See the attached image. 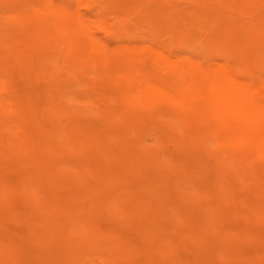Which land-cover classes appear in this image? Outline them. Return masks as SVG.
Masks as SVG:
<instances>
[{"label": "rangeland", "instance_id": "rangeland-1", "mask_svg": "<svg viewBox=\"0 0 264 264\" xmlns=\"http://www.w3.org/2000/svg\"><path fill=\"white\" fill-rule=\"evenodd\" d=\"M6 1V0H5ZM5 1L4 0H0V137L2 138V137H4L3 139H0V175H1V177H0V182L3 180V181H8L7 183L5 182L4 184V187H3V189L1 188V190L0 191H2V193L4 194H2V196L0 195V200L2 201L0 204H1V206H0V238H2V239H0V244L2 245V247H1V249L3 250V249H5V247L4 246H6V248H7V246L8 245H10L11 243V245H12V247L14 246V247H16V248H12V249H17L18 247L21 249L22 248V242H23V244H24V249H22V250H19V248H18V251H22L21 253L20 252H18V253H16L17 255H18V257H17V255L16 256H14L13 258H14V260H15V258H16V260L18 261V262H20V260H19V253H20V257L22 258H20L21 260H22V263L20 262L19 264H41V259H40V257H42V263L44 262L45 264H53L54 262L56 263V261H57V259L58 258H60L59 260H61V261H59V262H62L61 264H63L64 263V260H65V263H67V261L69 260H66V259H64L63 257H62V259H61V257H59V256H57L58 254H60V253H58L57 251H55L54 249H56L55 247H59L60 245H61V243H63V241H60V240H63L62 239V236L63 237H69V234H70V230H68L69 231V233H68V235L67 234H64V232L67 230L66 228H68L67 226H68V224L70 223V222H74V223H76V224H78L79 226H81V225H83V227L81 228V227H79V229H80V232L82 231V233L83 232H85L86 231V233H87V231H90L91 229H93L94 227H95V229L98 231V232H100V233H110V232H113V231H116V232H118V233H120L122 236H125V237H127V239H130V244H132V245H134V249L132 250V252L131 253H133L132 255H134V256H132V261L133 260H136V262L138 263L139 262V259L138 258H142L141 260L142 261H144V260H150L151 259V255H153V253H154V257L155 258H153V256H152V258H153V260H152V262L155 260V259H158L159 258V260L161 259V256H163V261H159V260H157V262L156 261H154L155 263H168V264H170L169 262H168V260L170 261V260H172L171 258H173V261L175 260V258L177 257L176 256V254H178V253H180L181 255V260H183V261H181V263L182 262H185L186 261V263L187 262H191V264H195L197 261L199 262V264H210V263H212L213 264V259H215V258H213L212 259V257H216V259H217V261H216V259H215V262H218L219 260H222V259H224L225 258V260H231L232 261V263H233V260H236L235 259V256L233 257V254H231V253H235L234 251L232 252V250H234L233 249V247H234V243H235V247H236V245L237 246H242L241 248H235V251H237L236 253H237V256L236 257H238L239 259L241 258V260H238V261H241L242 263H238L237 262V260H236V262H235V264H243V263H246V258H248V259H250V262H249V264H264V251L262 252V250H261V252H260V249H261V243H262V239H263V237H264V235L262 236V237H259L260 239H261V242H260V240H259V238L258 237H256L255 238V236H254V234L257 236L259 233H258V231H260L261 230V232L264 234V229H260L259 227H261V226H259V225H261V223H263L264 224V222H262L261 220H263L264 219V214H263V216L261 215L262 214V212L264 213V209H263V207H264V195L262 194V190H264V180H263V178H264V170H262V169H264L263 167H264V148L262 149L261 147H259V145H261V146H264V142H262V141H264V121L263 122H261V118H262V120H263V118H264V113H262V114H259V115H257L254 111H253V107H252V105H247V104H245L244 103V101L239 97V96H236V95H234V94H232L231 92H230V90H228V89H226V88H224V87H222V86H215V90L217 91V92H215V91H213L212 89V86L211 85H209L210 87H204V86H200L199 84H198V81L199 82H201V80H202V77H203V75H202V68L204 67V65H205V63H207V61H210V62H212L214 65H216L215 67H218V63H219V66L221 67L224 63H226L227 61H228V59L227 58H230V59H233V60H236V62H237V65L240 67V68H242V69H244L248 74L249 73H251L253 76H257L256 78H257V80H262L263 78H264V0H260V2H259V0H189L188 2H187V0H183V1H181V0H156V1H158V4H156V2H154V5H156V6H162V5H164V8L163 9H165V16H166V21H165V26H163L162 27V29L163 30H160L159 32H158V34H157V36H156V38H154V40L153 39H151L148 35H145V33H143V32H140L139 31V33L136 31L135 33H133V34H131V35H129V36H122V37H113V36H110L108 33H104L103 31H101L100 29H98V26H97V23H95L94 22V20H95V17L94 16H91V15H93V13L91 12V14H89L90 13V11H89V9L88 8H85V7H87V6H83V5H86V1L84 2V0H80V2H82V4L80 3V5L78 4L77 6L75 5L76 3H78L77 2V0H76V2H75V4H74V1L75 0H69L70 2H71V5H70V8L77 14V17H78V19L79 18H82L83 17V15H85L86 14V12L88 11V13L85 15V18H86V16H90V18H91V21L90 20H88V17L86 18L87 19V27H88V25L90 24L91 25V27H95V26H97V29H95L94 28V30L90 27V25H89V27L91 28L90 29V31H91V34H92V31L95 33L94 35H97V36H103L102 38H104L103 40L104 41H106V42H111L110 44H112V43H114V46L115 45H117L118 43L119 44H121V43H129V44H134L135 43V45H140V47H142V50H147V49H151V50H153L155 53H157L158 54V52H160V56H162L163 58H166V57H168V60L170 59V61H175L176 59H178V57H181V59H182V62H180L179 63V65H177L176 67H172L173 69H176L175 70V73H178L179 74V77H143V76H139V74H140V72H139V70H138V72H139V74L135 71V73L137 74V76H136V74L134 75V77H127V79H128V81H127V79H126V81H124V79L126 78V74L124 75V73L126 72L125 71V69L121 72L119 69H123V68H125V66H123L124 64H125V62L123 61V60H121V61H123L122 63H121V61L119 60V58H124L123 57V55H122V57H120L121 56V54L119 55L118 54V58H117V56H116V58H117V65H116V68L118 69L117 71H118V73L120 74V72H121V74H120V76H122V77H120L119 76V74H117V73H114L113 72V74H116L117 75V77H119V78H117L115 75V77H111V75L110 74H112V73H110L113 69H114V65H109V63H107V60H106V58H105V56L107 55V53L105 52L104 53V50L105 49H103L102 47L103 46H99L100 47V49L102 48L103 49V56H104V58H105V61L104 60H101V58L103 57V56H101V58H100V60L102 61V62H99V64L101 63V65H98V60H99V53L98 52H95L97 49H98V51H101V50H99V48L96 46V48L94 47V52L95 53H92V50H88L89 52H91L89 55H91L90 57L92 58V60H91V63L93 64H86L87 62H90V61H86V58L85 57H83V55L84 56H89V55H87L88 53V51H87V49H82V50H84V51H82L81 50V48H80V43L79 42H77V41H75V38H73L74 36L73 35H71L72 36V38L71 37H69V35H67L66 34V32H65V30H63L62 32H61V30L60 31H57V30H59V25H58V20H55V16H56V14H55V12H58V10H59V8L58 7H60V5H63L62 3H65V2H63L62 0H45V2H47L46 4H44L43 3V5L44 6H42V2H40L39 0V2H40V4H39V2L37 3L36 2V0H34L33 2H35L34 4L31 2V1H28V0H20L21 2L19 3V1L18 0H8L9 2L6 4L5 3ZM43 1V0H42ZM54 1V2H53ZM61 3H60V2ZM79 1V0H78ZM148 1V0H147ZM153 1H155V0H152V1H150V2H153ZM170 3H169V2ZM179 1V2H178ZM185 1V2H184ZM17 2H18V4H17ZM187 2V3H186ZM248 2H250V3H247ZM10 3V4H9ZM14 3V5L16 6V8H15V6L14 5H12ZM37 3V4H36ZM53 3V4H52ZM56 3V4H55ZM147 3V2H146ZM146 3H145V5H146ZM161 3H163V4H161ZM165 3V4H164ZM191 3V4H190ZM198 3V4H197ZM247 5H246V4ZM66 4V3H65ZM65 4L63 5V6H65ZM148 4V3H147ZM4 5V6H3ZM11 5V6H10ZM25 5V6H24ZM32 5V6H31ZM37 5V6H36ZM75 7H74V6ZM141 5V4H140ZM167 5L169 6L168 8H167ZM172 5V6H171ZM250 5V6H249ZM52 6V9L51 8H48V7H51ZM68 6V5H67ZM142 6V5H141ZM185 6H187V7H185ZM30 7H32V8H30ZM38 8V10L37 9H34V8ZM82 7H84V8H82ZM143 7V6H142ZM22 8V9H21ZM40 8H42L41 10H40ZM144 8V7H143ZM148 8H149V5H148ZM239 8H241L242 9V11L239 9ZM28 9H29V11H38L39 13H37V14H41V16H45V15H48V16H51L50 17V20H47V23L49 24V26L50 27H48V28H50V29H47L46 31H44L43 33H40V32H36L35 31V28L33 29L32 27L30 28L31 29V31H29L28 30V25H31V26H33V24L32 23H34V19L32 18V17H30V15L28 14ZM32 9V10H31ZM51 9V10H50ZM75 9V10H74ZM84 9V10H83ZM61 10V9H60ZM63 10V9H62ZM61 10V12H63ZM167 10V11H166ZM240 10V11H239ZM28 11V12H27ZM48 11V14L46 13ZM51 11V12H50ZM82 11V12H81ZM169 11V12H168ZM60 11L58 12V13H61ZM184 12V13H183ZM185 12H187V14L185 13ZM191 14H189V13ZM4 13H6V14H4ZM171 13V14H170ZM256 13V14H255ZM50 14H52V15H50ZM61 14H63V13H61ZM172 14H175V15H173V17L172 16H170V15H172ZM15 15V17H16V19H15V21H12L13 19V17L12 16H14ZM34 15L36 16V14L34 13ZM182 17L181 19H180V17ZM3 17V18H2ZM10 17V18H9ZM55 17V18H54ZM167 17H168V19H167ZM179 17V18H178ZM184 17V18H183ZM194 17V18H193ZM225 17V18H224ZM240 17V18H239ZM34 20L33 22H32V19ZM89 18V19H90ZM93 18V19H92ZM176 18V19H175ZM3 19V20H2ZM49 19V18H48ZM170 19V20H169ZM179 19V20H178ZM52 20H53V22L56 24V29H55V25H54V23L52 22ZM56 22H55V21ZM167 20H169V22L168 23H170V22H172V21H174V22H172V24L170 23V25H171V27L168 25V23H167ZM184 20V21H183ZM49 21V22H48ZM181 21V22H180ZM183 21V22H182ZM263 21V22H262ZM29 22H32V23H28ZM92 22H94V23H92ZM260 22V23H259ZM173 23H174V26H173ZM177 23V24H176ZM187 24V25H183V24ZM52 25V28H51V25ZM188 24H189V27H185V29H186V31H185V29L184 30H182L184 27L183 26H188ZM191 24V25H190ZM35 25V24H34ZM95 25V26H94ZM169 26V28H168V26ZM177 25V28H178V26H179V29H177V31L179 30V32H177L175 29H174V27ZM172 26H173V29H172ZM259 26V27H258ZM88 27V28H89ZM165 27H167L168 29H167V31H166V28ZM180 27H182V29L180 28ZM25 28H26V30H28L29 32H30V34L32 33V31H34V35L36 34V35H38L37 36V38L39 37V39L41 38V37H43V39H44V41L45 40H47V42L45 41H42V38H41V40H39L38 39V41H37V45H38V43H40V45H39V47H37V49L35 48L37 45H35V44H33V43H30V42H28V40L26 39V41H25V38L23 37L24 36V30H25ZM88 28H86L87 29V32L86 33H89V29ZM190 29V31H191V35H189L188 37L189 38H184V37H187V35H185V34H190V33H186V32H188V30ZM258 28V29H257ZM54 30V31H53ZM182 30V31H181ZM162 31H164V32H162ZM170 31L172 32V33H170ZM183 31H185V33H183ZM48 32V35L46 34ZM60 32V33H59ZM166 32V33H165ZM177 32V33H176ZM180 32H182V33H180ZM192 32H193V34H192ZM259 32H261L262 33V35H260V33ZM53 34L54 33V35H56L57 36V33H59L58 34V37H55L54 36V38H53V36L52 35H50V34ZM64 33V34H63ZM161 33V34H160ZM180 33V34H179ZM257 33V34H256ZM177 34H179L180 36H178ZM195 34V36L194 37H191L192 35H194ZM13 35V36H12ZM32 35V34H31ZM62 35H63V37H62ZM171 35V36H170ZM33 36V35H32ZM44 36H45V38H44ZM49 36H52V37H50L49 38ZM99 36V37H100ZM141 36V37H140ZM12 39H11V38ZM60 37H62V38H60ZM69 37V38H68ZM86 37V36H85ZM92 37V35H90L89 34V36H87L86 38H87V41H89V42H91L92 43V41L94 40L93 38H91ZM170 37V38H169ZM178 37V38H177ZM24 38V39H23ZM83 38V37H82ZM120 38V39H119ZM122 38V39H121ZM143 38V39H142ZM184 38V41L182 40ZM10 39V40H9ZM49 39H51V41L49 40ZM69 39V40H68ZM74 41H73V40ZM92 39V40H91ZM125 39H127V40H125ZM160 40L159 41V43H161V41L162 42H165V43H163L165 46H166V48H167V46H168V48H170V50L167 48V50L165 49V46L161 43L160 45L158 44V40ZM167 39V40H166ZM173 39V40H172ZM185 39H188V41L189 42H193V43H195L194 44V46L195 47H193V43H189L188 41H186L185 42ZM115 40V41H114ZM157 40V41H156ZM172 40V41H171ZM197 40V41H196ZM43 43H42V42ZM54 41V42H53ZM153 41H154V43H153ZM155 41H156V43H155ZM232 41V42H231ZM23 42V44H21ZM28 43V45H27V43ZM53 42V43H52ZM80 42H81V40H80ZM88 42V43H89ZM131 42V43H130ZM137 42V43H136ZM145 42V43H144ZM183 42V43H182ZM249 42V43H248ZM41 43H42V45H41ZM56 43V44H55ZM87 43V42H86ZM90 43V44H91ZM116 43V44H115ZM184 43H186V44H184ZM207 43V44H206ZM242 43V44H241ZM54 44V45H53ZM93 44V43H92ZM97 45H101V44H99V43H96ZM95 44V45H96ZM118 44V45H119ZM156 44L157 45H159V46H157L156 47ZM167 44V45H166ZM168 44H170V45H168ZM187 44H189V45H187ZM217 44V45H216ZM233 44V45H232ZM238 44V45H237ZM248 44V45H247ZM29 45H33L32 47L34 48V50H38V52L37 53H43V55H44V57H46V55L45 54H47V53H49V51L52 49L54 52V55L52 54V52H50L48 55H47V57H51V56H54V57H51L52 58V60L53 61H55V63H53L52 62V64H51V61L49 60V58H48V60H49V62L48 63H50L49 65H48V63H47V58H45V61H44V64H45V66H43V69L44 68H46V69H44L45 71L43 72V74L45 73V72H48V76H47V74L45 73V75H46V77H45V75H43L44 77H40V75H42V74H40L39 75V73H41V72H39V73H35V70L33 71V69H36V70H43L42 69V67H41V65H40V62L42 63V60H43V55H41L40 54V57H39V55H38V57H36V56H34V55H36L35 53L33 54H30L29 55V58L30 59H28L29 61L30 60H32V57L34 56L35 58H37V60L38 61H40L39 63H37L38 65H40L39 67H41V69H37V68H32V67H38L37 66V64H36V62L37 61H35V58H34V60H32L31 62H27V64L25 65V63L26 62H24L25 60H23L22 61V56L20 55H17L16 53V51H19V50H21V51H23V50H25V51H33L32 49V47L30 48V49H28L27 47L29 46ZM48 45H50V47H51V49H50V47H48ZM61 45V46H60ZM94 45V44H93ZM113 45V44H112ZM163 45V46H162ZM180 45H181V47H180ZM189 47L188 49H187V46ZM199 45V46H198ZM222 45V46H221ZM17 46V47H16ZM27 46V47H26ZM35 46V47H34ZM42 46V47H41ZM57 46V47H56ZM149 46V47H148ZM171 46V47H170ZM252 46V47H251ZM13 47V49H11ZM14 47L16 48L15 50H14ZM54 47H56V49H54ZM161 47V48H160ZM218 47H220V48H218ZM226 47V48H225ZM231 47V48H230ZM255 47H258V48H255ZM17 48H19V49H17ZM23 48H25V49H23ZM46 48V49H45ZM50 50H49V49ZM171 48H172V51H171ZM174 48V49H173ZM185 48V49H184ZM194 48V49H193ZM197 48V49H196ZM222 48H224V49H222ZM27 49V50H26ZM46 51H45V50ZM48 49V50H47ZM176 49H178L177 51H176ZM195 49L197 50V51H195ZM44 50V51H43ZM51 50V51H52ZM182 50H184V54H182V52H181V54L180 53H178V52H180V51ZM189 50V51H188ZM241 50H243V51H241ZM256 51V53H255V51ZM24 51V52H25ZM43 51V52H42ZM86 51V52H85ZM148 51V50H147ZM157 51V52H156ZM169 51V52H168ZM260 51H262V52H259ZM10 52H12L13 53V55L10 53ZM15 52V53H14ZM23 52V53H24ZM30 52H26V53H30ZM82 52V53H81ZM102 52V51H101ZM100 52V55L102 54ZM172 52V53H171ZM85 53H87V54H85ZM97 53V56H98V58H97V56L95 55ZM174 53V54H173ZM175 53H177V54H175ZM13 56V57H11V55ZM19 54V53H18ZM80 54H83L81 57H83L82 58V60H81V58H80ZM113 54V53H112ZM189 54H191V55H189ZM27 56H28V54H26ZM50 55V56H49ZM62 55V56H61ZM170 55H174V57L173 56H170ZM187 55H188V57H187ZM195 55V56H194ZM232 55H235L234 57L232 56V58H231V56ZM238 55V56H237ZM15 56V57H14ZM17 56L19 57V58H17ZM73 56H74V58H75V56H76V60H75V63L77 62V64H76V66H74V64H72L73 62H72V59L74 60V58H73ZM109 56H112L111 55V53L110 54H108L107 55V57L109 58ZM115 56V55H114ZM170 56V57H169ZM177 56V58H175ZM241 56H243L242 58H241ZM251 56V57H250ZM8 57H10V58H8ZM42 57V58H41ZM69 57H70V60H69ZM90 57H88L89 58V60H90ZM226 57V58H225ZM244 57H246L247 58V60H245V58ZM56 58H57V60H56ZM93 58H94V61H93ZM252 58H253V60H252ZM22 61V63H19V61ZM79 60V61H78ZM86 61L85 62V64H86V66H85V64H84V61ZM109 60H111V58H109ZM108 60V61H109ZM114 60H115V58H114ZM113 60V61H114ZM120 62H119V61ZM224 60V61H223ZM240 60V61H239ZM261 60H262V62H261ZM34 61V62H33ZM58 61V62H57ZM97 61V62H96ZM112 61V60H111ZM112 61V62H113ZM246 61V62H245ZM250 61H251V63H250ZM81 62H83V63H81ZM103 62H104V65H103ZM110 62V61H109ZM114 62H116V60L114 61ZM114 62H113V64H114ZM250 64H249V63ZM31 63V64H30ZM34 63V64H33ZM111 63V62H110ZM118 63H119V65H120V63L122 64V66L120 65V67L121 68H119V66H118ZM190 63H192L193 64V66H192V64H190ZM194 63H196L195 65H194ZM198 63V64H197ZM215 63H217V64H215ZM32 65L30 68V70L31 71H29V69H28V67L30 66V65ZM80 64V67H79V69H81L82 68V70L83 71H81V72H78L76 69H78V65ZM109 65L110 66V69H112V70H107L108 69V67L109 66H107V65ZM25 67H24V66ZM27 65H29V66H27ZM43 65V64H42ZM81 65H82V67H81ZM93 66V68H92V66ZM102 65L104 66L103 68H102ZM106 65V66H105ZM49 66H50V68H49ZM91 66V68H89ZM112 66H114V67H112ZM180 66V67H179ZM53 67V68H52ZM77 67V68H76ZM107 69H106V68ZM112 67V68H111ZM85 68V69H84ZM87 68V69H86ZM88 68L89 69H91V71L90 72H92L91 74H88V73H90L89 72V70H88ZM95 68H97V70L95 69ZM106 69L105 71H109V76L111 77V79L112 78H114L113 80L114 81H112L111 82V80H110V77H109V82H111L112 84H113V86L107 81L108 80V78L105 76V73L103 72L102 74L104 75H102L104 78H105V80L107 81V84H108V86L106 87L107 89H108V87H109V89L107 90V89H104L105 91H107L106 93H102V92H98L97 91V89L99 90V91H101L102 89H103V87L105 86V83L106 82H104L102 79H103V77H100V78H98V76H96L97 74H95L94 72H98L99 71V69H100V72H101V70L102 69ZM179 68H180V70H179ZM12 69V70H11ZM92 69L94 70V71H92ZM135 69V70H136ZM85 70H86V73H87V71H88V76H90V77H88V76H85L84 77V75L83 74H81L82 72H84L85 73ZM116 69H114V71H115ZM56 71V72H55ZM60 73H59V72ZM104 71V70H103ZM14 72V73H13ZM27 72V73H26ZM29 72H31L32 74H29ZM33 72L35 73V75L33 76ZM37 72V71H36ZM54 72V73H53ZM53 73V76H50L51 74ZM56 73V74H55ZM28 74V75H27ZM57 75L56 77H54L55 75ZM86 74V75H87ZM94 74H95V76H94ZM106 74H108V73H106ZM112 74V75H113ZM201 74V75H200ZM250 74V75H251ZM13 75V76H12ZM30 75H32V77L30 76ZM39 75V76H38ZM99 75V74H98ZM101 75V74H100ZM99 75V76H100ZM9 76V77H8ZM35 76H38V77H35ZM94 76V77H93ZM259 76V77H258ZM261 76V77H260ZM10 78V79H9ZM99 80L100 79V81H102V83H100V81H98L97 79ZM124 78V79H123ZM150 78V79H149ZM159 78V79H158ZM162 78V79H161ZM8 79V80H7ZM95 79H96V82L98 81V83L99 84H103V87H102V85H96L95 84ZM117 79H118V82H115V80L117 81ZM139 79V80H138ZM37 80V81H36ZM8 81V82H7ZM80 81V82H79ZM123 81V82H122ZM79 82V83H78ZM116 84H115V83ZM53 83V84H52ZM38 84V85H37ZM94 84L96 85V87L94 86ZM106 84V85H107ZM118 84H119V86H118ZM80 85V86H79ZM110 85L112 86V87H110ZM117 85V86H116ZM22 86V87H21ZM53 86V87H52ZM121 86H122V88H124V89H129V91L127 92L126 90H124L125 91V93H124V91L121 89ZM208 86V85H207ZM20 87V88H19ZM98 87V88H97ZM100 87H102V88H100ZM151 87H153V88H151ZM27 88V89H26ZM96 88V89H95ZM130 88L132 89V90H130ZM134 88V89H133ZM151 88V89H150ZM7 89V90H6ZM34 89H35V92H34ZM61 89V90H60ZM116 89V91L118 90H122V91H119V92H116V91H114ZM127 89V90H128ZM153 89V90H152ZM11 90V91H10ZM54 90V91H53ZM9 91V92H8ZM18 91V92H17ZM21 91H23V92H21ZM31 91H33V92H31ZM38 91H39V93H38ZM42 91V92H41ZM97 91V92H96ZM103 91V90H102ZM126 92H127V95H126ZM25 93V94H24ZM95 93L96 94H98V95H96V97H94V95H95ZM125 95H124V94ZM27 94H29V95H27ZM69 94V95H68ZM104 94V95H103ZM119 94L121 95V94H123L124 96H122V98L123 97H125L126 96V99H124V102H126V104L128 105L129 104V106L130 107H128L129 109H127V105H125V107L126 108H124L123 106H124V104L125 103H123L122 101H123V99L122 98H120L121 96H119ZM19 95V96H18ZM102 97H101V96ZM198 95V96H197ZM18 96V97H17ZM27 96H29V97H27ZM60 96V97H59ZM65 96V97H64ZM106 96H107V100H105L106 102L109 100V102H108V106H107V108L105 107L104 108V106H103V103H101L102 101L103 102H105L103 99L104 98H106ZM22 97V98H21ZM64 97V98H63ZM104 97V98H103ZM26 98V99H25ZM46 98V99H45ZM54 98H56V99H54ZM62 98H63V100H62ZM67 98V99H66ZM99 98V99H98ZM102 98V99H101ZM200 98V99H199ZM28 99V100H27ZM48 99V100H47ZM65 99V100H64ZM92 99V100H91ZM99 101H98V100ZM111 99V100H110ZM204 99V100H203ZM24 100H26V101H24ZM57 100V101H56ZM59 100H60V102H63V104H65L64 106H61L60 104V102H59ZM62 100V101H61ZM94 100V101H93ZM96 100H97V102H96ZM207 100V101H206ZM23 101V102H22ZM55 101H56V104H55ZM65 101H66V103L68 102V105H66V103H65ZM92 101V102H91ZM113 101V102H112ZM186 101V102H185ZM57 102H59L60 104H58ZM105 102V103H106ZM110 102H112V103H114V104H118V106L117 107H115V106H113L112 104H110V105H112L111 107H110V105H109V103ZM128 102V103H127ZM169 102V103H168ZM193 102V103H192ZM215 102H216V105H217V108H216V105H215ZM9 103H10V105H9ZM33 103H35V104H33ZM90 103H91V105H90ZM97 105H96V104ZM191 103V104H190ZM196 103V104H195ZM208 103V104H207ZM35 105V107L37 106L38 107V110H37V112H35V110L37 109V107L36 108H34L33 107V105ZM47 104V105H46ZM52 104H55L56 106H57V104H58V108L55 110L56 112H57V110L58 109H61V107H62V111H63V108H64V110H65V106H67L68 108H66L67 110H68V112H69V108L72 106V111H71V113H75L77 110H80V108H79V105L80 106H84L85 104H87V109L85 108L84 109V111L82 112V113H79L80 111H82L83 110V108L86 106H84L83 108H81L82 110H80L79 112H77L76 114H77V116H79L78 115V113L79 114H81L82 116H84V114H86L87 116H89V114H91V117H92V114L94 115V112H97V111H99V113H97V114H99V117H97V118H95V116H93L92 118H90V119H88L89 120V122L91 121V119H92V121H93V118H95V119H97V120H99L98 121V123H97V120H95L94 119V123H92V125L91 124H89V122L86 124V118H87V116H86V118L84 119V121L81 119V117L79 116L78 117V119L79 120H81V121H83V122H85V123H83V122H81V123H83L84 124V126H82L83 128H81V125H83V124H80L79 122V120H77V119H75L76 117L74 116V115H76V114H71L72 116H69L67 113H66V115L64 116V114H62L63 112L61 111H59L60 113L59 114H62L63 116H62V118L64 119V118H66V119H64L65 120V122H67V119H69L68 121H70V120H72L71 122H73V123H71V122H69L70 123V125H74V127L76 126V124H77V121H78V123L80 124V126H76V127H78V129H77V131H79L78 133H79V137L77 136L78 135V133H76L77 135V137L75 136V138L76 139H74V137H73V135H71L72 136V138H71V140H70V142H71V144H72V146L74 147H71V144H70V142H68L69 140H68V138H67V140H66V138H64V137H62L64 134L63 133H67V130H69V128H67L68 126L70 127V130H71V126L70 125H65L66 123H64V125H62L61 123H63L64 121L62 120V118H61V120H60V117H59V120H60V122L58 123L59 124V126H58V128H61L60 130L58 129V128H56L55 129V132H53V133H51L50 131H51V129H50V127L52 128V125H51V123H50V119H49V116L47 115V112H50V111H48V110H50V108H52L53 106H51ZM84 104V105H83ZM89 104V105H88ZM122 105V106H120L119 107V105ZM190 104V105H189ZM238 104V105H237ZM242 104V105H241ZM32 105V106H31ZM43 105V106H42ZM75 105H77V107H78V109L76 110V108L74 107L73 108V106H75ZM99 105H101V106H99ZM174 105V106H173ZM188 105V106H187ZM200 105V106H199ZM202 105V106H201ZM203 105L204 106H206V107H203ZM212 105H213V107H212ZM215 105V106H214ZM47 106V107H46ZM70 106V107H69ZM185 106V107H184ZM187 106V107H186ZM198 106V107H197ZM236 106V107H235ZM238 106V107H237ZM4 107V108H3ZM12 107H15L14 108V110H13V108ZM30 107H32L33 108V110H30L29 108ZM103 109H102V108ZM108 107H109V109L111 108V111L110 110H108ZM115 107V108H114ZM172 107V108H171ZM196 107V109H194V108ZM202 107V108H201ZM227 107H228V109H227ZM229 107H230V109H229ZM3 108V109H2ZM7 108V109H6ZM45 108V109H44ZM54 108V107H53ZM56 108V107H55ZM54 108V109H55ZM89 108H90V110H94V111H92L93 113H87V111L89 110ZM92 108H94V109H92ZM95 108H97V109H95ZM101 108V110H98V109H100ZM112 108L113 109H117V108H119L118 110H116L115 111V113L117 112V117L119 118V115H120V122H121V124H119V122H118V124L119 125H123V127L121 126H115L114 127V125H117L116 123H117V121H118V119L115 117L116 116V114H114V113H112ZM183 108H185V109H183ZM191 108H193V110H191ZM216 108V109H215ZM240 110V111H238V109ZM244 108H247V110H248V113H247V111L245 110V112H244ZM28 109H29V111H28ZM104 109H107V111L106 112H109L110 111V116H112V114L113 115H115L114 117L115 118H111L112 119V123H113V121H115L116 123H114V125L112 124V123H110V121H108L109 119H110V117H109V119H107V121H106V119H103L104 117H103V115H102V113L104 114L105 113V111H104ZM124 109H125V111H124ZM131 109V110H130ZM198 109V111L199 112H201L200 114L199 113H197L195 110H197ZM211 109V110H210ZM213 109H215L214 110V112H213ZM226 109V110H225ZM234 109V110H233ZM27 110V111H26ZM44 110H45V112H44ZM47 110V111H46ZM66 110V111H67ZM96 110V111H95ZM121 110H123L124 112H126V113H123V111H121ZM217 110H218V112H217ZM223 110V111H222ZM228 110H230V112L228 111ZM31 111H33L34 112V115L35 116H38V118L37 117H35L34 115H33V112L32 113H30ZM101 111V112H100ZM102 111H104V112H102ZM191 111H194L195 112V114H196V117L195 116H193L192 114H189ZM237 111V112H236ZM241 111H242V113H241ZM253 113H252V112ZM65 112V111H64ZM221 112V113H220ZM8 113H9V115H8ZM28 113V114H27ZM30 113V114H29ZM41 113H42V115H41ZM70 113V112H69ZM84 113V114H83ZM130 115H129V114ZM160 113V114H159ZM206 113H208V114H206ZM210 113V114H209ZM238 113V114H237ZM252 113V114H251ZM255 113V114H254ZM33 115V117H35V118H33L32 116H30V115ZM39 114V115H38ZM96 114V113H95ZM124 114H126V115H124ZM135 114V115H134ZM214 116L215 114H218V115H220L221 116V118L219 119V121L223 124V126L224 127H221V129L223 128L224 130H225V128L228 130H225V132H226V135H228V134H230L229 132H231V131H229V128H231L230 127V125L232 124L233 126H232V128L233 127H236L235 129H232V130H234V132L236 131V136H240V137H238V138H240L241 139V136H243L242 137V139L240 140V139H238L236 136H233V134L231 133L230 134V137L229 138H231V140L229 139V140H227V137L225 138V137H223V139H221V137L220 136H218V133L215 131V130H213L212 131V128H207V124H205V123H207V121L208 120H206V117H208L209 116V118L208 119H211V117L210 116H212V115ZM223 114H226V116H227V118H226V116L225 115H223ZM241 114V116H238V115H240ZM244 116H246L245 118L243 117V115ZM27 116V120L29 121V119H31V121H27L26 120V116ZM68 115V116H67ZM108 115V114H107ZM261 115V116H260ZM40 116V117H39ZM42 116H43V118H42ZM46 116H48L47 117V119H46ZM74 116V117H73ZM103 117L102 119H100L101 117ZM123 116V117H122ZM222 116H225V117H222ZM255 116H256V118H255ZM28 117H32V118H28ZM68 117V118H67ZM85 117V116H84ZM84 117H82V118H84ZM90 117V116H89ZM88 117V118H89ZM249 117H251L252 119H253V121H252V119H249ZM258 117V118H257ZM37 118V121L35 122V124H34V121L32 120V119H36ZM45 118V119H44ZM71 118V119H70ZM73 118L75 119V120H73ZM107 118H108V116H107ZM129 118H130V120H131V122L129 121ZM235 118H236V121H235ZM243 118L244 119H249V120H247L246 122H244V120H243ZM40 119H42L41 121H40ZM110 119V120H111ZM115 119V120H114ZM116 119H117V121H116ZM47 120H49V121H47ZM101 120V121H100ZM125 120H128V124H130L131 123V125L133 124V128L130 126H128V124L126 123L127 121H125ZM243 122H242V121ZM42 122V124L44 125L43 127H44V129L46 128V130H50V131H48V133L50 132V134L51 135H49L48 133H45V135H47V136H44V138H45V140H43L42 139V137H43V135L41 134L40 135V137H41V139H42V141H43V143H48L49 144V142H47V140L49 139V136H50V138H51V143L50 144H56V143H54V140H55V138L54 137H59L60 138V136L63 138V142H61V140L59 141V140H57L56 139V141H59V143L61 142V146H63V149H65L64 150V155H66V156H74L75 154H76V156L77 155H80V156H77V157H75L74 156V158L72 159V160H68V163H66L67 162V157H65L64 155H61V156H63V157H60V158H62L63 160H59L61 163H59L58 162V160L57 159H60V158H57V159H55V160H57V161H53V160H51L52 161V163L50 162V161H48V159L49 158H47V156L46 157H43L42 156V154H46V152H49L50 151V156H51V154L53 155V156H51V157H57L58 155H60L61 153H59V150L57 149L58 147L57 146H60V145H55L56 146V149L54 148V151L53 150H51V148H53L51 145V148H49V149H47V147H49L48 146V144L45 146L44 144L43 145H41L42 143H40V142H42L41 140H40V137L37 139V136H36V131L35 130H37V129H39L40 128V126L38 127V128H35L37 125H41V123L40 122ZM75 121V122H74ZM91 121V122H92ZM102 121H104V122H102ZM125 121V122H124ZM223 121V122H222ZM251 121V122H250ZM105 122H108V125L106 124V127H108V130L109 131H111V133H113L112 131H116L117 132V127H120L121 128V130H120V128H118L119 130H118V134H120V135H117V133H116V136L117 137H112V135L110 136V135H108V134H110L109 132H107L108 130H107V128H104L102 131L100 130V129H102L103 128V125H104V123ZM235 122V123H234ZM27 123V124H26ZM35 125H33V124ZM46 123H48V125H50V126H48ZM95 123H96V127H98V126H100V127H98V129L103 133L104 132V134H102L100 131H98L94 126H95ZM101 123L103 124V125H101ZM112 125V128L114 129H112V130H110L111 128V125ZM125 125H124V124ZM228 123V128L225 126L226 124ZM250 123V124H249ZM22 124H23V127H22ZM78 124V125H79ZM126 124H127V126H126ZM225 124V125H224ZM239 124L241 125L240 127H238L239 126ZM260 124V127L263 125V128H260V127H258V125ZM9 125H10V127H9ZM33 125V126H32ZM47 125V126H46ZM90 125L93 127V129H95L94 131H95V133L97 132L98 133V136H100V139L101 138H105V134H107L108 136H110L109 137V139H111V140H108V139H106V141H103V140H105V139H101V144L100 145H97V146H95V141H97L98 140V136L97 135H95V133H93V131H91L92 130V128H89L90 127ZM98 125V126H97ZM196 125V126H195ZM235 125V126H234ZM245 125V127H242V126H244ZM246 125H247V128H246ZM248 125H250L249 127H251V126H253V125H255V126H253V127H255L257 130L259 129V130H261V132L258 130H256L255 128L253 129V131H251V133L253 134V132L256 130L257 131V134H256V131L254 132V134H256L254 137L255 138H252V136L250 135L251 133H250V130L252 129H250L249 130V127H248ZM30 126H32V129L30 128ZM42 126V125H41ZM46 126V127H45ZM65 126V127H64ZM110 126V127H109ZM206 126V127H205ZM258 128H257V127ZM28 127L31 129V132L34 134L33 135V138L31 137V140H33L34 142H37V143H34L35 144V147L32 145V143H33V141L31 142V140H30V138L29 137H27L28 136V132H30V129H28ZM43 127H41L40 128V130L43 128ZM73 127V126H72ZM102 127V128H101ZM127 127V128H126ZM205 129H204V128ZM11 128V129H10ZM67 129V130H65V131H63L62 129ZM87 128H89V129H91V130H89V131H87L88 129ZM110 128V129H109ZM122 128H125L126 129V131H125V129L123 130V132H122ZM128 128H130V129H128ZM238 128H241L240 129V131L242 132V128H244L243 130H245V128L246 129H248L247 131H248V133L249 134H247V132L246 131H243L244 132V134H243V132H242V134L243 135H241V132L239 131V129ZM10 129V130H9ZM20 129H23V130H20ZM33 129H35L34 131L35 132H33L32 130ZM83 129V130H82ZM107 130V131H104V130ZM128 129V130H127ZM194 129V130H193ZM202 129H203V131H202ZM206 129H208V131H206ZM209 129H211V130H209ZM238 129V130H237ZM26 130H28V131H26ZM40 130H39V134H40ZM52 130H54L53 128H52ZM56 130H57V132H58V130H59V134L57 133V135H56ZM131 130V131H130ZM231 130V129H230ZM263 130V131H262ZM2 131V132H1ZM62 133H61V132ZM76 131V132H77ZM82 131H83V134H82ZM125 131V132H124ZM130 131V132H129ZM199 133H198V132ZM212 131V132H211ZM216 133H215V132ZM30 132V133H31ZM70 132V131H69ZM86 132V133H85ZM106 132V133H105ZM145 132V133H144ZM183 132H187V134H185L184 135V133ZM195 132L197 133V135L198 136H201V137H198L197 135H194L195 134ZM210 132V133H209ZM233 132V133H234ZM238 132V133H237ZM3 133H6V134H4L5 136L7 135V138L3 135L2 136V134ZM18 133V134H17ZM24 133H25V135H24ZM30 133H29V136H31L30 135ZM37 133V134H38ZM87 134V136L85 135V134ZM88 133H90V135H88ZM99 133H101V134H99ZM122 133H125V134H122ZM126 133L127 134H129L128 136L126 135ZM144 133V134H143ZM151 135H150V134ZM181 133V134H180ZM192 133V135H190ZM210 135V138H212V136L213 137H215L216 138V140L214 141V139L212 138V139H210L209 138V136H208V134ZM245 133H246V135H245ZM262 135H261V134ZM19 134L20 135H24V139H25V141L22 139L23 137H20L19 136ZM80 134H82V135H84L85 137H83L82 135H80ZM92 134H94L93 136H92ZM150 136H149V135ZM166 134H167V136H166ZM212 134H214V135H212ZM216 134V135H215ZM234 134V135H235ZM68 135V134H67ZM114 135H115V133H114ZM113 135V136H114ZM122 135L124 136V138L122 137ZM140 135H142L141 137L142 138H139V139H141V140H139L138 139V137H140ZM147 135V136H146ZM171 135V136H170ZM194 135V136H193ZM204 137H203V136ZM233 137H232V136ZM35 136H36V140H35ZM39 136V135H38ZM95 136H97V137H95ZM101 136H103V137H101ZM119 136V137H118ZM129 137H131L129 140H131V142L133 141V139H134V142L135 143H131L130 141H128V142H124V143H122V144H126L127 145V143H128V145H130V143H131V145L130 146H135L136 147V145H140V147H141V144H140V142H142V147L140 148V147H138V149H142L141 151H142V153H140V156H138V154H139V152H141V151H137L138 153H135V154H133L134 152H136V151H133V153H132V151H129L128 153L130 154L128 157H127V155L124 153L123 154V152H127L126 150H129V149H131V150H133V147H131V148H128V145L126 146L127 148H126V150L125 151H123V149L125 148V146H123L122 144V147L120 148V143L122 142V140L123 141H125V139H127L128 140V138ZM168 136H169V138H168ZM173 136H175L174 138H173V140H172V138L171 137H173ZM192 136V137H191ZM208 136V137H207ZM218 138H217V137ZM261 136H262V140L261 141H259L260 139H261ZM13 137L15 138V139H13ZM66 137H68V136H66ZM80 137H82L81 138V140H80ZM92 137L95 139V140H92ZM126 137V138H125ZM151 137V139H153V140H151V139H149ZM163 137H164V139H163ZM168 139H167V138ZM178 137V138H177ZM191 137V138H190ZM236 137V139H238V142L240 143V141L242 142V140L245 142H243V145L245 144V146H246V144H248L247 143V141H248V138H250L249 140H251L252 141V143H256V142H259V143H261V144H258L257 145V143H256V146L258 147H255V149H252L253 151H251V149H247L248 151L247 152H252V153H257L258 154V156H256V158L254 157L253 158V154L250 152V154H246L245 155V153H246V149H245V153H243L244 154V156L247 158V162L249 161V164L247 165L246 164V160L243 162L242 161V158H243V154H241V156H242V158H241V162H243L242 164H241V162H240V160L238 159V158H240V153L242 152V151H244V149L242 150L241 149V144L242 143H240V146L238 145L239 143L238 142H236L235 140L236 139H234ZM247 137V139L245 140V138ZM6 138V139H5ZM21 138V139H20ZM30 140V141H28V139ZM106 138H108V137H106ZM112 138H114L113 140H114V142H116L115 144H118L119 143V145H112V143H114L113 141H112ZM122 138V139H121ZM179 138H180V141H179ZM183 138H184V140H183ZM191 139V140H195V139H202V141H200L201 143V146H197L196 147V145H197V143H198V141H194L193 143H196L195 144V147H194V145L192 144V141H191V143H189V139ZM204 138V139H203ZM220 138V139H219ZM244 138V139H243ZM13 139V140H12ZM65 139V140H64ZM69 139H70V136H69ZM77 139H79L78 141H77ZM83 139H85V140H83ZM99 139V140H100ZM116 139V140H115ZM136 139H137V141H136ZM143 139V140H142ZM157 139V140H156ZM177 139V140H176ZM219 139V140H218ZM224 139H225V141H224ZM234 139V140H233ZM254 139V140H253ZM4 140H7V145H9L10 146V148L11 147H13L12 149L13 150H17L19 153H20V155H22V153L24 154V155H22L21 157V159H23V157L24 156H26V154L24 153V152H26V153H28V154H32V151L34 150V152L36 151V155H34V152H33V155H34V157L36 156L37 158H35V161H34V159L32 158V159H30V161L31 162H29L28 163V161H29V155H27L26 157H28L24 162L22 161V160H18V158H20V156L18 157V156H16V153H15V156H16V158L14 159L13 158V156H11V155H13L12 153H13V151H12V149H10V151H12V153L10 154V152H8V154L6 153L7 151H9V146H8V150L6 149V151L5 150H3V147H5V146H7L6 145V143H5V145H4V143H3V141ZM10 140H12V141H10ZM27 140V141H26ZM37 140H39V141H37ZM77 141V142H80L81 143V146H78V145H80L79 143H78V145H77V143H75L74 142V144H76V146L73 144V141ZM99 140H98V142H99ZM119 140H121V142L119 141ZM126 140V141H127ZM182 140V141H181ZM186 140V141H185ZM187 140H188V144L187 143H185V142H187ZM218 140V141H217ZM222 140V141H221ZM240 140V141H239ZM8 141H10L9 142V144H8ZM13 141H18V146H17V149L15 148L16 146H15V143L13 142ZM24 141V142H23ZM53 141V142H52ZM67 141V142H66ZM81 141H84V142H86L85 144L83 143V142H81ZM89 141H90V143H89ZM92 141V142H91ZM109 141V143L108 144H110L109 146H107V143L106 142H108ZM154 141V142H153ZM166 141V142H165ZM174 141V142H173ZM177 141V142H176ZM179 141V142H178ZM205 141H207L206 142V144H205ZM217 141V142H216ZM230 141V142H229ZM235 141V142H234ZM251 141H249V142H251ZM254 141H256V142H254ZM13 142V143H12ZM23 142V143H22ZM28 142V143H27ZM31 142V143H30ZM67 143V146H70V147H68L67 149H66V144H64L63 145V143ZM98 142H96V144H99ZM137 142V143H136ZM139 142V143H138ZM165 142V143H164ZM223 142V143H222ZM233 143L234 145H232V144H230V143ZM2 143H3V146H2ZM25 143H26V146H25ZM30 143V144H29ZM58 143V142H57ZM88 143V144H87ZM105 143V144H104ZM173 143H175V144H181L180 146L178 145L177 147L180 149V148H182L184 145L182 144V143H185L187 146L189 145V144H191V145H193V147L192 148H196V150L198 149V147L200 148H202V150L205 152V151H207L206 153H209V154H211V152H212V157L214 156V155H217L216 157H218L219 155H221L222 156V152H220L219 153V150L220 151H223V150H225L228 146H229V148L231 147V146H233L232 148H234V149H230V151L232 150V152L233 153H235L236 155H234L232 152H230V154H229V150H225V157H224V159H219L218 158V161L217 162H220V163H224V164H227V166L229 167V169H230V173H229V175H230V181H228L229 179H228V177H227V179H226V177L224 176V177H222V179H223V181H222V179H221V181H222V184H219V183H221V181L220 182H218L220 179H216V178H214L215 176V174L213 175L214 177H212V178H214V179H211V176H212V174L210 175V177L209 176H207V173L208 172H210L211 171V167H215L216 165V163L214 162L215 160H217V158L214 156L213 158L209 155L208 156V154H203V155H205L204 156V158H203V155H202V153L201 152H203V151H201V149H199V151L198 152H196V154H194V151H193V149L189 146L188 148H191L190 149V151H189V149H188V151H187V149L185 150V149H181L180 151H179V149L176 147V145H175V147H172L171 145L173 144ZM212 143V144H211ZM237 143V144H236ZM252 143H250V144H252ZM23 144V145H22ZM36 144H40L39 145V147L36 145ZM92 144H94V146L92 145ZM104 144V145H103ZM208 144V145H207ZM227 144V145H226ZM250 144H248L247 146H249L250 147ZM253 144V145H254ZM11 145H13V146H11ZM28 145L30 146V145H32L30 148H32L33 149V147H34V149L32 150L31 149V151L29 150V148H28ZM86 145H88V147L89 148H91L92 149V147L94 148V150L96 149L95 147H97V149L99 150H97L96 149V151H98L97 153H98V155H100V157H101V155H102V153L104 154V152H105V154L108 156H104L103 157V155H102V160H103V162H105V163H103V162H101V164H103V165H105V166H107V163H108V165H109V160H110V158H111V161H113L114 159H116L117 158V160H114V165L112 164V166L111 165H109L110 167H112L111 169H113V166H115L116 164L118 165V163H119V165H122V162H120V160L121 161H123V165H122V167L121 166H119V167H121L120 169H119V175H118V171H116V169L118 170V167L116 168V169H114L115 171H113L112 170V172L110 171V173L111 174H114L113 176L109 173V169H108V167L109 166H107L106 168H105V166H104V168H103V171L105 170V172H103L102 171V173H104V174H102V173H99L100 172V170H102V166L103 165H100V163H99V161L101 160L100 159V157L96 160L95 158H92V156L90 155L91 153H92V155H93V157L94 156H96V153H95V151L94 152H91L92 150H89L88 149V147L86 146ZM162 145V146H161ZM204 145H205V148H204ZM236 145H238L239 147H240V149H239V147L238 146H236ZM22 148H21V147ZM40 146H44V147H46L45 148V150L44 149H42V147L40 148ZM91 146V147H90ZM98 146H99V148H98ZM106 146V147H105ZM117 146H119L117 149H116V147ZM143 146H144V148H143ZM173 146H174V144H173ZM206 146H208V147H206ZM227 146V147H226ZM235 146V147H234ZM245 146H243V147H245ZM245 147V148H249V147ZM26 147V148H25ZM77 149H76V148ZM81 147V148H80ZM86 147H87V149H86ZM103 147H104V149H103ZM113 147H114V150L115 151H118V149H121L120 150V152L118 151V154L119 153H121L122 154V156H124V155H126L125 157H127V159H125V157H122L121 156V154H119L118 156H117V153L114 151V153H116V154H112L113 153V151H112V149H113ZM159 147V148H158ZM186 146H184V148H185ZM238 147V148H237ZM251 147H252V145H251ZM253 147V148H254ZM19 148V149H18ZM37 148H39L38 150H37ZM62 148V147H61ZM70 148V149H69ZM71 148L72 149H75V150H73V151H71ZM78 148H79V150H78ZM82 148H84L85 150H83ZM105 148L108 150H105ZM108 148H111V149H108ZM146 148H148V149H146ZM166 148V149H165ZM178 150H177V149ZM223 148V149H222ZM225 148V149H224ZM259 148H261V149H259ZM43 150V152L44 151H46V152H44V153H42L40 150ZM48 151H47V150ZM69 149V150H68ZM135 149V148H134ZM151 149V150H150ZM155 149V150H154ZM210 149V150H209ZM211 149H215L216 151H211ZM237 149H239V150H241V152L239 153L238 152V150ZM259 149V150H258ZM58 150V151H57ZM86 150H87V157H88V155H90L89 156V159L88 158H86V156L83 154V152L84 153H86ZM101 150H103V151H101ZM109 150H111V151H109ZM146 150H150V152L149 151H146ZM164 150V151H163ZM166 150V151H165ZM172 150V151H171ZM195 150V149H194ZM234 150V151H233ZM260 151L261 152V156H260V154L258 153V152H256V151ZM262 150V151H261ZM4 151V152H3ZM16 151V152H17ZM60 151H62L63 152V150L61 149ZM78 151V152H77ZM90 151V152H89ZM187 152V156L186 157H188L189 155V157H188V159H186L185 157H184V152ZM201 151V152H200ZM3 152V153H2ZM17 152V153H18ZM31 152V153H30ZM70 152H72V153H70ZM73 152L75 153V154H73ZM100 152H101V154H100ZM133 154V156H131L132 154ZM145 152V153H144ZM165 152V153H164ZM181 152H182V155H181ZM185 152V153H186ZM192 152V153H191ZM217 152L219 153V154H217ZM224 152V151H223ZM39 153H42V154H39ZM59 153V154H58ZM77 153H80V154H77ZM89 153V154H88ZM151 153V154H150ZM157 153V156L160 154V157H161V159H159L160 157H156V154ZM162 153V154H161ZM189 153V154H188ZM197 153H198V155H197ZM199 153H201V155L199 156ZM216 153V154H215ZM229 154V156L230 157H233V159H235V161H237L238 160V162H240V164L239 163H237V165H235L236 164V162L235 161H232L231 162V160H232V158H231V160L229 159V157H228V159L230 160V162L231 163H235V164H232L233 166H231V163H229V162H227V161H229V160H225V159H227L226 158V155L228 156V154ZM7 154V155H6ZM39 154V155H38ZM73 154V155H72ZM146 154H148L147 155V157H149V158H147L146 159V161H145V156H146ZM191 154H192V156H191ZM194 154V155H193ZM231 154H233V155H231ZM83 155H84V157H85V159H87L88 160V162L91 160V162H89V164H88V162H87V165H85L86 164V161L84 160V166H90V170H83L84 168H82L83 166L80 164V167L82 168H80L79 167V162H76L77 161V159L79 160H81V162L83 161L82 159H84L83 158ZM97 155V156H98ZM135 155H136V157H135ZM149 155H152L153 156V158H152V156L150 157ZM177 155V156H176ZM196 155V156H195ZM253 155V156H252ZM32 156V155H31ZM30 156V157H31ZM42 156V157H41ZM45 156V155H44ZM68 156V157H69ZM96 156V157H97ZM112 156H113V158H112ZM119 156H120V158H119ZM142 156H144V158L142 157ZM164 156H165V158H164ZM193 156H195L196 158H197V156H199V157H201L200 159H198V163L200 164H197V165H199V166H196V167H194L193 168V172L195 173L196 171V175L198 174V172H201V171H203V173L202 174H205L206 175V178H207V181L204 183V179L202 180V178L201 177H198L199 175H200V173L198 174V176H197V179L198 180H196V179H194L195 178V176L193 177L192 175H189V174H191V173H193V172H189V174H187V178H179L180 177V175H177V176H174L173 175V173L176 175V172H175V168L174 167H178V164H180V162H181V160L183 159V157H184V159H186L187 161H189V164L190 163H192L191 161H193V159L195 158V157H193ZM206 156H208V157H210V158H205ZM220 156V157H221ZM223 156H224V153H223ZM260 156V157H259ZM48 157H49V155H48ZM59 157V156H58ZM66 159H65V158ZM135 157V158H134ZM154 157H156V158H154ZM177 157H179V161L176 159ZM182 159H181V158ZM198 157V158H199ZM235 157H238V158H235ZM244 157V158H245ZM262 157V158H261ZM39 158V159H38ZM42 158H45L44 160V166H45V164L46 163H48V164H51V165H49V167L51 166V167H53L54 166V168H56V170H57V167H58V169L59 170H62V171H60V172H62L63 173V175H64V173L65 172H67V173H70L71 175H73L74 173H76L77 175L75 176V174L73 175L74 177H75V180H77V179H79V178H77V177H79L78 175H81L80 176V178L81 177H83L84 175L86 176V175H88L89 174V172L88 171H90L92 174H90V175H88L89 176V179L88 178H86L85 176V178L86 179H88L87 181H86V179L83 177V180L82 179H79L80 181V183L82 184L83 183V185H81V184H79V182H74L75 184H79V186L78 187H80V186H82V188L79 190V192H82L83 191V189L85 190V188L86 187H88L87 186V184L88 185H90L91 184V186H89V188H87L86 190H87V192L86 193H81V196H79V199H76V197H75V195L78 193L77 191H76V189H77V186H75L74 185V183H73V186L72 185H69V182L73 179H71V180H69V178H70V176L68 175H65L64 177H69V178H65V179H63L64 177H60V176H58L59 177V179H63V180H61V181H58L57 179L58 178H55V176L56 175H58V174H60L61 175V173L59 172L58 173V171L54 174L53 173V176H50L51 177V181L50 180H48L47 178V176H45L44 174H46L47 175V173H44V174H41L42 172H43V165H41L40 164V161H41V159ZM91 158V159H90ZM104 158V159H103ZM107 158V159H106ZM121 158H124V160H122ZM130 158V159H129ZM137 158V159H136ZM195 158V159H196ZM214 158H216V159H214ZM249 158H251V161L250 160H248ZM261 158V159H260ZM25 159V158H24ZM53 159V158H52ZM70 159H71V157H70ZM93 159H95L96 161H98V163H99V165L97 166V164H96V161L95 160H93ZM120 159V160H119ZM135 159H136V161H135ZM153 159H155V160H153ZM157 159V160H156ZM181 159V160H180ZM182 160V162H184L185 160ZM194 159V161H196ZM204 159V161H202ZM259 159V160H258ZM3 160V161H2ZM66 160V161H65ZM75 160V162H73ZM101 160V161H102ZM108 162H107V161ZM129 160H130V163H129ZM138 160V161H137ZM142 160V162H143V160H144V162H146V163H141V164H139L140 162L139 161H141ZM149 160V161H148ZM161 160H163V161H161ZM173 160H176V162L175 161H173ZM255 161L256 163H254L253 164V162L252 161ZM19 161V162H18ZM65 162V163H63V162ZM92 161H94L95 162V167L97 168H95L94 166H93V162ZM133 161V162H132ZM135 161V162H134ZM152 161V162H151ZM155 161H158V162H155ZM165 161V162H164ZM187 161H185V163L187 162ZM227 163H226V162ZM19 163V165H23V166H25L24 168H26L27 166L26 165H28V167L31 165V168H29L30 170L32 169V163H33V170H29L28 168H26V170H24V168L23 169H21L20 168V166H18V165H16V163ZM21 162V163H20ZM42 162V161H41ZM57 162V163H56ZM69 162H70V164H69ZM75 164V163H78V167H76L75 165H77V164H73V163ZM148 162H149V165H148ZM154 162H155V165H153L154 164ZM160 162V163H159ZM202 162H204V163H202ZM206 162V163H205ZM11 165H10V164ZM15 165H14V164ZM37 163H38V165H37ZM54 163H56V164H58L57 165V167H56V164L54 165ZM90 163H92L91 165H90ZM129 163V164H128ZM138 163V164H137ZM153 163V164H152ZM156 163H157V165H156ZM162 163V164H161ZM167 163V164H166ZM172 165V167H171V165ZM188 163V162H187ZM207 163H209V165L207 164ZM250 163H251V167L249 166L250 165ZM260 163V164H259ZM47 164V165H48ZM66 164H68L69 165V167H70V169L69 168H67L68 167V165L66 166ZM83 164V163H82ZM110 164H111V162H110ZM132 164H134V165H132ZM145 165V167H144V165ZM153 165V167H151L152 165ZM163 166V168L160 166ZM164 164H165V166L166 165H169L168 167L166 166H164ZM193 164H195L196 165V163H194L193 162ZM211 164H212V166H211ZM230 164V165H229ZM252 164H253V166H252ZM256 164V165H255ZM262 164H263V166H262ZM10 165V166H9ZM39 165H41L42 166V170H41V167L39 166ZM62 166L61 168L59 167V166ZM64 165H65V167H64ZM73 165H74V168H73ZM116 165V166H117ZM128 165V166H127ZM138 165H140L142 168H141V170H140V166H139V168H138ZM176 165V166H175ZM205 165V166H204ZM247 165V166H246ZM259 165L261 166V167H259ZM89 166H88V168H89ZM101 166V167H100ZM134 166V167H133ZM137 166V167H136ZM150 166V167H149ZM156 166V167H155ZM174 166V167H173ZM203 166H204V168H203ZM210 166V167H209ZM235 166H239V169L240 170H236V169H238V168H235ZM249 166V167H248ZM258 166V167H257ZM46 167V166H45ZM76 167V168H75ZM94 167V168H93ZM100 167V168H99ZM127 167H128V169H127ZM155 167V168H154ZM160 167V168H159ZM169 167H171V168H169ZM208 167H209V169H208ZM231 167H232V169H233V171H232V169H231ZM254 167V168H253ZM4 168V169H3ZM36 168H37V170H41V172H39L38 173V171H35L36 170ZM40 168V169H39ZM72 168H73V170H72ZM78 168L79 169H81V170H78ZM136 168V169H135ZM148 169V168H150V173H148L147 171L148 170H146V169ZM157 168V169H156ZM164 169V170H162V173L165 171V172H167V170H168V172H167V174L169 175V177H168V175H166L165 174V172H164V176H163V174H161V170L160 169ZM167 170H166V169ZM173 168V171L171 170V172H170V169H172ZM191 168V167H190ZM190 168H189V170H190ZM244 168H246V169H248V170H253L254 169V171H252L253 173H251L250 171H248V172H250V174L244 169ZM262 168V169H261ZM21 169V170H20ZM48 169V167L46 168V170ZM74 169H76L78 172L80 171V173L78 174V172L77 171H75ZM85 169H87V168H85ZM96 169V170H95ZM99 169V170H98ZM122 169L124 170V172L122 171ZM130 169H131V171H130ZM132 169H133V171H132ZM141 171H139V170ZM145 169V170H144ZM203 169V170H202ZM214 169H216V168H214ZM234 169L236 170L235 171V175L237 174L236 172H238V171H242V173H243V175H241L242 173H238V176L237 177H235V180H234ZM255 169H256V171H255ZM259 169H261L262 171H260ZM45 170V171H46ZM50 170H53V172H55V169H53V168H50ZM99 172H98V171ZM106 170H107V174H105L106 173ZM121 170V171H120ZM128 170V171H127ZM136 172H135V171ZM151 170H152V172H151ZM154 170V171H153ZM155 170H156V172L158 171V170H160V171H158L157 173H155ZM209 170V171H208ZM246 171V172H243V171ZM257 170H258V172H257ZM2 171V172H1ZM29 171V172H28ZM44 171V172H45ZM48 171V170H47ZM69 171V172H68ZM72 171H74V173L72 172ZM84 171H86V172H84ZM96 171V173H94ZM125 171H127V172H125ZM145 172L146 171V173H144V174H142L143 172ZM213 171V170H212ZM262 172V174L260 173V172ZM11 172V173H10ZM22 172H25L26 174L24 175ZM30 173V174H28V173ZM51 172V171H50ZM50 172H48V174H50ZM121 172V173H120ZM133 174H132V173ZM169 172H170V174H169ZM215 172V171H214ZM231 172L233 173V174H231ZM256 172V173H255ZM13 173V174H12ZM36 173H37V175H36ZM82 173V174H81ZM83 173H84V175H83ZM88 173V174H87ZM98 173V174H97ZM127 173H129L128 174V177L126 178V174ZM130 173L132 174L131 176H129L130 175ZM154 173L155 174H157V176H158V178L160 179L159 181H155V177H156V175H154ZM159 173H160V175H159ZM193 173V174H194ZM211 173V172H210ZM218 173V172H217ZM217 173H216V175H217ZM245 173H247V175L248 176H250V177H252L251 176V174L253 175V176H255L256 174H259V175H256L255 177H257V179L258 180H255V178L254 177H252L253 178V180H251V182H249V181H247V180H249L250 179V177H248V176H246V177H244V174ZM33 174V175H32ZM52 174V173H51ZM50 174V175H51ZM108 174L110 175V176H108ZM141 174V175H140ZM147 174V175H146ZM148 174H149V176H148ZM261 174V175H260ZM5 177H4V176ZM10 175V176H9ZM14 175V176H13ZM29 177H28V176ZM30 175H32V176H30ZM40 175H42L43 177H41L40 178ZM83 175V176H82ZM92 175H94V176H92ZM95 175H96V177H95ZM97 175H100L99 177H101L100 179V182L102 181L104 184H105V181L107 182L108 181V183H110L111 185H112V181L111 180H114V182L115 181H117V186H118V181L120 182L121 180H122V182H125V183H122V182H120V183H122V185L124 186L125 184H127V182H128V188L131 190V188H132V186H136V187H133L132 188V190H133V193H135V194H138V196L140 195L139 194V191L138 190H142V188H141V186L143 187V191H141V195L143 194V197L140 195V198L141 199H138V196L136 197L138 200H139V202H138V200L134 197L133 198V196H134V194H133V196H132V193H130V192H132V190L130 191L129 189H127V187L125 186V188H124V190H122L121 189V186L122 185H120L119 184V186L120 187H117V188H114V187H116L115 185L116 184H114L113 183V185L112 186H107V190L108 191H106L105 192V188H101L100 186H102L103 187V185H101L100 183H99V179L97 178L98 176ZM107 175V176H106ZM116 175V176H115ZM122 175H124V176H122ZM151 175V176H150ZM155 177H154V176ZM232 175H233V177H232ZM263 175V176H262ZM7 176V177H6ZM25 178H24V177ZM35 176V177H34ZM46 177V179H45V177ZM49 176V175H48ZM93 178H92V177ZM114 176H115V178H114ZM141 176V177H140ZM143 176V177H142ZM167 177V179L166 178H164V177ZM179 176V177H178ZM182 176H184V175H182ZM190 176H192L193 177V179H194V181H192L193 179H191L190 178ZM204 176V175H203ZM243 176V177H242ZM262 176V177H261ZM11 177V178H10ZM22 177L24 178V179H22ZM57 177V176H56ZM90 177L92 178V179H94L95 178V180L96 181H98V184L99 185H97V182H95V181H93V180H91L90 179ZM104 177H108V179L106 178V179H104ZM111 177H113L114 179H109V178H111ZM120 177H121V179H120ZM161 177H163V178H161ZM173 177H176V179H174ZM184 177H186V175L184 176ZM238 177H241V180L238 178ZM6 178V179H5ZM12 178H13V180H12ZM27 178H30L29 180L27 179ZM123 178H125V179H123ZM131 178V179H130ZM145 178V179H144ZM154 179V181H153V179ZM178 178V179H177ZM201 178V179H200ZM236 178H238V180L236 179ZM251 178V179H252ZM27 179V180H26ZM38 179V180H37ZM68 179V180H67ZM84 179H85V184H84ZM104 179V180H103ZM129 179V180H128ZM139 179V180H138ZM179 179H180V181H179ZM183 179V182H184V180H186V182H182L181 180ZM189 179V180H188ZM199 179H200V181H199ZM212 181H210V180ZM226 179V180H225ZM262 179V180H261ZM34 180H36V181H34ZM55 180H57L56 182H55ZM74 180V179H73ZM110 180V181H109ZM165 180V181H164ZM172 180V181H171ZM176 180H178V181H176ZM191 180V181H190ZM201 180H202V182L204 183H202L201 182ZM211 182V184L213 183V182H215V184L213 183L211 186H213V187H211V189L213 190V193L214 194H212V192L210 191V185H208V184H210L209 183V181ZM224 180L226 181V183H228V184H225L224 183ZM238 184L237 186H239V188H240V190H238L237 188H233L232 190H229V189H227L228 188V185H229V183H233L234 181ZM3 181H2V183H3ZM21 181H24V183H26L25 184V186L23 185V186H21L22 184H24L23 182H21ZM30 181V182H29ZM54 181V182H53ZM67 181H69L68 183H67ZM78 181V180H77ZM92 181V182H91ZM147 181V182H146ZM239 181V182H238ZM243 181V183L241 184V182ZM245 181H246V184H245ZM253 181V182H252ZM259 181H261V182H259ZM262 181H263V183H262ZM10 182V183H9ZM13 182V183H12ZM18 182V183H17ZM36 182V183H35ZM47 182V183H46ZM60 182V183H59ZM63 182L65 183H67V185L69 186V187H67V186H65L64 187V184H63ZM130 182V183H129ZM132 182V183H131ZM141 182V183H140ZM144 182V183H143ZM162 182V183H161ZM168 182V183H167ZM174 183V185H173V183ZM195 182H197V183H195ZM201 182V183H200ZM216 182H218V183H216ZM256 182H258L257 183V185H260V183H262L263 185H262V188L260 187V186H257V187H260L262 190H260L259 191V194H257V192H255L254 191V186L255 185H253L252 183H255L256 184ZM16 183H17V185H20L21 186V188H19V186H16ZM29 183H33V184H29ZM38 183V184H37ZM44 183V184H43ZM57 183H59V185L60 186H62V188L65 190V193H66V195L64 194V192H63V189L60 187V186H58L57 185ZM87 183V184H86ZM138 183H139V185H138ZM172 183V184H171ZM191 183H193V185L191 184ZM194 183L197 185H194ZM208 183V184H207ZM224 183V184H223ZM9 184V185H8ZM71 184H72V181H71ZM131 184V185H130ZM135 184V185H134ZM153 184H155V185H153ZM158 184V185H157ZM187 184H188V187H186L187 186ZM206 184L209 186V187H207L206 186ZM245 184V186H243ZM250 184H251V186H250ZM6 185H8V188H10V189H8L7 188V186ZM12 185V186H11ZM29 185H31V186H29ZM41 185V186H40ZM44 185H46V186H44ZM57 185V186H56ZM86 185V186H85ZM141 185V186H140ZM157 185V186H156ZM160 185V186H159ZM162 185V186H161ZM165 185V186H164ZM167 185V186H166ZM200 185V186H199ZM201 185H204V186H201ZM216 185V186H215ZM218 185H219V187H221V189H223L225 186H227V188L225 187L224 188V192L223 191H220L221 189L220 188H218ZM224 185V186H223ZM10 186V187H9ZM16 187V189H15V187ZM33 186H34V188H33ZM39 186V187H38ZM53 186H54V189H56V190H53V193H55V191L57 192V193H62V195L65 197V199H64V197L62 196V198L64 199V200H62L63 202H61V200L59 201V199H58V201H56L57 200V198L56 197H58V194L56 193V194H52L51 192H52V189H53ZM74 186L76 187V188H74ZM99 186V187H98ZM122 186V187H123ZM130 186H131V188H130ZM150 186V187H149ZM153 186V187H152ZM169 186H177L176 188H174V189H176V190H174L172 187H170L169 188ZM178 186H181V187H179L182 191H180L179 189H178ZM184 186H185V188H184ZM230 186V185H229ZM246 186L248 187V189L247 190H249V188H250V190H249V192H250V194L252 193L253 195L256 193V197H254L253 195H251L252 197V200L254 201H252L251 203H252V205H255V200L253 199V197L254 198H263V199H261L262 201V206L260 207V205H258V208H262L263 209V211L262 210H258V212L256 213L255 212V209H256V205L260 202V200L259 199H257L256 200V202L258 201V203H256V205L254 206L255 207V209H251L250 207H249V205L251 206V204H248L249 202H250V195L249 194H247V193H245L244 192V194H243V192L241 191L242 190V188L244 187V188H246ZM13 187V188H12ZM24 187V188H23ZM29 187V188H28ZM41 188L40 190H41V194H40V196L38 195L39 194V191L40 190H38V188ZM46 187V188H45ZM51 187V188H50ZM67 187V188H66ZM72 187L74 188L73 190H75L76 191V194L74 195V194H70L71 196H69V195H67V194H69V193H71V192H73V190H72ZM105 187V186H104ZM156 188V190L155 189H153V188ZM4 188H6V190H4ZM25 188H27V189H25ZM58 188H60V190L61 191H59V189ZM68 188H71V190H68ZM92 188H93V190H92ZM121 189V192H119V191H116V190H118V189ZM139 188H141V189H139ZM151 188H152V190L154 191V194H153V191L151 190ZM160 188V190H158ZM183 188V189H182ZM191 188H192V190H191ZM204 188V189H203ZM214 188H215V190H214ZM33 189H34V191H33ZM48 189H51V191L50 190H48ZM58 189V190H57ZM91 189V190H90ZM100 189V190H99ZM101 189H103V191L101 190ZM111 189H112V191H111ZM114 189H116L115 191H114ZM125 189H127V191L129 190L130 192L129 193H127L126 191H125ZM136 189H138V190H136ZM145 189V190H144ZM162 189V190H161ZM193 189H195V190H193ZM217 189V190H216ZM4 190V191H3ZM9 190V191H8ZM36 190V191H35ZM85 190V191H86ZM89 190V191H88ZM136 190V191H135ZM165 190V191H164ZM172 191V194L170 193L171 191ZM179 190V191H178ZM201 191V192H197V191ZM206 190V191H205ZM237 190H238V192H237ZM258 190V189H257ZM12 191V192H11ZM16 191V192H15ZM24 191H26V193H24ZM30 191V192H29ZM69 191H71V192H69ZM74 191V192H75ZM90 191L92 192L91 194H90ZM93 191H94V193H96V194H93ZM110 191V192H109ZM114 191V192H113ZM135 191V192H134ZM138 191V192H137ZM144 191H146L145 193L147 194H145V193H143ZM160 191V192H159ZM170 191V192H169ZM175 191H176V194H174L175 193ZM186 191V192H185ZM196 191V192H195ZM205 191V192H204ZM236 191V192H235ZM239 191L241 192V193H239ZM9 192V193H8ZM28 192V193H27ZM37 192V193H36ZM73 192V193H74ZM122 192H124V194L122 193ZM155 192H156V194H155ZM158 192V193H157ZM164 192H166V193H164ZM185 192V193H184ZM211 192V193H210ZM216 192H218V196L220 197V196H222V197H220V199L224 202V204H226V206H224V208L226 209V211H225V209L223 208V210L222 209H219L221 212L220 213H218L217 212V214L216 215H214L213 217H211L210 216V210L212 209V211H215V209L218 211V206L219 205H217V208H215L216 207V204H218V203H216L215 202V200H213V202H215L214 204H215V207L214 206H212V205H214L213 204V202H207L208 201V199L209 200H211L212 198L211 197H214L215 195H217L216 194ZM222 192V193H221ZM253 192H255V193H253ZM7 195H6V194ZM31 193V194H30ZM88 193V194H87ZM116 194V196H117V198L115 197V194ZM119 193V194H118ZM121 193L123 194V196L121 195ZM184 193V194H183ZM191 195V196H189V194ZM192 193V194H191ZM196 193V195L194 196L193 194H195ZM204 193H206V194H204ZM233 193V194H232ZM263 193H264V191H263ZM36 194V195H35ZM48 194V195H47ZM51 194H52V196L53 195H57V196H53V198H54V200H55V202L57 203V204H55V202H53V201H51L52 199H50V198H52L51 197ZM78 194H80V193H78ZM90 194V195H89ZM113 194H114V196H113ZM162 194V195H161ZM164 194V195H163ZM180 194H181V198H180ZM186 194H187V198H183V197H185L186 196ZM226 194H227V198L225 197L226 196ZM231 194V195H230ZM235 194V195H234ZM246 194V197L244 196V198H246V199H248L247 201H242V200H244V198H243V195H245ZM260 194H262L261 196H260ZM9 195V196H8ZM11 195V196H10ZM25 195H26V197H25ZM33 195V196H32ZM50 195V196H49ZM60 195V194H59ZM74 195V196H73ZM87 195V196H86ZM95 195V196H94ZM127 195H131V196H127ZM149 195V196H148ZM151 195V196H150ZM158 196V198H155V200H154V202L152 201L154 198H153V196ZM167 195V196H166ZM171 195V196H170ZM199 195V196H198ZM206 195V196H205ZM214 195V196H213ZM235 196L233 199H232V197L233 196ZM237 195H238V197H237ZM239 195H241L242 196V200H240V198H241V196H239ZM259 195V196H258ZM23 196V197H22ZM61 196V195H60ZM91 196V197H90ZM101 196V197H100ZM110 196V197H109ZM119 196V197H118ZM121 196V197H120ZM155 196V197H156ZM218 196H216V197H218ZM11 197V198H10ZM29 197V198H28ZM36 197V198H35ZM74 197V198H73ZM100 197V198H99ZM103 197V198H102ZM110 199H109V198ZM125 197V198H124ZM127 197H131L132 198V200H130V198H127ZM149 197V198H148ZM160 197V198H159ZM204 197V198H203ZM13 198V199H12ZM28 198V199H27ZM59 198H61V197H59ZM73 198V199H72ZM78 198V197H77ZM84 198H85V200H84ZM88 198V199H87ZM99 198V199H98ZM112 198V199H111ZM122 198V199H121ZM123 198H124V200H123ZM128 200H127V199ZM153 198V199H152ZM183 198V199H182ZM193 198V199H192ZM223 198V199H222ZM236 198H238V200H237V202H239V201H241L240 203H238V207L237 208H239V206H240V204L241 203H243V207H241L240 206V210L242 209H245V211L247 210V209H249V210H247L249 213H252V211H253V213H255V215L256 216H254L253 214H251L250 216H251V219L249 218L250 216H249V213L248 212H244V213H241V212H243V211H239L238 209H236V204H237V202L235 203V205L233 204L234 203V201H236V200H234V199H236ZM7 199V200H6ZM11 201V202H9V200ZM37 200V201H40L39 203L38 202H36V201H34V200ZM42 199H43V201H42ZM49 199H50V201H49ZM71 200L72 202L74 201V203H70L71 201H69V200ZM105 199V200H104ZM144 200V201H142V202H140V200ZM160 199V202L159 201H157V200H159ZM164 199H165V201H164ZM173 201H172V200ZM187 199V200H186ZM192 199V200H191ZM250 199V200H249ZM28 200H30V201H28ZM33 200V201H32ZM77 200L79 201L78 203H77ZM114 200V201H113ZM117 200H120V201H124V206L123 205H121L122 204V202H118ZM127 200V201H126ZM166 200H167V202H166ZM170 200V202L168 203V201ZM180 200V201H179ZM182 200H186L187 201V203H188V201H190V202H193V203H198V201H199V204L198 205H195L194 204V206L196 207V208H194V206H192L191 204H189L190 205V207L192 208H190V210H189V205L187 206L186 205V202L185 201H183V202H185L184 204H185V208L187 209H185L184 207H182V205H178V203L176 204L175 202H179V204L181 203V201ZM196 200H197V202H196ZM205 200V202H203ZM228 200V201H227ZM234 200V201H233ZM5 201H8V202H5ZM49 201V202H48ZM112 201H113V203H112ZM115 201H117V202H115ZM129 201V202H128ZM147 201L152 205V207L154 206V204L157 202V203H159V204H155V205H158V207L157 206H154L153 208L150 206V204L148 205V203H147ZM171 201H172V203H171ZM225 201H226V203H225ZM231 201V202H230ZM233 201V202H232ZM28 202H30V203H32L33 205H31V207L33 206V208H35V210L33 209V210H31V208H29V205H28ZM50 203V206H49V204L47 205V203ZM51 202L52 203H54V204H51ZM66 202H68V204H67V206L68 207H65L66 205ZM82 202H83V204H82ZM93 202V205L91 204V203ZM100 202H102V203H100ZM127 202L129 203V204H127ZM131 202V203H130ZM136 202H137V204H136ZM153 202V203H152ZM161 202H163L164 204H165V202L167 203V204H165V207H166V205H167V208H168V212L166 211L167 210V208L165 209V210H163L165 207H161L160 208V206L162 205L163 206V203L162 204H160ZM173 202H174V204H173ZM182 202V203H183ZM206 203L207 205H208V207H209V209L207 208V205H202L201 203ZM260 202V203H261ZM2 203H3V205H2ZM29 203V204H30ZM36 205H38V206H35V204ZM42 203V204H41ZM60 203V204H59ZM76 203V204H75ZM86 203V204H85ZM97 203L99 204V205H97ZM115 203V204H114ZM133 203H135V204H133ZM146 203V204H145ZM181 203V204H182ZM192 203V204H193ZM259 203V204H260ZM4 204H6V205H4ZM15 204V205H14ZM62 204H64V205H62ZM74 204V205H73ZM85 204V205H84ZM89 204H91V206L89 205ZM134 206H136V207H134ZM171 204H173V205H175L176 206V208L175 207H173L172 208V206H169V205ZM183 204V205H184ZM223 204V203H222ZM53 205V206H52ZM58 205V206H57ZM59 205H60V209H59ZM76 205H78V207H80V210L83 208V211L81 210V212H83V213H81V214H77L76 212H74L75 214H77V215H75V216H70V214L71 213H73L72 211H73V207L74 206H76ZM112 205V206H111ZM138 205L140 206V207H138ZM141 205H144V207L143 206H141ZM200 205H202V206H204L203 207V210L204 211H200L199 209H202V208H200V207H197V206H200ZM13 206V207H12ZM28 206V207H27ZM41 206H43V207H41ZM49 206V207H48ZM70 206H72V207H70ZM83 206V207H82ZM91 207V209H92V212H88V213H86L87 211H90V210H88L86 207ZM97 206V207H96ZM98 206L100 207V209L98 208ZM126 206V207H125ZM151 208H150V207ZM169 206V207H168ZM187 206V207H186ZM206 206V207H205ZM6 207V208H5ZM40 207V208H39ZM46 207V208H45ZM50 207H52V208H50ZM78 207H77V210H79L78 209ZM98 208L97 210H98V212H99V210H101L103 207V209L100 211V213H101V218H99V216H98V212L97 211H95L94 210V208ZM105 207H106V209H105ZM131 209V210H129V208ZM137 207L139 208L138 210H140V208H141V212H142V210H143V212L142 213H144L145 214V211L144 210H147V208H150V209H148V211H146V214L149 216H147V219H148V222H147V224L145 223V221L147 220H144L145 218H146V216L145 215H143L141 212H139L138 210H137ZM157 207V208H156ZM171 207V208H170ZM178 207V208H177ZM212 207H214V208H212ZM8 208V209H7ZM28 208V209H27ZM47 208H49L48 210H47ZM56 210H55V209ZM63 210H62V209ZM65 208H66V210H65ZM68 208V209H67ZM70 208V209H69ZM75 208V207H74ZM85 208V209H84ZM111 208V209H110ZM124 208V209H123ZM143 208H145V209H143ZM156 208V209H155ZM159 208L163 211H161V213H163V215L165 216V215H167V216H169V217H171V218H169V221H167V219H168V217L166 218H164V216L162 217V216H160L161 218H163V219H166V221L167 222H164L163 221V219H161V218H159L158 217V214L160 215L161 213H159L160 211H158L159 210ZM180 208V209H179ZM205 208H207L208 209V211H209V213H206V212H208V211H205L206 209ZM222 208V207H221ZM227 208H228V210H227ZM232 208V209H231ZM234 208V209H233ZM5 209V210H4ZM14 209V210H13ZM38 209H39V211H38ZM46 209V210H45ZM116 210V211H114V213H113V210ZM135 209L137 210V212L135 211ZM155 209V210H154ZM171 209H175V211L174 212H172L173 210H171ZM179 209V210H178ZM250 209L252 210L251 212H250ZM7 210V211H6ZM54 210H55V212H54ZM69 210V211H68ZM76 209H74V211H75ZM79 210V211H80ZM103 210H105V211H107V212H104ZM124 210H127L126 212H125V214L127 215V217L125 216V214H123V212H124ZM134 210V211H133ZM158 212H157V211ZM197 210V211H196ZM257 210V209H256ZM8 211H9V213H8ZM43 211V212H42ZM59 211V213H56V212H58ZM65 211V212H64ZM68 211V212H67ZM79 211H78V213H79ZM103 211V212H102ZM117 211H119L120 213H118V214H121V216H119V218H118V216H117ZM150 211V212H149ZM165 211V212H164ZM180 211V212H179ZM211 211V212H212ZM222 211L224 212V213H222ZM228 211V212H227ZM237 211H239V213H235V212H237ZM262 211V212H261ZM17 212V213H16ZM33 212H35V213H33ZM36 212L38 213V214H36ZM41 212V213H40ZM67 212V213H66ZM108 212H110L109 214V216L108 217H110L111 216V218H108L107 217V215L105 214V213H107L108 214ZM129 212V213H128ZM134 212H136V214L134 215ZM171 212V213H170ZM197 212H198V214L199 215H197L198 216V218H199V221H198V223L196 222V220L194 219V217H197L196 216V214H197ZM201 212H203V213H201ZM260 212H261V214H260ZM12 213V214H11ZM44 213V214H43ZM46 213V214H45ZM47 213H48V215H47ZM63 213H65V214H63ZM86 215H88V219L90 218V217H92L91 219H89L90 221L92 220V219H95L93 222L91 221H86V223H88L89 224V226L90 227H93V225H94V227L93 228H91V229H86V228H90V227H87V226H84V225H86V223H85V220H87L86 219V216H85V214ZM139 213H141L143 216H144V219L142 220V218L141 217H143L142 215L140 216V214ZM151 213V214H150ZM158 213V214H157ZM167 213V214H166ZM181 213V214H180ZM195 213V214H194ZM228 213V214H227ZM245 213H247V214H245ZM259 213V214H258ZM19 214V215H18ZM50 214V215H49ZM60 214H62V216L60 215ZM157 214V215H156ZM174 215V214H178L179 215V217H180V220H176V219H179L178 218V216H175L176 217V219H175V217H174V219H173V217L171 216V215ZM201 214H203L205 217H207V219L206 218H204V216H201L200 217V215ZM207 214H209V216L207 215ZM219 214H221V215H219ZM225 214H227L228 215V217H226L227 215H225ZM236 214H239L238 216L240 217H237L236 216ZM242 214H243V216H242ZM15 215V216H14ZM36 215V216H35ZM37 215L40 217V215H43V216H41L40 218L39 217H37ZM57 215V216H56ZM59 215L61 216V219H63L62 217H67V220H69V221H66V219L64 218V220H65V223L63 222V221H60V219H57L58 217H59ZM70 217H68V216ZM74 215V214H73ZM96 215V218L95 217H93V216H95ZM100 215V214H99ZM104 215V216H103ZM123 215V216H122ZM133 215V216H132ZM152 215H153V217H152ZM156 215V216H155ZM162 215V214H161ZM185 215V216H184ZM258 215H259V218H258ZM51 216L53 217V220H52V218H51ZM79 216H80V218H79ZM83 216H85V219H84V217ZM90 216V217H89ZM113 216V217H112ZM116 216V217H115ZM130 218H129V217ZM135 216V217H134ZM151 216V217H150ZM184 217V220L186 219V221H185V223H188L189 222V220H191V222H190V224L188 223L186 226H188L187 227V229H186V226H184V229H186V230H188V231H186V232H183V231H180V233H182V235L183 236H187V237H183V236H181V235H178V234H176V233H173L171 230H175V232H176V228L175 227H173L172 229L170 228L169 229V226L167 225V223L169 222L170 223V225H173V223H174V225L176 226V223H177V226H178V223L179 224H182L181 222H179V221H181V220H183L182 218ZM261 216V217H260ZM32 217H34V218H32ZM38 219H37V218ZM47 217V218H46ZM105 217V218H104ZM123 217H125V218H127L126 219V222H128V220L129 219H131V218H133L132 219V222L134 221V224H136V222H137V220H142L143 221V223H145V224H143L142 223V221H141V224H140V226H139V229H138V227H137V229H133V231H132V226H133V223L132 222H130V224L132 223V225H130L131 226V228H130V226H129V223H125V221H123L122 219H123ZM156 217V218H155ZM187 217V218H186ZM203 217V218H202ZM220 217V218H219ZM233 219H232V218ZM243 217V218H242ZM245 217H246V219H245ZM257 218L256 220L258 221L259 219V221H258V224H257V222L255 221V220H253L252 218ZM32 218V219H31ZM48 218H49V220H48ZM56 218V219H55ZM60 218V217H59ZM69 218V219H68ZM99 218V220H97ZM110 219V221H107L108 219ZM115 218V219H114ZM117 218V219H116ZM124 218V219H125ZM135 218V219H134ZM153 218H155V219H158L159 218V220L158 221H162V223L164 222L165 223V225L167 226L166 228H165V226H164V228H163V224H160L159 222V224L162 226V228L163 229H167L168 228V230H167V235L165 234V233H158L159 231H161V229H159L158 227H160V225H158V223H157V220H156V223L157 224H155V223H153V222H155V219H153L154 221H152V219ZM198 218H196V219H198ZM203 219V223H201L202 222V219ZM208 218H211V219H209L208 220ZM215 218V220L216 221H214L213 219ZM218 218V219H217ZM228 218H230V219H228ZM242 218V219H241ZM250 220H252L254 223H256V226H254V223H252L253 225H251L250 223V221H249V219ZM254 218V219H255ZM28 219L31 221H28ZM75 219V220H74ZM84 219V220H83ZM107 219V220H106ZM118 219H120L121 221V223H123L124 222V229H125V232L126 233H123L122 234V232L124 231L122 228V226H121V230H120V223H119V221H118V223L119 224H116L117 223V220ZM171 219V220H170ZM224 219V220H223ZM34 220V221H33ZM48 220V221H47ZM55 220V221H54ZM57 220V221H56ZM82 220V221H81ZM102 220V221H101ZM105 220V221H104ZM113 220H115V225H119V227H117V228H115L114 227V225H112L113 223H114V221ZM175 222H174V221ZM204 220H205V222H204ZM206 220H208L209 221V227H210V229H209V227L207 226V224H208V221H206ZM213 220V221H212ZM225 220L228 222V224L232 221V220H234V221H232V223H231V225L229 224V227L225 224V223H227V222H225ZM47 221V222H46ZM59 221V222H58ZM104 221V222H103ZM177 221V222H176ZM194 221V222H193ZM230 221V222H229ZM236 221V222H235ZM28 222H30L31 224H28ZM43 222H45V223H43ZM53 222H55V223H53ZM67 222V223H66ZM69 222V223H68ZM83 222V223H82ZM91 223V225H90V223ZM108 222H110V224L108 223ZM234 222H235V224L236 223H238V224H234ZM249 222V223H248ZM32 223H33V225H34V227L35 226H37V227H39V228H37V229H34V230H37V232L39 233V234H42L43 232H44V230H45V225H47V228L49 229L48 231H47V235H48V242L49 241H51L52 242V246H55V247H53L52 249L51 248H45V247H43L42 245H41V243L39 242L40 240L36 237V234L35 233H33V229L31 230V228L33 227L32 226ZM48 223V224H47ZM71 224L70 223V227H74V226H76V224ZM99 223V224H98ZM192 223H194L193 225H192ZM204 223L206 224V225H204ZM212 223V224H211ZM217 223V225H215ZM6 224V225H5ZM26 224L29 226H26ZM64 225L62 228L63 229H65V231H62L63 229L62 228H60L61 227V225ZM65 224H67V225H65ZM87 224V225H88ZM184 224V223H183ZM203 224V225H202ZM211 224V225H210ZM219 224L221 225V227H219ZM241 224V225H240ZM111 225V226H110ZM143 225H145V226H147V225H149L150 227L148 228V226L147 227H145V226H143ZM173 225V226H174ZM197 225V226H196ZM223 225H225V226H223ZM49 226V227H48ZM59 226V227H58ZM128 226V227H127ZM135 226H137V225H134V227ZM152 226V227H151ZM180 227H179V229L181 230V227H183V225H179ZM197 228H196V227ZM198 226H200L199 228L200 229H198ZM215 226H216V228H215ZM241 226V227H240ZM253 226V229L252 228H249V229H252V231L251 232H249L250 230L248 229V227H252ZM263 226V225H262ZM8 227V228H7ZM69 227V228H70ZM84 227H86V228H84ZM113 227V228H112ZM154 227H156L155 229H154ZM202 227V228H201ZM214 227V228H213ZM223 227V230L224 231H226V232H222V231H220V229ZM224 227H226V229L228 228L230 231H231V233H232V231H233V233H234V235H233V233H232V235H233V237H237L238 239H240V242H242V243H240V242H238L239 240L238 239H231L232 238V236H231V238H230V232H229V235L228 234H226V233H228L227 232V230L224 228ZM232 227H234V228H231ZM239 228L238 229V232H239V230L242 228V229H244L245 231H244V233H243V230H242V232H241V230H240V232L241 233H243L244 235L245 234H247L246 232V229H248L249 231V233L250 234H248L247 236H248V239L249 240H245V239H242V238H247V236L245 237V236H238V235H240V232L239 233H237L236 234V236H235V231H236V229L235 228ZM264 227V226H263ZM262 227V228H263ZM36 228V227H35ZM42 228V229H41ZM52 228V229H51ZM68 228V229H69ZM130 228V229H129ZM150 228H152V229H150ZM198 229V233L194 230V229ZM54 229V230H53ZM72 229V228H71ZM117 229V230H116ZM119 229V230H118ZM154 229V230H153ZM159 229V230H158ZM162 229V232L163 231H165V230H163ZM183 229V230H184ZM215 229H217V230H215ZM233 229H235V230H233ZM258 229H260V230H258ZM30 230H31V233H29L30 232ZM39 230H41V232L39 231ZM55 230H56V232H55ZM112 230V231H111ZM141 230L143 231V232H141ZM190 230V231H189ZM192 230L193 231H195V232H192ZM202 231V233H201V231ZM258 230V231H257ZM75 232V228L73 229V230H71V233L72 234H70V236L72 235V237H74L75 235L74 234H76V233H74ZM109 231V232H108ZM141 233H140V232ZM150 231V232H149ZM155 233H154V232ZM171 231V232H170ZM177 233H179V230L177 229ZM150 233V237H153V234H158V236L156 237L157 238V241H156V244H157V242L160 240V238H161V240L159 241V244H157L156 245V247H155V252H154V250H150V251H148L149 252V254H150V258L149 257H147V254H146V257L145 256H143L145 253H143V252H145V250L146 249H148V247L147 246H145L144 244H145V242H147L146 241V238L144 237V235L143 234H145V233ZM166 232V231H165ZM170 232V233H169ZM220 232V233H219ZM237 232V231H236ZM15 233V234H14ZM51 233V234H50ZM53 233V234H52ZM66 233V232H65ZM153 233V234H152ZM172 233V234H171ZM179 233V234H180ZM186 233V234H185ZM195 233V234H194ZM207 233V235H208V238H210L212 235H214L213 237H212V239L210 240L211 242L210 243H207V241L205 240L206 239V234ZM224 233H225V235H224ZM21 234V235H20ZM32 236H31V235ZM57 235V237H56V235ZM159 234H161L160 236H162V234H163V236H164V234H165V238L166 237H168L167 239H168V241H166V239H164V237L162 236V237H160L159 236ZM196 234H202L203 235V237H205V238H203L202 237V235H197L196 236ZM218 234V235H217ZM219 234H220V236H219ZM242 234V235H243ZM55 236V238H54V236ZM170 237H169V236ZM178 235V237H176ZM189 235L191 236V238H193V236H194V239H192V241L190 240V237H189ZM193 235V236H192ZM209 235H210V237H209ZM223 235H224V238L222 239V237H223ZM4 236V237H3ZM11 236V237H10ZM50 236H53V237H50ZM218 236V237H217ZM258 236H260V234L258 235ZM18 237H20V240H19V238ZM25 237V238H24ZM172 237V238H171ZM195 237L196 238H198L197 240H199L198 241V243H199V245H197L196 243H194V244H196L197 246H195L194 244H193V242L195 241ZM199 237H200V239H199ZM215 237L216 238H221V240L220 239H217V240H215ZM253 237L255 238V239H253ZM8 238H11V239H8ZM14 238V239H13ZM22 238H24V239H22ZM31 238V239H30ZM176 238H179L180 239V241L178 242V240H176ZM181 238H183V241L181 240ZM186 239V241H185V239ZM188 238V239H187ZM228 238V239H230L231 241H229V240H226V239ZM5 239L6 240H8V242H10V244H8V243H6V241H5ZM32 239H34V240H32ZM36 239H38V241L36 240ZM162 239H164V240H162ZM171 239V240H170ZM253 239V240H252ZM259 241H258V240ZM10 240V241H9ZM232 240H233V242H232ZM238 240V241H237ZM242 240V241H241ZM256 240V241H255ZM2 241L4 242L5 241V243H2ZM15 241V242H14ZM19 241V242H18ZM27 241H28V244H27ZM34 241V242H33ZM171 241V242H170ZM188 242V246L186 245V243ZM205 244V243H207V245L210 247L211 245L213 246V247H211V248H213L212 250L211 249H207V248H209L208 246L207 247H205L204 248V246H200V245H203V243ZM218 241L220 242V243H218ZM235 241H237V242H235ZM32 242L34 243V244H32ZM38 242L40 243V245L38 244ZM59 242V243H58ZM165 242H166V246L164 245L165 244ZM192 242V243H191ZM202 244H201V243ZM215 242H216V244H218V245H221V244H224V243H228L227 244V246H226V244L224 245L225 246V248L226 247H230L231 246V244L233 245V247L231 246L230 248L231 249H228V248H226L227 250H229L228 252H227V250H226V253H225V251H224V249L225 248H223L222 246H217V247H219L218 249H220V248H222V252L220 251V250H218V251H215L216 249H215ZM224 242V243H223ZM253 242H255V244H257V245H259V243H260V246H257V245H255V244H253ZM36 243V244H35ZM169 243V244H168ZM180 243V245H178ZM247 243V244H246ZM249 243V244H248ZM263 243H264V241H263ZM263 243H262V245H263ZM3 244H4V246H3ZM8 244V245H7ZM49 244L50 243H48L47 244V246H49ZM86 244V243H85ZM97 244H99L98 242L97 243H95V245H96V247H97ZM160 244L162 245V248H161V246H160ZM16 245V246H15ZM20 245H22L21 247H20ZM28 245V246H27ZM30 245V246H29ZM45 245V244H44ZM88 245V244H87ZM94 245V246H95ZM187 246V251H188V253H186L187 251L186 250H184L183 251V249H185V247ZM245 245V247H243ZM27 246V247H26ZM42 246V247H41ZM46 246V245H45ZM51 246V247H52ZM86 245H82L79 249H80V251L82 252H87V250H88V254H92V255H90V257H89V255H87L88 256V258H87V256L86 255H84V254H87V253H80L79 254V257H80V260H83L82 259V256L83 257H85V258H87V261L88 260H90L91 258H93L94 256H96V257H94L95 259H97L98 258V262L99 261H101L102 259H104L105 258V254H104V256L102 255V254H100L99 256H98V252L97 251H93V249H92V247H88V246H86ZM142 247V248H140V247ZM144 246H145V248H144ZM163 246H164V248H163ZM172 246V247H171ZM179 246H181V247H179ZM195 246V247H194ZM206 246V245H205ZM254 246H256V247H254ZM30 247V248H29ZM35 247V248H34ZM84 247V248H83ZM96 247H94L95 249H96ZM110 247H114L113 245H110ZM158 247H160V249L161 250H159V248ZM169 247V248H168ZM200 247H202V248H200ZM263 247V246H262ZM8 248L9 249H11V247L10 246H8ZM31 248H32V250H31ZM33 248H34V250H33ZM38 248H45L46 250H52V256H44L43 254H47V253H50L51 252V250L50 251H46L45 252V250H43V252H42V250L41 249H39L40 251H39V253H38V255H37V252L35 251L36 249H38ZM81 248H82V250H81ZM86 248V249H85ZM204 248V249H203ZM242 248H244V250H246V251H244V250H242ZM247 248V249H246ZM248 248L250 249V251H247L248 250ZM254 248V251L252 250ZM259 249L258 251L261 253H259L258 251H256L255 249ZM11 249V250H12ZM59 248H57V250H58ZM84 249V250H83ZM139 249H142V250H144V251H139ZM158 249V250H157ZM164 249V250H163ZM194 249H196V250H194ZM61 250V247H60V249H59V252H61L60 251ZM98 250V249H97ZM176 250H179V252H177ZM192 250H194L193 252H192ZM231 250V251H230ZM1 251V250H0ZM53 251L54 252H56L55 254H56V257H53ZM90 251H92L91 253H89ZM146 251V252H147ZM166 251V252H165ZM200 251V252H199ZM208 251V252H207ZM212 251V252H211ZM240 251H242V252H240ZM253 251V252H252ZM2 252H4V251H2ZM12 252L14 253V252H17V251H13L12 250ZM45 252V253H44ZM95 252H97L96 254H94ZM156 252H160V253H156ZM170 252V253H169ZM185 253V254H183V253ZM197 252H198V255H196L197 254ZM215 252H216V254L218 255V257H217V255L215 254ZM220 253V254H218V253ZM231 252V253H230ZM249 253V252H251V253H249L248 255H250L251 254V257L250 256H248V255H245L246 253ZM255 252H256V254H255ZM23 253H24V255H23ZM155 253L157 254V255H161V256H157V255H155ZM168 254V255H170V256H168L170 259H168L167 260V258L168 257H165L164 256V254ZM224 253V254H223ZM228 253H230V254H228ZM236 253L234 254V255H236ZM83 254V255H82ZM140 256H139V255ZM141 254H142V256H141ZM148 254V255H149ZM172 254H174V257H171V255ZM183 254V255H182ZM188 254V255H187ZM212 254V255H211ZM226 254V255H225ZM257 254H260L261 255V257H260V255H257ZM31 255H34L35 256V258L33 257H31ZM102 255V256H101ZM179 255V254H178ZM223 255H225L224 256V258H223ZM229 255H232V256H229ZM240 255H242V256H239ZM27 256V257H26ZM93 256V257H92ZM98 256V257H97ZM137 256H139V257H137ZM173 256V255H172ZM180 256H178L176 259H178ZM184 256H186V257H184ZM193 256H195V257H193ZM219 256H221V257H219ZM257 256V257H256ZM258 256H259V258H258ZM28 257H30V258H28ZM39 257V258H38ZM52 257V259H50ZM58 257V258H57ZM100 257H101V260H100ZM103 257V258H102ZM106 257H107V255H106ZM146 259H145V258ZM156 257H158V258H156ZM164 257H165V260H164ZM183 257H184V259H183ZM227 257V258H226ZM242 257H245L244 259H242ZM255 257V258H254ZM11 258V257H10ZM12 258V259H13ZM28 258V259H27ZM45 258H47V259H50L51 261H49L48 260V263L46 262L47 260H45ZM85 258H84V260H85ZM135 258V259H134ZM144 258V259H143ZM232 258H233V260H232ZM36 259H38V260H36ZM40 259V260H39ZM95 259H91L92 260V262H91V260L89 261V262H91L92 264H95L94 262H95ZM137 259H138V261H137ZM190 259V260H189ZM192 259V260H191ZM208 259V260H207ZM257 259H259V260H257ZM25 260H26V262H25ZM37 262H36V261ZM56 260V261H55ZM96 261V262H97ZM142 261H140V262H142ZM165 261H167V262H165ZM172 261V262H173ZM177 261V260H176ZM212 261V262H211ZM14 262V261H13ZM72 262V261H71ZM86 262V261H85ZM97 262V263H98ZM139 262V263H140ZM152 262H150V264L152 263ZM171 262V263H172ZM180 261H179V259H178V261L177 262H175L176 264H180L179 263ZM193 262V263H192ZM198 262L196 263V264H198ZM214 262V264H218V263H215ZM228 262V261H227ZM225 263V261L223 260V264L225 263V264H231V262L229 263ZM17 263V262H16ZM54 263V264H55ZM78 264H79V262H77ZM80 263H82V264H84L83 263V261L81 262L80 261ZM159 263V264H160ZM220 263H222V261L220 262ZM56 264H58V263H56ZM60 264V263H59ZM68 264V263H67ZM86 264H88V262L86 263ZM90 264V263H89ZM152 264H154V263H152ZM172 264H174V263H172ZM183 264V263H182ZM187 264H190V263H187ZM234 264V263H233Z\"/></svg>", "mask_w": 264, "mask_h": 264}, {"label": "bare ground", "instance_id": "bare-ground-1", "mask_svg": "<svg viewBox=\"0 0 264 264\" xmlns=\"http://www.w3.org/2000/svg\"><path fill=\"white\" fill-rule=\"evenodd\" d=\"M4 1H5V0H4ZM18 1H19V3L21 2L20 0H18ZM28 1H31L33 4L35 3V2H33L34 0H28ZM37 1H38V0H36V2H37ZM39 1L42 2V6H44L43 3H44V4L47 3V2H45V0H43V1H42V0H39ZM39 1H38V2H39ZM54 1H55V0H54ZM54 1H53V2H54ZM62 1L65 2L66 4H65V3H62L63 5L65 4V6L60 5V7H58V8H59L58 12H59V11L61 12V10L63 9V10H62L63 12H61V13H63V14L58 13V12H55V14H56L55 17H56V18L54 17L55 20H58L57 22H58V25H59V27H60L59 30H57V31H60V30H61V32H62L63 30H65L66 34L69 35V37H71V38H72L71 35H73V36H74L73 38H75V41H77V42L80 43L79 46H80L81 50H82V49H87V51H88V50H89V51L92 50V53L98 52V53H99V56H100V57H99V60H98V65H101V63L99 64V62H102L101 60H104V61H105V58H106L107 63H109V65H110V64H111V65H114L115 67H114V66H112V67H114V69H116V70L114 71V69H113L112 67H111V68H112L113 70L110 69V66L106 64V65L109 66V67H108V69H107L106 67H105V68H106L107 70H109V69L112 70L110 73L113 74V72H114V73L119 74L118 71H117L118 69L116 68V65H117L116 63H117V58L119 57L118 54H119V55L121 54L120 57H122V55H123L124 58H119V60L121 61V60L124 59L123 61L125 62V64H124L123 66H125V68H123L122 70H121V69H119V70L122 72V71L125 69L126 72L124 73V75L127 73V74L125 75L126 78H125V79L123 78L124 81H126L127 77H134V75L136 74L135 71H136L138 74H139V72H140L139 76H143V77H147V78H148V77H156V78H157V77H179V74H178V73H175V70H176V69H173V68L176 67L177 65H179L180 62H182L181 57H178V59H176L175 61H170V59L168 60V57L163 58L162 56H160V55H159L160 52H158V54H157V53H155V52H154L153 50H151V49H147L148 51H147V50H142V47H140V45H135V43H134V44H129V43H121V44H119V43H118L119 45L117 44V45L114 46V43H112V44H113V45H112V44H110L111 42L109 43V42L104 41V40H103L104 38H102L103 36L101 37V36L99 35V36H100V37H99V36H97V35H94L95 33H94L93 31H92V34H91V31H90L91 28L94 30V28L97 29V26H98V29H100V30L103 31L104 33H108L110 36H113V37L129 36V35L135 33L136 31H137L138 33H139V31H140V32L145 33V35H148L151 39L154 40V38H156L158 32H159L160 30H163L162 27L165 26V21H166V16H165L166 13H165V9H163V8H164V5H162V6H156V5H154V2H156V4H158V1H159V0H158V1L155 0V1H153V2H150V1H152V0H148V1H147V0H84V2L86 1V2H85L86 5H83V6H87V7H85V8H88V9H89V11H90L89 14H91V12L93 13V15H91V16H94V17H95L94 22L97 23V26L94 25L95 27H91V25L89 24L91 28L89 27V25H88L89 28L87 27V19H86V18H87L88 16H86V18H85V15L88 13V11L86 12L85 15H83L82 18H79V19H78L79 16L77 17V14H76V13L70 8L71 2H70L69 0H62ZM81 1H82V0H81ZM161 1H162V0H161ZM181 1H183V0H181ZM188 1H189V0H187V2H188ZM8 2H9L8 0L5 1L6 4H7ZM38 2H37V3H38ZM40 2H39V4H40ZM59 2H60V1H59ZM75 2H76V0L74 1V4H75ZM77 2H78V3L75 4L76 6H77L78 4L80 5V3L82 4V2H80V0H79V1L77 0ZM79 2H80V3H79ZM146 2H147L148 4H147ZM168 2H169V1H168ZM178 2H179V1H178ZM184 2H185V1H184ZM187 2H186V3H187ZM259 2H260V0H259ZM37 3H36V4H37ZM60 3H61V2H60ZM145 3H146V5H145ZM169 3H170V2H169ZM246 3H247V2H246ZM246 3H245V4H246ZM248 3H250V2H248ZM248 3H247V4H248ZM9 4H10V3H9ZM17 4H18V2H17ZM52 4H53V3H52ZM55 4H56V3H55ZM140 4H141L144 8H143ZM159 4H160V3H159ZM159 4H158V5H159ZM161 4H163V3H161ZM164 4H165V3H164ZM190 4H191V3H190ZM197 4H198V3H197ZM247 4H246V5H247ZM12 5H14V3H13ZM67 5H68V6H67ZM148 5H149V8H148ZM3 6H4V5H3ZM10 6H11V5H10ZM14 6H15V5H14ZM24 6H25V5H24ZM31 6H32V5H31ZM36 6H37V5H36ZM73 6H74V5H73ZM80 6H81V5H80ZM169 6H170V5H169ZM169 6L167 5V8H168ZM171 6H172V5H171ZM249 6H250V5H249ZM74 7H75V6H74ZM77 7H78V6H77ZM185 7H187V6H185ZM15 8H16V6H15ZM30 8H32V7H30ZM48 8H51V9H52V6H51V7H48ZM82 8H84V7H82ZM21 9H22V8H21ZM34 9H37V10H38V8H36V7H35ZM41 9H42V8H40V10H41ZM51 9H50V10H51ZM60 9H61V10H60ZM239 9L242 11L241 8H239ZM31 10H32V9H31ZM37 10H36V11H35V10H34V11H29V9H28L29 12L27 11L28 14L30 15V17H32V18L35 20V21H34V20L31 18V19H32V22L34 21V23L29 22V23H32L33 26L28 25V27H29L28 30L31 31L30 28H31V27L33 28V27H34L36 32L43 33V32L46 31L47 29H50V28H48V27H50V26H49V24L47 23V20H50V17H51V16H48V15L41 16V14H37V13H39ZM74 10H75V9H74ZM83 10H84V9H83ZM240 10H239V11H240ZM166 11H167V10H166ZM50 12H51V11H50ZM81 12H82V11H81ZM168 12H169V11H168ZM34 13L36 14V16L34 15ZM46 13L48 14V11H47ZM183 13H184V12H183ZM185 13L187 14V12H185ZM188 13H189V12H188ZM4 14H6V13H4ZM170 14H171V13H170ZM189 14H190V13H189ZM255 14H256V13H255ZM50 15H52V14H50ZM173 15H175V14H172V15H170V16L173 17ZM190 15H191V14H190ZM52 16H53V15H52ZM12 17H13V18H12V19H13L12 21H15V19H16L15 15L12 16ZM179 17H180V16H179ZM179 17H178V18H179ZM2 18H3V17H2ZM9 18H10V17H9ZM48 18H49V19H48ZM51 18H52V17H51ZM89 18H90V16L88 17V20L91 21V18H90V19H89ZM173 18H174V17H173ZM181 18H182V17H180V19H181ZM183 18H184V17H183ZM193 18H194V17H193ZM224 18H225V17H224ZM239 18H240V17H239ZM92 19H93V18H92ZM167 19H168V17H167ZM175 19H176V18H175ZM263 19H264V18H263ZM2 20H3V19H2ZM55 20H54V21H55ZM169 20H170V19H169ZM169 20H167V23L169 22ZM178 20H179V19H178ZM50 21H51V20H50ZM183 21H184V20H183ZM183 21H182V22H183ZM48 22H49V21H48ZM52 22H53V20H52ZM55 22H56V21H55ZM94 22H92V23H94ZM172 22H174V21H172ZM172 22H170V23L172 24ZM180 22H181V21H180ZM262 22H263V21H262ZM27 23H28V22H27ZM29 23H28V24H29ZM53 23H54V22H53ZM95 23H94V24H95ZM170 23H168V25L171 27ZM259 23H260V22H259ZM34 24H35V25H34ZM176 24H177V23H176ZM50 25H51V24H50ZM52 25H53V24H52ZM52 25H51V28H52ZM54 25H55V29H56V24L54 23ZM54 25H53V26H54ZM168 25H167V26H168ZM183 25H187V24L184 23ZM190 25H191V24H190ZM169 26H168V28H169ZM173 26H174V23H173ZM173 26H172V29H173ZM183 27H184L183 29H182V27H180V28H181L182 30H184L185 27H186V28L189 27V24H188V26H183ZM258 27H259V26H258ZM34 28H33V29H34ZM86 28L89 29V30H88L89 33H86V32H87V29H86ZM165 28H166V31H167L168 28H167V27H165ZM174 29L177 31V29H179V26H178V28H177V25H176V26L174 27ZM188 29H189V28H188ZM257 29H258V28H257ZM28 30H26V28H25L24 33H23V34H24L23 37L25 38V41H26V39H27L28 42L31 41L30 43H33V44L37 45V41H38V39H39V37L37 38L38 35H36V34L34 35V31H32V33H31V34L33 35V36H32ZM168 30H169V29H168ZM182 30H181V31H182ZM53 31H54V30H53ZM185 31H186V29H185ZM185 31H183V33H185ZM162 32H164V31H162ZM177 32H179V30H178ZM177 32H176V33H177ZM59 33H60V32H59ZM59 33H57V36L54 35V33H53V34L51 33L50 35H52L53 38H54V36H55V37H58V34H59ZM165 33H166V32H165ZM170 33H172V32L170 31ZM180 33H182V32H180ZM180 33H179V34H180ZM186 33H190V34H185V35H187V37H184V38H189V37H190L189 35H191V31H190V29H189L188 32H186ZM259 33H260V35H262L261 32H259ZM46 34L48 35V32H47ZM63 34H64V33H63ZM89 34L92 35L91 38L94 37V38H93L94 40L92 41V43H93L94 45H93L91 42L87 41V38H86V37L89 36ZM160 34H161V33H160ZM179 34H177V35L180 36ZM192 34H193V32H192ZM256 34H257V33H256ZM12 36H13V35H12ZM52 36H49V38L52 37ZM85 36H86V37H85ZM170 36H171V35H170ZM188 36H189V37H188ZM194 36H195V34L192 35L191 37H194ZM62 37H63V35H62ZM62 37H60V38H62ZM69 37H68V38H69ZM82 37H83V38H82ZM140 37H141V36H140ZM10 38H11V37H10ZM24 38H23V39H24ZM41 38H42V41H44L43 37H41ZM41 38H40L39 40H41ZM44 38H45V36H44ZM169 38H170V37H169ZM177 38H178V37H177ZM184 38L182 39L183 41H184ZM11 39H12V38H11ZM119 39H120V38H119ZM121 39H122V38H121ZM142 39H143V38H142ZM9 40H10V39H9ZM49 40L51 41V39H49ZM68 40H69V39H68ZM72 40H73V39H72ZM80 40H81V42H80ZM91 40H92V39H91ZM125 40H127V39H125ZM157 40H158V39H157ZM157 40H156V41H157ZM166 40H167V39H166ZM172 40H173V39H172ZM172 40H171V41H172ZM42 41H41V42H42ZM45 41L47 42V40H45ZM45 41H44V42H45ZM73 41H74V40H73ZM114 41H115V40H114ZM156 41H155V43H156ZM159 41H160V40H158V44H159V45H160L161 43H162V44L165 43V42H162V41H161V43H159ZM186 41H188V39H185V42H186ZM196 41H197V40H196ZM38 42H39V41H38ZM53 42H54V41H53ZM53 42H52V43H53ZM86 42H87V43H86ZM88 42H89V43H88ZM188 42H189V41H188ZM231 42H232V41H231ZM26 43H27V42H26ZM42 43H43V42H42ZM42 43H41V45H42ZM90 43H91V44H90ZM96 43H99V44H101V45H97ZM130 43H131V42H130ZM136 43H137V42H136ZM144 43H145V42H144ZM153 43H154V41H153ZM182 43H183V42H182ZM189 43H193V42H189ZM195 43H196V42H195ZM195 43L192 44L193 47H195V46H194ZM248 43H249V42H248ZM21 44H23V42H22ZM55 44H56V43H55ZM95 44H96V45H95ZM115 44H116V43H115ZM184 44H186V43H184ZM206 44H207V43H206ZM241 44H242V43H241ZM27 45H28V43H27ZM39 45H40V43H38V45H37L36 47H35V46H34V47L37 49V47H39ZM53 45H54V44H53ZM159 45L156 44V47L159 46ZM163 45H164V44H163ZM163 45H162V46H163ZM166 45H167V44H166ZM168 45H170V44H168ZM187 45H189V44H187ZM187 45H186V46H187ZM216 45H217V44H216ZM232 45H233V44H232ZM237 45H238V44H237ZM247 45H248V44H247ZM32 46H33V45H29L28 47H27V46H26V47H27L28 49H30ZM60 46H61V45H60ZM96 46H97V47L99 48V50H101L102 52H101V51H98V49L94 52V47L96 48ZM99 46H103L102 48L105 49V50H104V53H105V52H106V53L108 52L107 55L111 53L112 56H109V58H111L112 61H113L114 58H115L116 62H114V61H115V60H114V61H113L114 64H113V62H112L111 60H109V58L107 57V55H106L105 58H104V56H103V54H104V53H103V49H102V48L100 49ZM164 46H165V45H164ZM198 46H199V45H198ZM221 46H222V45H221ZM16 47H17V46H16ZM41 47H42V46H41ZM48 47H50V45H48ZM56 47H57V46H56ZM56 47H54V49H56ZM148 47H149V46H148ZM170 47H171V46H170ZM180 47H181V45H180ZM251 47H252V46H251ZM32 48H33V47H32ZM39 48H40V47H39ZM160 48H161V47H160ZM167 48H168V46H167ZM167 48H166V46H165V49H166V50H167ZM188 48H189V47L187 46V49H188ZM218 48H220V47H218ZM225 48H226V47H225ZM230 48H231V47H230ZM255 48H258V47H255ZM11 49H13V47H12ZM15 49H16V48L14 47V50H15ZM17 49H19V48H17ZM23 49H25V48H23ZM45 49H46V48H45ZM45 49H44V50H45ZM48 49H49V48H48ZM48 49H47V50H48ZM50 49H51V47H50ZM50 49H49V50H50ZM52 49H53V48H52ZM52 49H51V50H52ZM168 49L170 50V48H168ZM173 49H174V48H173ZM184 49H185V48H184ZM193 49H194V48H193ZM196 49H197V48H196ZM196 49H195V51H197ZM220 49H221V48H220ZM222 49H224V48H222ZM26 50H27V49H26ZM30 50H31V49H30ZM32 50H33V51H31V52H30L29 50H28V51H25V50H23V51H21V50L16 51V52H17V53H16L17 55H19V56L21 55V56H22V58H21L22 61L25 60V61H24V62H26L25 65L27 64V62L29 63V62H31L32 60H34V58H35L34 56L38 57V55H39V57H40V54L43 55V53H37L39 49H38V50H34V48H33ZM44 50H43V51H44ZM51 50L49 51V53L52 52V54L54 55V53H53L54 51H53V50L51 51ZM177 50H178V49H176V51H177ZM24 51H25V52H24ZM36 51H37V52H36ZM43 51H42V52H43ZM45 51H46V50H45ZM82 51H84V50H82ZM89 51L87 52L88 54H87V53H85V54L89 55V54L91 53V52H89ZM171 51H172V48H171ZM179 51H180V50H179ZM188 51H189V50H188ZM241 51H243V50H241ZM254 51H255V50H254ZM23 52H24V53H23ZM26 52H30V53H26ZM85 52H86V51H85ZM100 52L102 53L101 55H100ZM156 52H157V51H156ZM168 52H169V51H168ZM172 52H173V51H172ZM172 52H171V53H172ZM181 52H182V54H184V50H183V51L181 50V51L178 52V53L181 54ZM258 52H259V51H258ZM260 52H262V51H260ZM260 52H259V53H260ZM10 53L13 55L12 52H10ZM14 53H15V52H14ZM18 53H19V54H18ZM32 53H33V54H34V53H35V54L37 53V54L34 55V56L32 57V60L29 61V60H28V59H30V58H29V55L32 54ZM49 53L45 54L46 57H44V55L42 56V57H43L42 63H41L40 61H38L37 58H35V61H37L36 64L40 62V65H41L42 69H43V66H45V64H44L45 58H47V60H48V58H49V60L51 61V64H52V62L55 63V61H53L52 58H51V57H54V56L47 57V55H48ZM81 53H82V52H81ZM112 53H113V54H112ZM255 53H256V51H255ZM11 54H10V55H11ZM26 54H28V56H27ZM50 54H51V53H50ZM173 54H174V53H173ZM175 54H177V53H175ZM263 54H264V53H263ZM12 55H11V57H13ZM82 55H83V54H80V58H81V60H82L83 57H85V58H86V61H87V60L90 61V62H87L86 64H92V63H91L92 58L90 57L91 55H89V56H84V55H83V57H81ZM95 55L97 56V53H96ZM114 55H115V56H114ZM189 55H191V54H189ZM49 56H50V55H49ZM61 56H62V55H61ZM101 56H103V57L101 58ZM116 56H117V58H116ZM170 56H173V57H174V55H170ZM170 56H169V57H170ZM194 56H195V55H194ZM230 56H231V55H230ZM232 56L234 57L235 55H232ZM232 56H231V58H232ZM237 56H238V55H237ZM14 57H15V56H14ZM39 57H38V58H39ZM42 57H41V58H42ZM88 57H90V60H89ZM187 57H188V55H187ZM242 57H243V56H241V58H242ZM250 57H251V56H250ZM8 58H10V57H8ZM17 58H19V57L17 56ZM73 58H74V56H73ZM97 58H98V56H97ZM100 58H101V60H100ZM175 58H177V56H176ZM225 58H226V57H225ZM244 58H245V60H247L246 57H244ZM227 59H228V61H227L226 63H224L221 67L219 66V63H218V67H215L216 65H214V64H213L212 62H210V61H207V63H205L204 67L202 68V75H203L202 80H201V82L198 81V84H199L200 86H204V87H205V86H206V87H210L209 85H211L212 88H213L212 90L215 91V92H217V91L214 89L216 85H217V86H218V85H219V86H222V87H224V88L230 90V92H231L232 94H234V95H236V96H239V97L244 101L245 104H247V105H252V107H253L252 109H253V111H254L257 115L264 113V78H263L262 80H257V78H256L257 76L255 77V76H253L251 73L248 74L244 69L240 68V67L237 65L236 60H233V59H230V58H227ZM49 60L47 61V63L49 62ZM56 60H57V58H56ZM69 60H70V57H69ZM75 60H76V56H75L74 60L72 59V62L74 61V62L72 63V64H74V66H76V64H77V62L75 63ZM108 60H109L111 63H110ZM119 60H118V61H119ZM252 60H253V58H252ZM22 61L20 60L19 63H22ZM78 61H79V60H78ZM83 61H84V60H83ZM86 61H84V64H85ZM93 61H94V58H93ZM120 61H119V62H120ZM123 61H121V63H122ZM223 61H224V60H223ZM239 61H240V60H239ZM253 61H254V60H253ZM33 62H34V61H33ZM57 62H58V61H57ZM96 62H97V61H96ZM105 62H106V61H105ZM245 62H246V61H245ZM261 62H262V60H261ZM81 63H83V62H81ZM121 63H120V65L122 66ZM248 63H249V62H248ZM250 63H251V61H250ZM250 63H249V64H250ZM30 64H31V63H30ZM30 64H29V65H30ZM33 64H34V63H33ZM42 64H43V65H42ZM49 64H50V63H48V65H49ZM86 64H85V66H86ZM115 64H116V65H115ZM190 64H192V63H190ZM195 64H196V63H194V65H195ZM197 64H198V63H197ZM215 64H217V63H215ZM29 65H27V66H29ZM40 65L37 64L38 67H32V68L41 69V67H39ZM92 65H93V64H92ZM92 65H91V66H92ZM103 65H104V62H103ZM103 65H102V68L104 67ZM106 65H105V66H106ZM120 65H119V63H118L119 68H121ZM23 66H24V65H23ZM31 66H32V65H30V66L28 67L29 71H31V70H30V69H31V68H30ZM91 66H90L89 68H91ZM192 66H193V64H192ZM24 67H25V66H24ZM79 67H80V64L78 65V69H76V70H77L78 72L83 71L82 68L79 69ZM81 67H82V65H81ZM172 67H173V68H172ZM179 67H180V66H179ZM49 68H50V66H49ZM52 68H53V67H52ZM76 68H77V67H76ZM89 68H88V70H89V72H90L91 69H89ZM92 68H93V66H92ZM105 68L102 69L101 72H100V69H99L98 72H94V73L97 74L96 76H98V78H100V77H103V76H104V75L102 74V73L104 72V73H105V76L108 78V80H107L108 82H109L110 80H111V82L114 81V80H113L114 78L111 79V77H115V76L117 77V75H116V74H113V75L110 74L109 71H108V72L105 71V70H106ZM136 68L139 70V72H138V70H137ZM44 69H46V68H44ZM44 69L41 70V71H40V70L33 69V71L35 70V73H39V72H41V73H39V75L42 74V75H40V77H44L43 75H45V73H46L47 76H48V75L50 74V73L48 74V72H45V73L43 74V72L45 71ZM84 69H85V68H84ZM86 69H87V68H86ZM95 69L97 70V68H95ZM95 69H94V70H95ZM135 69H136V70H135ZM11 70H12V69H11ZM80 70H81V71H80ZM94 70L92 69V71H94ZM103 70H104V71H103ZM179 70H180V68H179ZM36 71H37V72H36ZM38 71H39V72H38ZM42 71H43V72H42ZM55 72H56V71H55ZM58 72H59V71H58ZM121 72H120V74H121ZM13 73H14V72H13ZM26 73H27V72H26ZM35 73L33 72V76L35 75ZM53 73H54V72H53ZM53 73H52L50 76H53ZM59 73H60V72H59ZM87 73H88V71H87ZM87 73H86V70H85V73L82 72L81 74H83L84 77H85V76H88V74H91L92 72H90V73H88V74H87ZM106 73H108V74H106ZM134 73H135V74H134ZM29 74H32V73L29 72ZM55 74H56V73H55ZM55 74H54V75H55ZM86 74H87V75H86ZM95 74H94V76H95ZM98 74H99V75L101 74V75L99 76ZM109 74L111 75V77L109 76ZM120 74H119V76H120ZM133 74H134V75H133ZM250 74H251V75H250ZM27 75H28V74H27ZM39 75H38V76H39ZM57 75H58V74H57ZM57 75H55L54 77H56ZM59 75H60V74H59ZM59 75H58V76H59ZM102 75H103V76H102ZM107 75L110 77V80H109V77H108ZM114 75H115V76H114ZM200 75H201V74H200ZM12 76H13V75H12ZM30 76L32 77V75H30ZM38 76H35V77H38ZM90 76H91V75H90ZM90 76H88V77H90ZM94 76H93V77H94ZM122 76H123V75H122ZM122 76H120V77H122ZM136 76H137V74H136ZM8 77H9V76H8ZM45 77H46V75H45ZM91 77H92V76H91ZM123 77H124V76H123ZM258 77H259V76H258ZM260 77H261V76H260ZM117 78H119V77H117ZM9 79H10V78H9ZM96 79H97V78H96ZM96 79H95V84H96V85H102V87H103V84H99V83H98V81H100L101 78H100L99 80L97 79V80H98L97 82H96ZM149 79H150V78H149ZM158 79H159V78H158ZM161 79H162V78H161ZM7 80H8V79H7ZM102 80L104 81L105 78L103 77ZM138 80H139V79H138ZM36 81H37V80H36ZM107 81H106V80L104 81V82H106V83H105V86H104L103 89H102L103 91H102V90L99 91V90H98L99 88L97 87V88H98V89H97L98 92H102V93H103V92H104V93L107 92V91L104 90V89H107V88H106V87L108 86ZM127 81H128V79H127ZM7 82H8V81H7ZM79 82H80V81H79ZM79 82H78V83H79ZM111 82H109V83L113 86V84H112ZM115 82H118V79H117V81L115 80ZM115 82H114V83H115ZM122 82H123V81H122ZM100 83H102V81H100ZM52 84H53V83H52ZM95 84H94V86L96 87ZM106 84H107V85H106ZM115 84H116V83H115ZM37 85H38V84H37ZM111 85H110V87H112ZM207 85H208V86H207ZM79 86H80V85H79ZM116 86H117V85H116ZM118 86H119V84H118ZM0 87H1V86H0ZM21 87H22V86H21ZM52 87H53V86H52ZM102 87H100V88H102ZM206 87H205V88H206ZM19 88H20V87H19ZM151 88H153V87H151ZM151 88H150V89H151ZM26 89H27V88H26ZM95 89H96V88H95ZM108 89H109V87H108ZM108 89H107V90H108ZM121 89H122L123 91H124V90H126L127 92L129 91L128 88H127V89H128V90H127V89L122 88V86H121ZM133 89H134V88H133ZM6 90H7V89H6ZM60 90H61V89H60ZM122 90H119V91H122ZM130 90H132V89L130 88ZM152 90H153V89H152ZM10 91H11V90H10ZM53 91H54V90H53ZM97 91H96V92H97ZM114 91H116V89H115ZM119 91L117 90L116 92H119ZM8 92H9V91H8ZM17 92H18V91H17ZM21 92H23V91H21ZM31 92H33V91H31ZM34 92H35V89H34ZM41 92H42V91H41ZM127 92H126V95H127ZM129 92H130V91H129ZM38 93H39V91H38ZM124 93H125V91H124ZM124 93H123V94H124ZM24 94H25V93H24ZM123 94H121V95L124 96L125 94H124V95H123ZM27 95H29V94H27ZM68 95H69V94H68ZM96 95H98V94L95 93L94 97H96ZM103 95H104V94H103ZM121 95L119 94V96H121ZM18 96H19V95H18ZM18 96H17V97H18ZM98 96H99V95H98ZM100 96H101V95H100ZM122 96H121L120 98H122ZM197 96H198V95H197ZM27 97H29V96H27ZM59 97H60V96H59ZM64 97H65V96H64ZM64 97H63V98H64ZM101 97H102V96H101ZM21 98H22V97H21ZM29 98H30V97H29ZM63 98H62V100H63ZM103 98H104V97H103ZM25 99H26V98H25ZM45 99H46V98H45ZM54 99H56V98H54ZM66 99H67V98H66ZM98 99H99V98H98ZM98 99H97V100H98ZM101 99H102V98H101ZM107 99H108V98H107V96H106V98H104L103 100L105 101V100H107ZM122 99H123L122 102L125 103L123 107L126 108L125 105H127V104H126V102H124V99H126V96L123 97ZM127 99H128V98H127ZM127 99H126V100H127ZM199 99H200V98H199ZM27 100H28V99H27ZM47 100H48V99H47ZM62 100H61V101H62ZM64 100H65V99H64ZM91 100H92V99H91ZM97 100H96V102H97ZM110 100H111V99H110ZM203 100H204V99H203ZM24 101H26V100H24ZM56 101H57V100H56ZM56 101H55V104H56ZM93 101H94V100H93ZM98 101H99V100H98ZM206 101H207V100H206ZM22 102H23V101H22ZM59 102H60V100H59ZM59 102H57V103H58V104L61 103V104H60L61 106H64V105H65V104H63V102H60V103H59ZM91 102H92V101H91ZM105 102H106V101H105ZM105 102L102 101L101 103H103V106L105 105L104 108H105V107L107 108L109 100H108L106 103H105ZM112 102H113V101H112ZM112 102H110L109 105H110V104L113 105L114 103H112ZM185 102H186V101H185ZM65 103H66V101H65ZM127 103H128V102H127ZM168 103H169V102H168ZM192 103H193V102H192ZM33 104H35V103H33ZM33 104H32V105H33ZM55 104H52L51 106H53L54 108L56 107V108L54 109V108L52 107V108H50V110H48V111H50V112H47V115L49 116V119H50V123H51L52 128H53L54 130H52L51 127H50L51 131H50V130H46V128H47L46 126L48 125V123H46L47 125L45 126L46 128L44 129L43 126H44L45 124L43 125L42 122H40L42 119H40L39 122L41 123L42 126H41V125H37L35 128H38L39 126H40V128H41V127H43V128H42L41 130H40V128L37 129V130H35V129L32 130L33 132L36 131L37 139H38V138L40 137V135L42 134V135H43L42 139L45 140L44 136H47V135H45V133H48V131H50L51 133L55 132V129L58 128V126H59L58 123L60 122V120H61V118H62V116H63L62 114H64V116H65L66 113H67L68 115L70 114L69 116H72V115H71V114H73V113H71V111H72V106H71V107L69 106V107H70V108H69V112H70V113H69L68 110L66 109V108H68L67 106H65V107H66L65 110H64V108H63V111H62V110H61L62 107H61V109H58L57 112H56L55 110L58 108V104H57V106H56ZM95 104H96V103H95ZM190 104H191V103H190ZM190 104H189V105H190ZM195 104H196V103H195ZM207 104H208V103H207ZM9 105H10V103H9ZM32 105H31V106H32ZM46 105H47V104H46ZM66 105H68V102L66 103ZM83 105H84V104H83ZM85 105H86V106H85ZM85 105H84L85 107L79 105L80 110H82L81 108L84 107L82 111L77 110V109H78L77 105L73 106V108L75 107L76 110H77L74 114H76V113L79 112V111H80L79 113H82V112L84 111L85 108L87 109V108H88V107H87V104H85ZM88 105H89V104H88ZM90 105H91V103H90ZM96 105H97V104H96ZM112 105H110V107H111ZM122 105H123V104H122ZM122 105L120 104L119 107L122 106ZM215 105H216V102H215ZM215 105H214V106H215ZM237 105H238V104H237ZM241 105H242V104H241ZM42 106H43V105H42ZM99 106H101V105H99ZM113 106L117 107L118 104H117V105L114 104ZM113 106H112V107H113ZM173 106H174V105H173ZM187 106H188V105H187ZM187 106H186V107H187ZM199 106H200V105H199ZM201 106H202V105H201ZM33 107L36 108L37 106L35 107V105H33ZM46 107H47V106H46ZM115 107H114V108H115ZM128 107H130L129 104L127 105V109H129ZM184 107H185V106H184ZM197 107H198V106H197ZM203 107H206V106L203 105ZM212 107H213V105H212ZM235 107H236V106H235ZM237 107H238V106H237ZM3 108H4V107H3ZM3 108H2V109H3ZM12 108H13V110H14L15 107H12ZM101 108H102V107H101ZM101 108L98 109V110H101ZM171 108H172V107H171ZM193 108H194V107H193ZM193 108H191V110H193ZM201 108H202V107H201ZM216 108H217V105H216ZM216 108H215V109H216ZM6 109H7V108H6ZM29 109H30V110H33L32 107H30ZM29 109H28V111H29ZM44 109H45V108H44ZM92 109H94V108H92ZM95 109H97V108H95ZM102 109H103V108H102ZM118 109H119V108H117V109H113V108H112V113L116 114V116L113 115V114H112V116H110V114H111V113H110L111 108L109 109V107H108V110H110L109 112H106L107 109H104V111L106 110L104 114L102 113V115H103L104 118L100 116V117H101L100 119L103 118V119H106V121H107V119H109V117H110V119H111V118L113 119V118L116 117V118L118 119V121H117V119H116L117 123H116L115 121H113V123H112V122H111L112 119H111V120L109 119L108 121H110V123H112L113 125H114V123H116L117 125H114V127H115V126H118L119 124H121V122H120V120H121V119H120V118H121L120 115H119V118L117 117V115H118L117 112L120 110V109H119V110H118ZM183 109H185V108H183ZM194 109H196V107H195ZM215 109H213V112H214ZM217 109H218V108H217ZM227 109H228V107H227ZM229 109H230V107H229ZM237 109H238V108H237ZM37 110H38V107H37V109L35 110V112H37ZM66 110H67V111H66ZM116 110H118V111L115 113ZM130 110H131V109H130ZM210 110H211V109H210ZM225 110H226V109H225ZM230 110H231V109H230ZM230 110H228V111L230 112ZM233 110H234V109H233ZM243 110H244V112H245V110H246L247 113H248L247 108H244ZM26 111H27V110H26ZM46 111H47V110H46ZM59 111H60V112L62 111L63 113H62V114H59V113H60ZM64 111H65V112H64ZM92 111H94V110H90V108H89V110L87 111V113H89V112H90V113H93ZM95 111H96V110H95ZM104 111H102V112H104ZM121 111H123V110H121ZM124 111H125V109H124ZM124 111H123V113H126V112H124ZM195 111L197 112L198 109L195 110ZM215 111H216V110H215ZM222 111H223V110H222ZM238 111H240V110L238 109ZM32 112H33V111H31L30 113H32ZM44 112H45V110H44ZM100 112H101V111H100ZM217 112H218V110H217ZM236 112H237V111H236ZM251 112H252V111H251ZM30 113H29V114H30ZM79 113H78V115H79V116L81 117V119L84 121V119L86 118L87 115L83 113L84 116H85V117H84V116H82V115L79 114ZM95 113H96V114H95ZM97 113H99V111L94 112V115L92 114V117L95 116V115H96L95 118L99 117V114H97ZM118 113H119V112H118ZM197 113L200 114L201 112L198 111ZM220 113H221V112H220ZM230 113H231V112H230ZM241 113H242V111H241ZM252 113H253V112H252ZM252 113H251V114H252ZM255 113H254V114H255ZM0 114H1V113H0ZM27 114H28V113H27ZM74 114H73V115H74ZM107 114H108V115H107ZM128 114H129V113H128ZM159 114H160V113H159ZM189 114H192L193 116L196 117V114H195L194 111H191ZM206 114H208V113H206ZM209 114H210V113H209ZM237 114H238V113H237ZM8 115H9V113H8ZM33 115H34V112H33ZM33 115L31 114L30 116L33 117ZM35 115H36V114H35ZM35 115H34V116H35ZM38 115H39V114H38ZM41 115H42V113H41ZM68 115H67V116H68ZM124 115H126V114H124ZM129 115H130V114H129ZM134 115H135V114H134ZM200 115H201V114H200ZM211 115H212V114H211ZM223 115L226 116V114H223ZM242 115H243V114H242ZM25 116H26V115H25ZM48 116H46V119H47ZM64 116H63V117H64ZM74 116L76 117L75 119L79 120V119H78L79 116H77V114L74 115ZM74 116H73V117H74ZM89 116H90V117H89ZM89 116H87V118L85 119V120H86V121H85L86 124L89 122L88 119L92 118V117H91V114H89ZM107 116H108V118H107ZM114 116H115V117H114ZM225 116H222V117H225ZM227 116H228V115H227ZM227 116H226V118H227ZM238 116H241V114L238 115ZM260 116H261V115H260ZM32 117H28V118H32ZM35 117L38 118V116H35ZM35 117H33V118H35ZM39 117H40V116H39ZM59 117H60V120H59ZM82 117H84V118H82ZM88 117H89V118H88ZM122 117H123V116H122ZM210 117H211V119H208L209 116L206 117V120H208V121H207V123H205V124H207V128H208V127H209V128H212V131L215 130V131L218 133V136L221 137V139H223V137H225V138L227 137V140H229V139L231 140V138H229L231 133L233 134V136H236V134H235L236 131L234 132V130H232V129H235L237 126L232 128L233 125L231 124V125H230L231 128H229V131H231V132H229L230 134L226 135L225 130H227V129H226V128H225V130H224L223 128L221 129V127H224L223 124L219 121V119L221 118V116L218 115V114H215L214 116L212 115V116H210ZM241 117H242V116H241ZM243 117L245 118L246 116L243 115ZM37 118H36V119H32V120L34 121V124H35V122L37 121ZM42 118H43V116H42ZM67 118H68V117H67ZM95 118H93V121H94ZM244 118H243L244 122H246V121L249 120V119H252L251 117H249V119H244ZM255 118H256V116H255ZM257 118H258V117H257ZM44 119H45V118H44ZM64 119H66V118H64ZM64 119L62 118V120L64 121L63 123H61L62 121L60 122L62 125H64V123H66L65 125H67L69 122L72 121V120L68 121L69 119H67V122H65ZM70 119H71V118H70ZM75 119L73 118V120H75ZM103 119H102V120H103ZM119 119H120V120H119ZM253 119H254V118H253ZM253 119H252V121H253ZM26 120H27V116H26ZM95 120H97V119H95ZM114 120H115V119H114ZM27 121H28V120H27ZM29 121H31V119H29ZM29 121H28V122H29ZM47 121H49V120H47ZM79 121H80V122H79L80 124L85 123V122H83V121H81V120H79ZM91 121H92V119H91ZM91 121L89 122V124L92 125V123H94V122H93V121L91 122ZM98 121H99V120H97V123H98ZM100 121H101V120H100ZM125 121H127L126 123L128 124V120H125ZM125 121H124V122H125ZM129 121L131 122L130 118H129ZM235 121H236V118H235ZM241 121H242V120H241ZM254 121H255V120H254ZM254 121H253V122H254ZM263 121H264V118H263V120H262V118H261V122H263ZM31 122H32V121H31ZM74 122H75V121H74ZM81 122H83V123H81ZM102 122H104V121H102ZM118 122H119V124H118ZM222 122H223V121H222ZM242 122H243V121H242ZM250 122H251V121H250ZM71 123H73V122H71ZM79 123H78V121H77L76 126H80ZM110 123H109V124H110ZM234 123H235V122H234ZM26 124H27V123H26ZM32 124H33V123H32ZM34 124H33V125H34ZM73 124H74V123H73ZM73 124H72V125H70V123L68 124V125L71 126V130H70V127H69V126L67 127V128H69V130H67V129H65V128L62 129L63 131L67 130V133H63L64 135H63L62 137L66 138V140H67V138H68V140H69L68 142H70V140H71V138H72L71 135H73L74 139H76V138H75V136L77 135L76 133L79 132V131H77L78 127H76V126L74 127ZM78 124H79V125H78ZM106 124L108 125V122H105L104 125L101 123V125H103V128L101 127L102 129H100V128H99V129L102 131L104 128H107V130H108V127H106ZM123 124H124V123H123ZM127 124H126V126H127ZM249 124H250V123H249ZM33 125H32V126H33ZM91 125H90L89 128H92V130L89 129V128H87V129H88L87 131L91 130V131H93V133H95V131H94L95 129H93V127H92L93 125H92V126H91ZM110 125H111V124H110ZM124 125H125V124H124ZM129 125H130L131 127L133 126V124L131 125V123L128 124V126H129ZM224 125H225V124H224ZM263 125H264V124H263ZM263 125L260 127V124H259L258 127L263 128ZM32 126H30L31 129H32ZM34 126H35V125H34ZM48 126H50V125H48ZM72 126H73V127H72ZM82 126H84V124L81 125V128H83ZM97 126H98V125H97ZM119 126H120V127H121V126L123 127V125H119ZM130 126H129V127H130ZM195 126H196V125H195ZM225 126L227 127V126H228V123H227ZM234 126H235V125H234ZM240 126H241V125L239 124L238 127H240ZM249 126H250V125H248V127H249ZM253 126H255V125H253ZM253 126L249 127V130L252 128V129L250 130V133H251V131H253V129L255 128V127H253ZM9 127H10V125H9ZM22 127H23V124H22ZM64 127H65V126H64ZM94 127H95L98 131H100V130L98 129V127H100V126L96 127V123H95V126H94ZM109 127H110V126H109ZM120 127H117V132H118V130H119L118 128H120ZM205 127H206V126H205ZM242 127H245V125L242 126ZM256 127H257V126H256ZM258 127H257V128H258ZM30 128L28 127V129H30ZM110 128H111V129H110ZM110 128H109L110 130L113 129V128H112V125H111ZM115 128H116V127H115ZM115 128H114V129H115ZM126 128H127V127H126ZM132 128H133V127H132ZM203 128H204V127H203ZM227 128H228V127H227ZM246 128H247V125H246ZM246 128H245V130H243L244 128H242V132H243V131H246L247 134H249V133H248L249 130L246 129ZM10 129H11V128H10ZM10 129H9V130H10ZM31 129H30V132H31ZM47 129H48V128H47ZM58 129L60 130L61 128H58ZM114 129H113V130H114ZM124 129H125V128H122V132H123ZM128 129H130V128H128ZM128 129H127V130H128ZM204 129H205V128H204ZM230 129H231V130H230ZM238 129H239V131H240L241 128H238ZM238 129H237V130H238ZM255 129H256V128H255ZM20 130H23V129H20ZM34 130H35V131H34ZM39 130H40V134L38 133ZM59 130H58V132H57V130H56V135H57V133L59 134ZM78 130H79V129H78ZM82 130H83V129H82ZM107 130L105 129L104 131H107ZM120 130H121V128H120ZM193 130H194V129H193ZM209 130H211V129H209ZM247 130H248V131H247ZM256 130H257V129H256ZM256 130H255V131H256ZM258 130H259V129H258ZM258 130H257V131H258ZM26 131H28V130H26ZM63 131H62V132H63ZM69 131H70V132H69ZM76 131H77V132H76ZM101 131H100V132H101ZM125 131H126V129H125ZM125 131H124V132H125ZM130 131H131V130H130ZM130 131H129V132H130ZM202 131H203V129H202ZM206 131H208V129H206ZM212 131H211V132H212ZM215 131H214V132H215ZM227 131H228V130H227ZM255 131H254V132H255ZM257 131H256V134H257ZM259 131L261 132V130H259ZM262 131H263V130H262ZM1 132H2V131H1ZM30 132H28V136H27V137H29L30 140H31V137L33 138V135H34L35 133L33 134L32 132H31V133H30ZM50 132L48 133L49 135H51ZM60 132H61V131H60ZM62 132H61V133H62ZM65 132H66V131H65ZM107 132L110 133V134H108V135H110V136L112 135V137H117V136H116V133H117L116 131H112L113 133H111V131L108 130ZM197 132H198V131H197ZM216 132H215V133H216ZM233 132H234V133H233ZM240 132H241V131H240ZM242 132H241V135L244 134V132H243V134H242ZM254 132H253V134H252V133L250 134L251 136L253 135L252 138H255V137L257 136L256 134H254ZM29 133H30L31 136H29ZM37 133H38V134H37ZM85 133H86V132H85ZM85 133H84V134H85ZM101 133H102V132H101ZM101 133H99V134H101ZM105 133H106V132H105ZM114 133H115V135H114ZM144 133H145V132H144ZM144 133H143V134H144ZM183 133H184V135L187 134V132H186V133L183 132ZM198 133H199V132H198ZM209 133H210V132H209ZM237 133H238V132H237ZM261 133H262V132H261ZM261 133H260V134H261ZM4 134H6V133H3L2 136H3ZM17 134H18V133H17ZM67 134H68V135H67ZM82 134H83V131H82ZM82 134H80V135H82ZM102 134H104V132H103ZM120 134H121V133H120ZM120 134L117 133V135H120ZM122 134H125V133H122ZM149 134H150V133H149ZM149 134H148V135H149ZM180 134H181V133H180ZM207 134H208V133H207ZM234 134H235V135H234ZM0 135H1V134H0ZM24 135H25V133H24ZM24 135L22 136V135L19 134V136H20V137H23L22 139L25 141V139H24V138H25ZM38 135H39V136H38ZM59 135H60V134H59ZM85 135L87 136V134H85ZM88 135H90V133H88ZM93 135H94V134H92V136H93ZM95 135L98 136V133L96 132ZM108 135L105 134V138H101V139H105V140H103V141H106V139L111 140V139H109L110 136H108ZM113 135H114V136H113ZM126 135L128 136L129 134L126 133ZM150 135H151V134H150ZM150 135H149V136H150ZM190 135H192V133H191ZM194 135H197V133L195 132ZM194 135H193V136H194ZM212 135H214V134H212ZM215 135H216V134H215ZM245 135H246V133H245ZM255 135H256V136H255ZM261 135H262V134H261ZM4 136H5V135H4ZM36 136H35V140H36ZM66 136H68V137H66ZM69 136H70V139H69ZM77 136L79 137V133H78ZM77 136H76V137H77ZM82 136L85 137L84 135H82ZM97 136H95V137H97ZM127 136H126V137H127ZM141 136H142V135H140V137H138V139H139V138H142ZM146 136H147V135H146ZM166 136H167V134H166ZM170 136H171V135H170ZM197 136H198V135H197ZM202 136H203V135H202ZM208 136H209V138H210V135H209V134H208ZM208 136H207V137H208ZM228 136H229V137H228ZM231 136H232V135H231ZM233 136H232V137H233ZM243 136H244V135H243ZM243 136H241V139H242ZM254 136H255V137H254ZM263 136H264V135H263ZM5 137L7 138V135H6ZM62 137H61V136H60V138H59V137H58V138H57V137H54V138H55L54 143H56L55 145H57V144L60 145V146H57V147H58L57 149L59 150V153H61L60 155H58L59 157H58V156H57V157H51V156H53V155L51 154V156H50V151H49V152L44 151V152H46V154H42V153H44L42 149L45 150V148L47 147L46 145H47L48 143H46V144L43 143L41 137H40V140H41L42 142H40V143H42L41 145L44 144L46 147H44V146H40V148L42 147V149L40 150L42 153H39V154H42L43 157H46V156H47V158H49L48 161H50L51 163H52L51 160H53L54 162L58 160V162L61 163L59 160H63V159L60 158V157H63V156H61V155H64V150H65V149H63V146H61V145H62L61 142H63V138H62ZM101 137H103V136H101ZM106 137H108V138H106ZM118 137H119V136H118ZM122 137L124 138L123 135H122ZM126 137H125V138H126ZM174 137H175V136L171 137L172 140H173ZM191 137H192V136H191ZM191 137H190V138H191ZM198 137H201V136H198ZM203 137H204V136H203ZM216 137H217V136H216ZM236 137L238 138V137H240V136H236ZM236 137H235L234 139H236ZM3 138H4V137H2V138L0 137V139H3ZM6 138H5V139H6ZM81 138H82V137H80V140H81ZM127 138H128V137H127ZM130 138H131V137H129L128 140L125 139V141L122 140V142H121V140H119V141L121 142V143H120V148L122 147V145L125 146V148L123 149V151L126 150V148H127L126 146L128 145V143H127V145H126V144H122V143H124V142L126 143V142H128V141L131 142V140H129ZM166 138H167V137H166ZM168 138H169V136H168ZM168 138H167V139H168ZM177 138H178V137H177ZM212 138L214 139V141L216 140L215 137L212 136ZM212 138H210V139H212ZM217 138H218V137H217ZM228 138H229V139H228ZM263 138H264V137H263ZM263 138H262V136H261V139H260L259 141H261ZM13 139H15V138L13 137ZM13 139H12V140H13ZM20 139H21V138H20ZM27 139H28V138H27ZM56 139L59 140V141L61 140V142L59 143V141H56ZM72 139H73V138H72ZM95 139H96V138H95ZM95 139L92 137V140H95ZM99 139H100V136H98V140H99ZM101 139L99 140V142H98V140L96 139L97 141L94 142V143H95V146L101 144V143H100V142H101ZM113 139H114V138H112V141L114 142ZM121 139H122V138H121ZM149 139H151V137H150ZM153 139H154V138H153ZM153 139H151V140H153ZM163 139H164V137H163ZM174 139H175V138H174ZM188 139H189V138H188ZM203 139H204V138H203ZM219 139H220V138H219ZM219 139H218V140H219ZM234 139H233V140H234ZM238 139H240V138H238ZM238 139H236L235 141L238 142ZM241 139H240V140H241ZM243 139H244V138H243ZM246 139H247V137L245 138V140H246ZM249 139H250V138H248V141H247L248 144L252 143V141L249 140ZM12 140H10V141H12ZM30 140L28 139V141H30ZM64 140H65V139H64ZM78 140H79V139H77V141H78ZM80 140H79V141H80ZM83 140H85V139H83ZM115 140H116V139H115ZM126 140H127V141H126ZM139 140H141V139H139ZM142 140H143V139H142ZM156 140H157V139H156ZM176 140H177V139H176ZM183 140H184V138H183ZM195 140L198 141V143L196 142V143H197L196 147H197L198 145L201 146V144H200L201 142H200V141H202V139H201V140H200V139H199V140H198V139H195ZM195 140H191V139H189V143H191V141H192V144L194 145V147H195V144H196V143H193V142H194ZM218 140H217V141H218ZM240 140H239V141H240ZM253 140H254V139H253ZM5 141L7 142V140H4L3 143H4ZM10 141H8V144H9ZM24 141H23V142H24ZM26 141H27V140H26ZM32 141H33V140H31V142H32ZM37 141H39V140H37ZM49 141H50V142H49ZM71 141H72V140H71ZM77 141H76V140L73 141V144H74V142H75V143H77V145H78V143L80 144V145H78V146H81V143H80V142H77ZM136 141H137V139H136ZM179 141H180V138H179ZM179 141H178V142H179ZM181 141H182V140H181ZM185 141H186V140H185ZM217 141H216V142H217ZM221 141H222V140H221ZM224 141H225V139H224ZM235 141H234V142H235ZM249 141H251V142H249ZM6 142H5V143H6ZM13 142L15 143V146H16V145L18 146V144L20 143V142L18 143V141H13ZM13 142H12V143H13ZM23 142H22V143H23ZM31 142H30V143H31ZM47 142H49V144H48L49 147H47V149L51 148V146H52L53 148H51V150L54 151V148L56 149V146H55L54 144H50V143H51V138H50V136H49V139L47 140ZM52 142H53V141H52ZM57 142H58V143H57ZM66 142H67V141H66ZM66 142L63 143V145L66 144L65 147H66V149H67V148L70 147V146H67V143H66ZM81 142H83V143L85 144L87 141H86V142L81 141ZM91 142H92V141H91ZM96 142H98L99 144H96ZM116 142H117V141H116ZM116 142L112 143V145H114ZM132 142L135 143V142H134V139H133ZM132 142H131V143H132ZM153 142H154V141H153ZM165 142H166V141H165ZM165 142H164V143H165ZM173 142H174V141H173ZM176 142H177V141H176ZM206 142H207V141H205V144H206ZM229 142H230V141H229ZM243 142H244L243 140H242V142L240 141V143H242V144H241V145H242V146H241V149H242V150L244 149V151L241 152V150H239V149H240V147H239V146H240V143L238 142V143H239V144H238L239 146H238V145H236V146H238L239 149H237V150H238V152L240 151L241 153L239 152V153H240V158H238V157H235V158H238V159L240 160V162H241V158H242V156H243L242 161L244 162V161L246 160V164L248 165V164H249V161L247 162V158H246L247 156L245 157L244 154H243V153H245V149H246V153H245V155H246L247 153L250 154V152L253 151L252 149H255V147H257V146H256V143H257V145H258V144H261V143L254 141V142H256L255 144H254V143L250 144V147L247 146L248 144H246V146L249 147V148H245L246 146H245V144L243 145ZM262 142H264V141H262ZM3 143H2V146H3ZM5 143H4V145H5ZM10 143H11V142H10ZM27 143H28V142H27ZM30 143H29V144H30ZM34 143H37V142H34V141H33L32 145H33ZM89 143H90V141H89ZM106 143H107V146H109V145L111 144V143L108 144L109 141L106 142ZM131 143H130V145H131ZM136 143H137V142H136ZM138 143H139V142H138ZM185 143L188 144V140H187V142H185ZM185 143H182V144H183L184 146H186V147L184 148V146H183L182 148L185 149V150L187 149V151H188V149H189V151H190V149L193 147V145L189 144V145L187 146ZM222 143H223V142H222ZM244 143H245V142H244ZM70 144H71V142H70ZM87 144H88V143H87ZM90 144H91V143H90ZM104 144H105V143H104ZM104 144H103V145H104ZM121 144H122V145H121ZM140 144H141V147H142V145H143L142 142H140ZM173 144H174V146H173ZM173 144L171 145L172 147H175V145H176V147H177L178 145H179V146L181 145V144H179V143H178V144L173 143ZM211 144H212V143H211ZM230 144L234 145L232 142H231ZM236 144H237V143H236ZM253 144H254V145H253ZM263 144H264V143H263ZM6 145H7V143H6ZM9 145H10V144H9ZM9 145L3 147V150L6 151V149L8 148ZM22 145H23V144H22ZM32 145H30V146L28 145V148H29L30 151H31V149H32V148H30ZM36 145L39 147L40 144H39V145L36 144ZM50 145H51V146H50ZM74 145L76 146V144H74ZM92 145L94 146V144H92ZM115 145H119V143H118V144H115ZM130 145H128V148L133 147V150L129 149V150H126L127 152H123V154H124V153H125L126 155L128 154L127 157L130 155V154L128 153L129 151H132V153H133V151H136V152L133 153V154H135V153H138L139 151L142 150V149H138V147H140V145H139V146L136 145V147L133 146V145H132V146H130ZM190 145H191V146H190ZM207 145H208V144H207ZM226 145H227V144H226ZM251 145H252V147H251ZM11 146H13V145H11ZM17 146L15 147L16 149H17ZM25 146H26V143H25ZM33 146L35 147V144H34ZM86 146L88 147V145H86ZM137 146H138V147H137ZM161 146H162V145H161ZM189 146H190L191 148H188ZM243 146H245V147H243ZM254 146H255V147H254ZM13 147H14V146H13ZM13 147L10 148V146H9V148H8L9 151H7L6 153L8 154V152H10V154H11L12 151H13V153H12L13 155H11V156H13L14 159L16 158V156H18V157L20 156V158H18V160H19V161L22 160V161L24 162V161L29 157V158H28V159H29L28 163H29V162H31L30 159L33 158L34 161H35V158H37L36 156L34 157V155H36V154H35L36 151L34 152V150H33L34 147H33V149H32V150H33V151H32V154H28L29 152H28V153L24 152V153L26 154V156H27V155H29V156H28V157L24 156L23 159H21V158H22L21 156L24 155V154L22 153V155H20V153H21L20 151H21V150L19 151V152H20V153H19L17 150H13V149H14ZM20 147H21V146H20ZM61 147H62V148H61ZM71 147H73L72 144H71ZM87 147H86V149H87ZM90 147H91V146H90ZM105 147H106V146H105ZM109 147H110V146H109ZM118 147H119V146H117L116 149H117ZM141 147H140V148H141ZM180 147H181V146H180ZM206 147H208V146H206ZM226 147H227V146H226ZM232 147H233V146H231V147L229 148V146H228V147L226 148L227 150H229V154H230V152H232V150L230 151V149H231ZM234 147H235V146H234ZM238 147H237V148H238ZM253 147H254V148H253ZM259 147H261V148L263 147V148H264V146H261V145H259ZM0 148H1V147H0ZM12 148H13V149H12ZM21 148H22V147H21ZM25 148H26V147H25ZM73 148H74V147H73ZM75 148H76V147H75ZM80 148H81V147H80ZM95 148L97 149V147H95ZM98 148H99V146H98ZM128 148H127V149H128ZM134 148H135V149H134ZM143 148H144V146H143ZM158 148H159V147H158ZM177 148H178V147H177ZM177 148H176V149H177ZM182 148H180V149L178 148L179 151H180ZM204 148H205V145H204ZM257 148H258V147H257ZM261 148H259V149H261ZM263 148H262V149H263ZM8 149H7V150H8ZM10 149H12V151H10ZM18 149H19V148H18ZM38 149H39V148H37V150H38ZM47 149H46V150H47ZM61 149L63 150V152L60 151ZM69 149H70V148H69ZM69 149H68V150H69ZM76 149H77V148H76ZM82 149L85 150L84 148H82ZM88 149H89V150H92V149H93L91 152H94V151H95L96 156L98 155V153H97V152L99 151L98 149H97L98 151H96V149L94 150L93 147H92V149L88 147ZM103 149H104V147H103ZM108 149H111V148H108ZM146 149H148V148H146ZM165 149H166V148H165ZM178 149H177V150H178ZM183 149H182V150H183ZM192 149H193V151H194V154H196V152H198L199 149H201V151H203L201 147H200V148L198 147V149H197L198 151L196 150V148H192ZM194 149H195V150H194ZM222 149H223V148H222ZM224 149H225V148H224ZM226 149H225V150H226ZM232 149H234V148H232ZM247 149H248V150L251 149V151H250V152H247V151H248ZM259 149H258V150H259ZM58 150H57V151H58ZM73 150H75V149H72V148H71V151H73ZM78 150H79V148H78ZM105 150H107V149L105 148ZM113 150H114V147H113L112 151H113ZM120 150H121V149H118L119 152H120ZM150 150H151V149H150ZM150 150H146V151H149V152H150ZM154 150H155V149H154ZM209 150H210V149H209ZM212 150H213V151H216L215 149H211V151H212ZM220 150H221V149H220ZM220 150H219V153L222 152V156L219 155L218 157H216L217 155H214V156L217 158V160L214 161V162L216 163V164H215L216 166H215V167L213 166V167L210 168V169H211V171H210L211 173L208 172V173H207V176L210 177V175L212 174L211 179H214V178H216V179H220L218 182H220L221 179H222V177L225 176L226 179H227V177H228V179H229L228 181H230V178H231L230 175H229V173H230V169H229V167L227 166V164H224V163L222 164V163H220V162H217V161H218V158L221 160V159H224V157H225V150H223L224 152H223V151H220ZM255 150H256V149H255ZM258 150H257L256 152H258V153L260 154V156H261V152L258 151ZM16 151H17L18 153H17ZM38 151H39V150H38ZM47 151H48V150H47ZM101 151H103V150H101ZM107 151H108V150H107ZM109 151H111V150H109ZM114 151H115V150H114ZM114 151H113L112 154H116V153H117V156H118L119 154L122 153V152H121V153L118 154V151H115L116 153H114ZM137 151H138V152H137ZM163 151H164V150H163ZM165 151H166V150H165ZM171 151H172V150H171ZM201 151H200V152H201ZM207 151H208V150H207ZM207 151H205V152H204V151L201 152L202 155L205 153V154H208V156H209V155L211 156V155H212V152H211V154H209V153H206ZM233 151H234V150H233ZM261 151H262V150H261ZM0 152H1V151H0ZM3 152H4V151H3ZM3 152H2V153H3ZM33 152H34V155H33ZM54 152H55V151H54ZM77 152H78V151H77ZM89 152H90V151H89ZM103 152H104V151H103ZM105 152H106V151H105ZM105 152H104V154L102 153L103 157L106 155ZM185 152H186V151H185ZM185 152H184V157H185L186 159H188V157H189L190 155H189L188 157H186V156H187V152H186V153H185ZM263 152H264V151H263ZM15 153H16V156H15ZM30 153H31V152H30ZM59 153H58V154H59ZM70 153H72V152H70ZM130 153H131V152H130ZM132 153H131V154H132ZM140 153H142V151L139 152L138 156H140ZM144 153H145V152H144ZM164 153H165V152H164ZM191 153H192V152H191ZM201 153H199V156L201 155ZM219 153L217 152V154H219ZM223 153H224V156H223ZM232 153H233V152H232ZM251 153H252V152H251ZM0 154H1V153H0ZM7 154H6V155H7ZM39 154H38V155H39ZM73 154H75V153L73 152ZM73 154H72V155H73ZM77 154H80V153H77ZM83 154H84V155L86 156V158H88V159H89V156H90V155L92 156V158H95L96 160L100 157V155H98L97 157H96V156L93 157L92 153H91L90 155H88V157H87V150H86V153L83 152ZM88 154H89V153H88ZM100 154H101V152H100ZM133 154H132L131 156H133ZM142 154H143V153H142ZM150 154H151V153H150ZM161 154H162V153H161ZM188 154H189V153H188ZM194 154H193V155H194ZM215 154H216V153H215ZM220 154H221V153H220ZM227 154H228V153H227ZM229 154H228V156L226 155V158H227V159H225V160H229V159L231 160V158H232L231 162H232V161H235V159H233V157H230ZM233 154L236 155L235 153H233ZM233 154H231V155H233ZM241 154H243V155L241 156ZM252 154L254 155V156L252 155L253 158H254V157L256 158V156H258L257 153H252ZM8 155H9V154H8ZM31 155H32V156H31ZM44 155H45V156H44ZM48 155H49V157H48ZM84 155H83V158H84V159H82V160H83L82 162H81L80 159H79V160L77 159L76 162H79V167H80V164L83 166V167H82V168H84L83 170H90V166H89V165H88L89 168H88V166H87V167L84 166V164H85V163H84V160L86 161V164H85V165H87V162H88V160L85 159ZM102 155H101L100 159L102 158ZM126 155L122 156V154H121L122 157H125ZM147 155H148V154H146V156H145V161H146L147 158H149V157H147ZM155 155H156V157H160V154L157 156V153H156ZM181 155H182V152H181ZM197 155H198V153H197ZM250 155H251V154H250ZM255 155H256V156H255ZM30 156H31V157H30ZM42 156H41V157H42ZM64 156L67 157V162H66V163H68V160L70 161V160H72V159L74 158V156L77 157V156H80V155H77V156H76V154H75L74 156H69V155H68L69 157L66 156V155H64ZM91 156H90V157H91ZM106 156H107V155H106ZM149 156L151 157L152 155H149ZM176 156H177V155H176ZM191 156H192V154H191ZM195 156H196V155H195ZM195 156H193V157H195ZM199 156H197V158L195 157L196 159H195V158H194V159H195L196 161H194V159H193V161H191L192 163H190V164H189V161H190V160L187 161V160L184 159V157H183V159H184L185 161L188 162V163H187V162L185 163V161L182 162L183 159L180 157L182 160L180 159L181 162H180V164H178V167L176 168V167L173 166V167L175 168V172H176V175H175L174 173H173V175H174V176L180 175V177L178 176L180 179H181V178H187V174H189V172H193V171H194L193 168L196 167V166H199V165L201 164V163H200V164L198 163V162H199L198 159L201 158V157H199ZM204 156H205V155H203V158H204ZM208 156H206L205 158H206V159H207V158H210V157H208ZM214 156H213V157H214ZM220 156H221V157H220ZM260 156H259V157H260ZM65 157H64V158H65ZM70 157H71V159H70ZM72 157H73V158H72ZM107 157H108V156H107ZM127 157H125V159H127ZM135 157H136V155H135ZM135 157H134V158H135ZM142 157L144 158V156H142ZM146 157H147V158H146ZM156 157H154V158H156ZM198 157H199V158H198ZM211 157H212V156H211ZM213 157H212V158H213ZM228 157H229V159H228ZM244 157H245V158H244ZM24 158H25V159H24ZM52 158H53V159H52ZM57 158H60V159H57ZM112 158H113V156H112ZM119 158H120V156H119ZM152 158H153V156H152ZM164 158H165V156H164ZM189 158H190V157H189ZM216 158H214V159H216ZM261 158H262V157H261ZM261 158H260V159H261ZM16 159H17V158H16ZM38 159H39V158H38ZM44 159H45V158H42V159H41V161H42V162L40 161V164H41V165H43V164L45 163V162H44V161H45ZM50 159H51V160H50ZM55 159H57V160H55ZM65 159H66V158H65ZM90 159H91V158H90ZM95 159H93V160H95ZM103 159H104V158H103ZM106 159H107V158H106ZM121 159L124 160V158H121ZM129 159H130V158H129ZM136 159H137V158H136ZM136 159H135V161H136ZM149 159H150V158H149ZM159 159H161V157H160ZM176 159L178 160L179 157H177ZM91 160H92V159H91ZM91 160H90L89 162H91ZM96 160H95V161H96ZM98 160H99V159H98ZM101 160H102V159H101ZM101 160L99 161V163H100V165H103V164H101V162H103V160H102V161H101ZM114 160H117V158L114 159ZM114 160L111 161V158H110L109 161L111 162V164H110V162H109V165L112 166V164L114 163ZM119 160H120V159H119ZM150 160H151V159H150ZM153 160H155V159H153ZM156 160H157V159H156ZM230 160L227 161V162L231 163ZM248 160L251 161V158H249ZM258 160H259V159H258ZM2 161H3V160H2ZM19 161H18V162H19ZM65 161H66V160H65ZM106 161H107V160H106ZM117 161H118V160H117ZM135 161H134V162H135ZM137 161H138V160H137ZM148 161H149V160H148ZM161 161H163V160H161ZM173 161L176 162V160H173ZM178 161H179V160H178ZM202 161H204V159H203ZM43 162H44V163H43ZM62 162H63V161H62ZM73 162H75V160H74ZM73 162H72V163H73ZM89 162H88V164H89ZM92 162L94 163V164H93V166H94V165H95V162H94V161H92ZM107 162H108V161H107ZM112 162H113V163H112ZM120 162H122V165H123V161L120 160ZM132 162H133V161H132ZM139 162H140L139 164H141V163L144 162V160H143V162H142V160L139 161ZM151 162H152V161H151ZM155 162H158V161H155ZM155 162H154V164H153V163H152V164L155 165ZM164 162H165V161H164ZM193 162L196 163V165L193 164ZM225 162H226V161H225ZM227 162H226V163H227ZM235 162H236V164L233 162V163H231V166H233L232 164H235V165H237V163L240 164V162H238V160L235 161ZM243 162H241V164H242ZM252 162H253V164L256 163L254 160H253ZM15 163H16V162H15ZM20 163H21V162H20ZM42 163H43V164H42ZM56 163H57V162H56ZM56 163H54V165H55ZM63 163H65V162H63ZM82 163H83V164H82ZM99 163H98V161H96L97 166L99 165ZM103 163H105V162H103ZM115 163H116V162H115ZM115 163H114V164H115ZM129 163H130V160H129ZM129 163H128V164H129ZM144 163H146V162H144ZM159 163H160V162H159ZM176 163H177V162H176ZM202 163H204V162H202ZM205 163H206V162H205ZM263 163H264V162H263ZM9 164H10V163H9ZM13 164H14V163H13ZM47 164H48V163L45 164L46 167L43 165V168H44V169L42 168L41 165H39V166L41 167V170L43 169V172H42L41 174L47 173V175H46V174H44V175L47 176V177H48L47 179L51 181V177H50V176H53V173L55 174L57 171H58V173H59V172L62 171V170H59V169H58V167H57L58 164H56L57 170H56V168H54V166H53V167H51V166L49 167V165H51V164H48V165H47ZM61 164H62V163H61ZM69 164H70V162H69ZM73 164H74V163H73ZM75 164H77V165H75ZM75 164H74V165H75L76 167H78V163H75ZM91 164H92V163H90V165H91ZM114 164H113V165H114ZM137 164H138V163H137ZM152 164H151V165H152ZM161 164H162V163H161ZM166 164H167V163H166ZM169 164H170V163H169ZM197 164H199V165H197ZM207 164L209 165V163H207ZM253 164H252V166H253ZM256 164H257V163H256ZM256 164H255V165H256ZM259 164H260V163H259ZM10 165H11V164H10ZM10 165H9V166H10ZM14 165H15V164H14ZM16 165L20 166V168L23 166L22 164H21L22 166L19 165V163H16ZM37 165H38V163H37ZM67 165H68V164H66V166H67ZM74 165H73V168H74ZM105 165H106V164H105ZM105 165H103L102 167L100 166V167L102 168V170H100V172L98 171L99 169H98L97 171H98L99 173H102L103 168H104ZM109 165H108V163H107V166H109ZM116 165H117V164H116ZM116 165L113 166V169H111L112 167H110V166L108 167V169L110 168V169H109V173H110V171L112 172V170L115 171L114 169H116V168L118 167V170L116 169V171H118V175H119V169L122 167V165H119V163H118V165L121 166V167H119L118 165L116 166ZM132 165H134V164H132ZM143 165H144V164H143ZM148 165H149V162H148ZM153 165H152L151 167H153ZM156 165H157V163H156ZM159 165H160V164H159ZM170 165H171V164H170ZM172 165H173V164H172ZM172 165H171V167H172ZM229 165H230V164H229ZM247 165H246V166H247ZM257 165H258V164H257ZM26 166H27L26 168H28V169L31 168V165H30L29 167H28V165H26ZM91 166H92V165H91ZM107 166H105V168H106ZM127 166H128V165H127ZM139 166H140V165H138V168H139ZM160 166H161V165H160ZM164 166H165V164H164ZM166 166L168 167L169 165H166ZM166 166H165V167H166ZM175 166H176V165H175ZM204 166H205V165H204ZM204 166H203V168H204ZM211 166H212V164H211ZM249 166L251 167V163H250ZM249 166H248V167H249ZM262 166H263V164H262ZM24 167H25V166H23L21 169H23ZM34 167H35V166H34ZM34 167H33V163H32V169H31V170H33ZM47 167H48V169H47L48 171L46 170ZM59 167L61 168L62 166L60 165ZM64 167H65V165H64ZM76 167H75V168H76ZM94 167H95V166H94ZM94 167H93V168H94ZM100 167H99V168H100ZM133 167H134V166H133ZM136 167H137V166H136ZM144 167H145V165H144ZM149 167H150V166H149ZM155 167H156V166H155ZM155 167H154V168H155ZM161 167L163 168V166H161ZM171 167H169V168H171ZM190 167H191V168H190ZM209 167H210V166H209ZM209 167H208V169H209ZM233 167H234V166H233ZM257 167H258V166H257ZM259 167H261V166L259 165ZM26 168H24V170H26ZM50 168L55 169V172H53V170H50ZM62 168H63V167H62ZM67 168L70 169L69 165H68ZM73 168H72V170H73ZM80 168H81V167H80ZM82 168H81V169H82ZM85 168H87V169H85ZM95 168H96V167H95ZM97 168H98V167H97ZM97 168H96V169H97ZM141 168H142V167L140 166V170H141ZM159 168H160V167H159ZM162 168H161L160 170H161V174H163V176H164V172H165V171L162 173V170H164V169H162ZM189 168H190V170H189ZM214 168H216V169H214ZM235 168H238V169H236V170H240V169H239V166H235ZM253 168H254V167H253ZM263 168H264V167H263ZM3 169H4V168H3ZM21 169H20V170H21ZM39 169H40V168H39ZM81 169L78 168V170H81ZM96 169H95V170H96ZM127 169H128V167H127ZM135 169H136V168H135ZM145 169H146V168H145ZM145 169H144V170H145ZM148 169L150 170V168H148ZM148 169H146V170H148ZM156 169H157V168H156ZM165 169H166V168H165ZM167 169H168V168H167ZM167 169H166V170H167ZM231 169H232V167H231ZM244 169H245L247 172L250 171L251 173H253L252 171H254V169H253V170H252V169H251V170H248V169H246V168H244ZM261 169H262V168H261ZM261 169H259V170H260V171L264 170V169H262V170H261ZM29 170H30V169H29ZM31 170H30V171H31ZM41 170L39 171V170H37V168H36L35 171H38V173H39V172H41ZM45 170H46V171H45ZM74 170L77 171L76 169H74ZM124 170H125V169H124ZM124 170L122 169L123 172H124ZM138 170H139V169H138ZM140 170H139V171H140ZM149 170L147 171L148 173H150ZM160 170H158V171H160ZM171 170L173 171V168L170 169V172H171ZM202 170H203V169H202ZM212 170H213V171H212ZM236 170L234 169V172H233L234 174L231 172V174L234 175V180H235V177L238 176V173H239V174L242 173V171H241V172L238 171V172H236V173H237V174H236L237 176H236V175H235V171H236ZM245 170H244L243 172H246ZM44 171H45V172H44ZM50 171H51V172H50ZM116 171H115V172H116ZM120 171H121V170H120ZM127 171H128V170H127ZM127 171H125V172H127ZM130 171H131V169H130ZM132 171H133V169H132ZM134 171H135V170H134ZM136 171H137V170H136ZM136 171H135V172H136ZM153 171H154V170H153ZM158 171H157V172H158ZM208 171H209V170H208ZM214 171H215V172H214ZM232 171H233V169H232ZM255 171H256V169H255ZM260 171H259V172H260ZM1 172H2V171H1ZM28 172H29V171H28ZM28 172H27V173H28ZM48 172H50V174H51V173H52V174L50 175V174H48ZM62 172H63V171H62ZM62 172H60L61 175H60V174H58V175L55 174V175L57 176V177L55 176V178H58V179H57L58 181H61V180L65 179V178H69V177H67V176L71 173V172H70V173L65 172L64 175H63ZM68 172H69V171H68ZM72 172L74 173V171H72ZM77 172H78V171H77ZM84 172H86V171H84ZM88 172H89V174L87 173L88 175L92 174L90 171H88ZM103 172H105V170H104ZM140 172H141V171H140ZM142 172H143V171H142ZM151 172H152V170H151ZM157 172H156V170H155V173H157ZM167 172H168V170H167ZM167 172H165L166 175H168ZM170 172H169V174H170ZM196 172H197V171H196ZM196 172H195V173H196ZM217 172H218V173H217ZM250 172H248V173L250 174ZM257 172H258V170H257ZM10 173H11V172H10ZM22 173H23L24 175L26 174L25 172H22ZM79 173H80V171L78 172V174H79ZM94 173H96V171H95ZM116 173H117V172H116ZM120 173H121V172H120ZM131 173H132V172H131ZM131 173H130L129 176H131V175L133 174V173H132V174H131ZM144 173H146V171L143 172L142 174H144ZM155 173H154V175H156V177L153 175V176L155 177V181H156V180L159 181L160 179L158 178L157 174H155ZM193 173H194V172H193ZM193 173H191V174H189V175H192L193 177L195 176L194 179L198 180V179H197V176H198V174L200 173V175H199L198 177H201V178L203 177L202 180L204 179V183L207 181L206 175H205V174H202L203 171L198 172L197 175H196L195 173H194V174H193ZM216 173H217V175H216ZM255 173H256V172H255ZM260 173L262 174V172H260ZM12 174H13V173H12ZM28 174H30V173H28ZM74 174H75V176L77 175L76 173H74ZM74 174H73V175H74ZM81 174H82V173H81ZM97 174H98V173H97ZM102 174H104V173H102ZM105 174H107V170H106V173H105ZM110 174H111V173H110ZM114 174H115V173H114ZM114 174H111V175L113 176ZM125 174H126V173H125ZM128 174H129V173L126 174V178L128 177ZM214 174H215V175H214ZM261 174H260V175H261ZM263 174H264V173H263ZM32 175H33V174H32ZM32 175H30V176H32ZM36 175H37V173H36ZM48 175H49V176H48ZM65 175H67V176L64 177ZM70 175H71V174H70ZM70 175H69V176H70ZM73 175H71L70 178H69V180H71L72 178L74 179V180H73V179L71 180V181H72V184H71V181H70V182L67 181V183L69 182V185H72V186H73V183H74V182H76V183L79 182V181H80L79 179H82V180H83V177L85 176L84 173H83L84 176L82 175L83 177H81V178H80L81 175H78L79 177H77V178H79V179H77V180H78V181H77V180H75V177H74ZM88 175H86L85 177L89 179V176H88ZM140 175H141V174H140ZM146 175H147V174H146ZM159 175H160V173H159ZM182 175H184V176L186 175V177H184V176H182ZM203 175H204V176H203ZM213 175H214L215 177H214ZM233 175H232V177H233ZM241 175H243V173H242ZM245 175L248 176L247 173L244 174V177H246ZM256 175H259V174H256ZM256 175H255V176H256ZM3 176H4V175H3ZM9 176H10V175H9ZM13 176H14V175H13ZM27 176H28V175H27ZM45 176H44V177H45ZM58 176H60V177H64V178H63V179H59ZM92 176H94V175H92ZM92 176H91V177H92ZM97 176H98L97 178L99 179V183H100L101 185H103V187H102V186H100V187H101V188H105V192L108 191V190H107V186H112L113 183H114V184L117 183V181H115V182H116V183H115L114 180H111V181H112V185L110 184L111 182L108 183V181H107V182L105 181V184H104L102 181L100 182V180L102 179L101 177H99L100 175H97ZM106 176H107V175H106ZM108 176H110V175L108 174ZM115 176H116V175H115ZM115 176H114V178H115ZM122 176H124V175H122ZM148 176H149V174H148ZM150 176H151V175H150ZM192 176H190L191 179H193ZM251 176L254 177L255 180H258V179H257L258 176L255 177V176H253L252 174H251ZM262 176H263V175H262ZM262 176H261V177H262ZM0 177H1V175H0ZM4 177H5V176H4ZM6 177H7V176H6ZM23 177H24V176H23ZM23 177H22V179H24L26 176H25L24 178H23ZM28 177H29V176H28ZM34 177H35V176H34ZM41 177H43V176L40 175V178H41ZM85 177H84V178H85ZM91 177H90V179L93 180V181H95V182H97V185H99V184H98V181H96L97 179L95 180V178L92 179L93 177H92V178H91ZM95 177H96V175H95ZM124 177H125V176H124ZM140 177H141V176H140ZM142 177H143V176H142ZM168 177H169V175H168ZM212 177H214V178H212ZM242 177H243V176H242ZM248 177H250V176H248ZM252 177H250V179L247 180V181L251 182V180H253ZM10 178H11V177H10ZM86 178H85V179H86ZM100 178H101V179H100ZM106 178L108 179V177H104V179H106ZM114 178L111 177V178H109V179H114ZM161 178H163V177H161ZM164 178L167 179L166 176H165ZM164 178H163V179H164ZM169 178H170V177H169ZM173 178L176 179V177H173ZM201 178H200V179H201ZM238 178L241 180V177H238ZM238 178H236V179L238 180ZM251 178H252V179H251ZM258 178H259V177H258ZM5 179H6V178H5ZM27 179L29 180L30 178H27ZM27 179H26V180H27ZM45 179H46V177H45ZM85 179H84V184H85V182L88 180V179H86V181H85ZM104 179H103V180H104ZM115 179H116V178H115ZM120 179H121V177H120ZM123 179H125V178H123ZM130 179H131V178H130ZM144 179H145V178H144ZM152 179H153V178H152ZM177 179H178V178H177ZM180 179H179V181H180ZM194 179H193L192 181H194ZM200 179H199V181H200ZM223 179H224V178H223ZM223 179H222V181H223ZM226 179H225V180H226ZM259 179H260V178H259ZM12 180H13V178H12ZM37 180H38V179H37ZM57 180H55V182H56ZM67 180H68V179H67ZM128 180H129V179H128ZM138 180H139V179H138ZM186 180H187V179H186ZM186 180H184V182H186ZM188 180H189V179H188ZM202 180H201V182H202ZM209 180H210V179H209ZM209 180H208V181H209ZM225 180H224V183H225V184H228V183H226ZM234 180H233V181H234ZM261 180H262V179H261ZM263 180H264V178H263ZM2 181H3V180H2ZM2 181L0 182V190H1V188L3 189V187H4V185H5L4 183L6 182V181H3V183H2ZM34 181H36V180H34ZM58 181H57V182H58ZM73 181H74V182H73ZM109 181H110V180H109ZM153 181H154V179H153ZM155 181H154V182H155ZM157 181H156V182H157ZM164 181H165V180H164ZM171 181H172V180H171ZM176 181H178V180H176ZM179 181H178V182H179ZM181 181L183 182V179H182ZM190 181H191V180H190ZM210 181H211V180H210ZM210 181H209L210 184H208V183H207V184L210 185V191L212 192V194H214V193H213V190L211 189V187H213V186H211V185H212L213 183L215 184V182H213V183L211 184L212 181H211V182H210ZM222 181H221V183H219V184H222ZM7 182H8V181H7ZM7 182H6V183H7ZM21 182L24 183V181H21ZM29 182H30V181H29ZM53 182H54V181H53ZM91 182H92V181H91ZM120 182H122V180H121ZM120 182L118 181V183H119L120 185H122V183H125V182H122V183H120ZM146 182H147V181H146ZM184 182H183V183H184ZM201 182H200V183H201ZM218 182H216V183H218ZM238 182H239V181H238ZM252 182H253V181H252ZM259 182H261V181H259ZM9 183H10V182H9ZM12 183H13V182H12ZM17 183H18V182H17ZM17 183H16V186H19V188H21V186H23V185L25 186V184H26V183H24V184H22V185L20 186V185H17ZM35 183H36V182H35ZM46 183H47V182H46ZM59 183H60V182H59ZM59 183H57L58 186H60ZM67 183H66V182H65V183L63 182L64 187H65V186L69 187V186L67 185ZM129 183H130V182H129ZM131 183H132V182H131ZM140 183H141V182H140ZM143 183H144V182H143ZM161 183H162V182H161ZM167 183H168V182H167ZM172 183H173V182H172ZM172 183H171V184H172ZM195 183H197V182H195ZM195 183H194V185H196ZM202 183H203V182H202ZM204 183H203V184H204ZM224 183H223V184H224ZM242 183H243V181L241 182V184H242ZM257 183H258V182H256V184H255V183H252V184L255 185V186H254V188H255L254 191H255V190H256L255 192L258 191L257 194H259V191L262 190L261 188H262V185H263L264 183H263V181H262L263 184L260 183V185H257ZM29 184H33V183H29ZM37 184H38V183H37ZM43 184H44V183H43ZM79 184H81V183L79 182ZM79 184L77 185V184L74 183V185L77 186L76 191H77L78 193H80V194H78V193L76 194V191L73 190L74 188H76V187L74 186V188L72 187V190H73V192H74V191H75V192H74V193L71 192V191H72L71 188H68V190H71V191H69V192H71V193H69V194H67V195L71 196L70 194H74V195L76 194V195H75L76 199H79V196H81V193H82V192H83V193H86V192H87L86 189L89 188V186H91V184L88 185V184L86 183L87 186H88V187L85 188L86 191L83 189L82 192H79V190L82 188V186L78 187ZM119 184H118V186H117V184H116V185H115L116 187H114V188L120 187ZM191 184L193 185V183H191ZM197 184H198V183H197ZM207 184H206V186L209 187ZM245 184H246V181H245ZM245 184H244L243 186H245ZM8 185H9V184H8ZM8 185H6L7 188H8ZM26 185H27V184H26ZM33 185H34V184H33ZM57 185H56V186H57ZM81 185H83V183H82ZM130 185H131V184H130ZM134 185H135V184H134ZM138 185H139V183H138ZM153 185H155V184H153ZM157 185H158V184H157ZM157 185H156V186H157ZM173 185H174V183H173ZM229 185H230V186H229ZM229 185H228V188H227V186H225V187H226L227 189H229V190H232L234 187L237 188V189L239 188V186H237L238 184H237L235 181H234L233 183H232V182L229 183ZM11 186H12V185H11ZM29 186H31V185H29ZM40 186H41V185H40ZM44 186H46V185H44ZM85 186H86V185H85ZM104 186H105V187H104ZM122 186H123V185H122ZM122 186H121V189L123 188L122 190H124L125 186H126V187L128 186V182H127V184H125L123 187H122ZM140 186H141V185H140ZM159 186H160V185H159ZM161 186H162V185H161ZM164 186H165V185H164ZM166 186H167V185H166ZM196 186H197V185H196ZM199 186H200V185H199ZM201 186H204V185H201ZM215 186H216V185H215ZM223 186H224V185H223ZM250 186H251V184H250ZM257 186H260L261 188H260V187H257ZM263 186H264V185H263ZM9 187H10V186H9ZM14 187H15V186H14ZM25 187H26V186H25ZM38 187H39V186H38ZM38 187H37V188H38ZM60 187L62 188V186H60ZM64 187H63V188H64ZM67 187H66V188H67ZM91 187H92V186H91ZM98 187H99V186H98ZM128 187H129V186H128ZM128 187H127V189H129ZM133 187H136V186H132V188H133ZM143 187H144V186H143ZM143 187L141 186V188H142L141 191H143ZM149 187H150V186H149ZM152 187H153V186H152ZM170 187L173 188L174 186H169V188H170ZM176 187H177V186H175L174 188H176ZM179 187H181V186H178V189H179L180 191H182ZM186 187H188V184H187ZM225 187H224V188H225ZM12 188H13V187H12ZM23 188H24V187H23ZM28 188H29V187H28ZM33 188H34V186H33ZM45 188H46V187H45ZM50 188H51V187H50ZM63 188H62V189H63ZM130 188H131V186H130ZM132 188H131V190H132ZM136 188H137V187H136ZM141 188H139V189H141ZM156 188H157V187H156ZM156 188L154 187L153 189L156 190ZM174 188H173V189H174ZM184 188H185V186H184ZM218 188L221 189V187H219V185H218ZM224 188L221 189L220 191H223ZM235 188H234V189H235ZM8 189H10V188H8ZM15 189H16V187H15ZM17 189H18V188H17ZM17 189H16V190H17ZM25 189H27V188H25ZM40 189H41V188H38V190H40ZM58 189H59V191H61L60 188H58ZM58 189H57V190H58ZM78 189H79V190H78ZM121 189H120V188H119L118 190L114 189V191H115V190H116V191H119V190H120L119 192H121ZM127 189H125V191H126L127 193H129L131 190L129 189L130 191H129V190L127 191ZM170 189H171V188H170ZM182 189H183V188H182ZM203 189H204V188H203ZM247 189H248V187L246 186V188L243 187L241 191L243 192V194H244V192H245V193H247V194L250 195L249 198H250L251 200L249 199L250 202H249L248 204H251V206L249 205V207H250L251 209H252V208L255 209L254 206L256 205V203H258V201L256 202V200L259 199L260 202H261V201H262L261 199H263L264 197H263V198H259V197H258V198H254V197H256V193L253 192V193H255L254 195H253L252 193L250 194V192H249L250 188H249V190H247ZM257 189H258V190H257ZM4 190H6V188H4ZM4 190H3V191H4ZM48 190L51 191V189H48ZM53 190H56V189H54V186H53V189H52V192H51V193H52V194H56V193L58 192V191H57V192L55 191V193H53ZM90 190H91V189H90ZM92 190H93V188H92ZM99 190H100V189H99ZM101 190L103 191V189H101ZM136 190H138V189H136ZM136 190H135V191H136ZM144 190H145V189H144ZM151 190H152V188H151ZM155 190H154V191H155ZM158 190H160V188H159ZM161 190H162V189H161ZM174 190H176V189H174ZM179 190H178V191H179ZM191 190H192V188H191ZM193 190H195V189H193ZM214 190H215V188H214ZM216 190H217V189H216ZM238 190H240V188H239ZM238 190H237V192H238ZM6 191H7V190H6ZM8 191H9V190H8ZM33 191H34V189H33ZM35 191H36V190H35ZM80 191H81V190H80ZM88 191H89V190H88ZM111 191H112V189H111ZM114 191H113V192H114ZM135 191H134V192H135ZM138 191H139V194L141 195V191H140V190H138ZM138 191H137V192H138ZM152 191H153V190H152ZM154 191H153V194H154ZM156 191H157V190H156ZM164 191H165V190H164ZM170 191H171V190H170ZM170 191H169V192H170ZM205 191H206V190H205ZM205 191H204V192H205ZM224 191H225V190H224ZM224 191H223V192H224ZM250 191H251V190H250ZM263 191H264V190H262L261 192H262V194L264 195ZM11 192H12V191H11ZM15 192H16V191H15ZM29 192H30V191H29ZM63 192H64V194L66 195L67 192L65 193V190H64V189H63ZM109 192H110V191H109ZM145 192H146V191H144L143 193H145ZM159 192H160V191H159ZM185 192H186V191H185ZM185 192H184V193H185ZM195 192H196V191H195ZM197 192H201V191L198 190ZM211 192H210V193H211ZM235 192H236V191H235ZM8 193H9V192H8ZM8 193H7V194H8ZM24 193H26V191H24ZM27 193H28V192H27ZM36 193H37V192H36ZM91 193H92V192L90 191V194H91ZM122 193L124 194V192H122ZM122 193H121V195L123 196ZM130 193H132V196H133V194H134L133 198H134V197L136 198V197L138 196V194H135L136 192L133 193V190H132V192H130ZM157 193H158V192H157ZM164 193H166V192H164ZM170 193L172 194V191H171ZM184 193H183V194H184ZM221 193H222V192H221ZM239 193H241V192L239 191ZM2 194H3L2 191H0V195H1V196H2ZM5 194H6V193H5ZM7 194H6V195H7ZM30 194H31V193H30ZM40 194H41V190L39 191V194H38V195L40 196ZM52 194H51V197H52V198H50V199H52L51 201L55 202L53 196H57V195H53V196H52ZM57 194H58V197H56V198H57L56 201H58V199H59V201H60L61 199L64 200L65 197H66V196L64 197V196L62 195V193H57ZM59 194H60L61 196H60ZM87 194H88V193H87ZM90 194H89V195H90ZM93 194H96V193H94V191H93ZM114 194H115V193H114ZM114 194H113V196H114ZM116 194H117V193H116ZM116 194H115V197L117 198ZM118 194H119V193H118ZM125 194H126V193H125ZM125 194H124V195H125ZM145 194H146V193H145ZM155 194H156V192H155ZM174 194H176V191H175ZM188 194H189V193H188ZM191 194H192V193H191ZM204 194H206V193H204ZM216 194H217V195H215V196L213 195L214 197H211V198H212L211 200L208 199L207 202H210V201L213 202V200L216 199L215 202L218 203V204H216L215 202H213V204H214V203L216 204V207H215V204L212 205V206H214L215 208H217V205H219V206H218V211H217L216 209H215V211H212V209L210 210L209 207H208V205H207L206 203H203V202H205V200L201 203L202 205H207V208L210 210V216H211V217H213L214 215H216L217 212L220 213L221 211H220L219 209H222V210H223L224 206H226V204H227L226 201H225L226 204H224V202L220 199V197H222L223 195L219 197V196H218V192H216ZM232 194H233V193H232ZM262 194H260V196H261ZM3 195H4V194H3ZM35 195H36V194H35ZM47 195H48V194H47ZM74 195H73V196H74ZM78 195H79V196H78ZM136 195H137V196H136ZM140 195L138 196V199H141V198L143 197V194L141 195V196H142L141 198H140ZM146 195H147V194H146ZM161 195H162V194H161ZM163 195H164V194H163ZM193 195L195 196L196 193L193 194ZM230 195H231V194H230ZM234 195H235V194H234ZM251 195L254 196L253 199L255 200V205H252V203H251V202L253 201L252 198H251V197H252ZM263 195H262V196H263ZM8 196H9V195H8ZM10 196H11V195H10ZM32 196H33V195H32ZM49 196H50V195H49ZM62 196L64 197V199L62 198ZM86 196H87V195H86ZM94 196H95V195H94ZM127 196H131V195H127ZM132 196H131V197H132ZM148 196H149V195H148ZM150 196H151V195H150ZM155 196H156V195H155ZM155 196H153L154 199L152 198V199H153V200H152L153 202H154L155 198H158V196H156V197H155ZM166 196H167V195H166ZM170 196H171V195H170ZM189 196H191V195L189 194ZM198 196H199V195H198ZM205 196H206V195H205ZM216 196H218V197H216ZM232 196H233V195H232ZM239 196H241V195H239ZM244 196L246 197V194L243 195V198H244ZM258 196H259V195H258ZM2 197H3V196H2ZM22 197H23V196H22ZM25 197H26V195H25ZM59 197H61V198H59ZM77 197H78V198H77ZM90 197H91V196H90ZM100 197H101V196H100ZM100 197H99V198H100ZM109 197H110V196H109ZM109 197H108V198H109ZM118 197H119V196H118ZM120 197H121V196H120ZM131 197H127V198H130V200H132ZM225 197L227 198V194H226ZM234 197H235V196H233L232 199H233ZM237 197H238V195H237ZM10 198H11V197H10ZM28 198H29V197H28ZM28 198H27V199H28ZM35 198H36V197H35ZM73 198H74V197H73ZM73 198H72V199H73ZM99 198H98V199H99ZM102 198H103V197H102ZM124 198H125V197H124ZM124 198H123V200H124ZM127 198H126V199H127ZM143 198H144V197H143ZM148 198H149V197H148ZM159 198H160V197H159ZM180 198H181V194H180ZM183 198H184V199L187 198V194H186V196L183 197ZM183 198H182V199H183ZM203 198H204V197H203ZM12 199H13V198H12ZM50 199H49V201H50ZM87 199H88V198H87ZM109 199H110V198H109ZM111 199H112V198H111ZM121 199H122V198H121ZM136 199H137V198H136ZM138 199H137V200H138ZM192 199H193V198H192ZM192 199H191V200H192ZM222 199H223V198H222ZM1 200H2V199H1ZM1 200H0V203L2 202ZM6 200H7V199H6ZM8 200H9V199H8ZM33 200H34V199H33ZM33 200H32V201H33ZM62 200H61V202H63ZM68 200H69V199H68ZM84 200H85V198H84ZM104 200H105V199H104ZM127 200H128V199H127ZM127 200H126V201H127ZM171 200H172V199H171ZM173 200H174V199H173ZM173 200H172V201H173ZM186 200H187V199H186ZM186 200H182L181 203H182L183 201H185L187 206H188L189 204H191L192 206H194V204H195V205H198V204H199V201H198V203H193V202L188 201V203H189V204H188ZM234 200H236V201H234ZM234 200H233V201H234L233 204L235 205V203L237 202L238 198H236V199H234ZM240 200H242V196H241ZM247 200H248V199L244 198V200H242V201L244 202V201H247ZM28 201H30V200H28ZM34 201H36V202L39 203L41 200H40V201L34 200ZM42 201H43V199H42ZM49 201H48V202H49ZM69 201H71V200H69ZM113 201H114V200H113ZM113 201H112V203H113ZM117 201H118V202H122V201H120V200H117ZM117 201H115V202H117ZM142 201H144V200H143V199L140 200V202H142ZM157 201L160 202V199L157 200ZM164 201H165V199H164ZM172 201H171V203H172ZM179 201H180V200H179ZM227 201H228V200H227ZM233 201H232V202H233ZM5 202H8V201H5ZM9 202H11V201L9 200ZM78 202H79V201L77 200V203H78ZM128 202H129V201H128ZM128 202H127V204H129ZM138 202H139V200H138ZM153 202H152V203H153ZM166 202H167V200H166ZM166 202H165V204H167ZM169 202H170V200L168 201V203H169ZM185 202H183L182 204H181V203L179 204V202H175V203H176V204L178 203V205H182V207L185 208V204H184ZM196 202H197V200H196ZM230 202H231V201H230ZM240 202H241V201L237 202V204H236V209H238L239 211H243V212H241V213L248 212L247 210H249V209H247L246 211H245V209H243V210L241 209V210H240V206H241V207L244 206L243 203H241L243 206L240 204L239 208H237V207H238L237 205H238V203H240ZM253 202H254V201H253ZM260 202H259V203H260ZM29 203H30V202H28L29 208H31V210H33V209L35 210V208H33L34 205H33L32 203H30V204H29ZM46 203H47V202H46ZM70 203H74V201H73V202L71 201ZM90 203H91V202H90ZM100 203H102V202H100ZM130 203H131V202H130ZM147 203H148V205L150 204L148 201H147ZM162 203H163V202H161L160 204H162ZM192 203H193V204H192ZM222 203H223V204H222ZM259 203L256 205V209H257V210L255 209V212H256V213L258 212L259 209L262 210V211H263V209H264V207H263V209H262V208H258V205H260V207H261L262 204H263L264 202H263V203L261 202L260 204H259ZM34 204H35V203H34ZM39 204H40V203H39ZM39 204H38V205H39ZM41 204H42V203H41ZM48 204H49V206H50V203H47V205H48ZM51 204H54V203L51 202ZM55 204H57V203L55 202ZM59 204H60V203H59ZM67 204H68V202H66V204H65L66 206H65V207H68ZM75 204H76V203H75ZM82 204H83V202H82ZM85 204H86V203H85ZM85 204H84V205H85ZM91 204L93 205V202H92ZM91 204H89V205L91 206ZM102 204H103V203H102ZM114 204H115V203H114ZM124 204H125V203H124V201H123L121 205L124 206ZM133 204H135V203H133ZM133 204H132V205H133ZM136 204H137V202H136ZM136 204H135V205H136ZM145 204H146V203H145ZM155 204H159V203L156 202ZM155 204H154V206H157V207H158V205H155ZM165 204L163 203V206L161 205L160 208H161V207H165ZM173 204H174V202H173ZM173 204H172V205H171V204H170V205L168 204V205H169V206H172V208H173V207L176 208V206L173 205ZM183 204H184V205H183ZM2 205H3V203H2ZM4 205H6V204H4ZM14 205H15V204H14ZM31 205H33V206L31 207ZM38 205L35 204V206H38ZM62 205H64V204H62ZM73 205H74V204H73ZM97 205H99V204L97 203ZM152 205H153V204H152ZM152 205L150 204L151 207H152ZM202 205L197 206V207L202 208V209H199L200 211H204V210H203V207H204V206H202ZM0 206H1V204H0ZM49 206H48V207H49ZM52 206H53V205H52ZM57 206H58V205H57ZM111 206H112V205H111ZM133 206H134V205H133ZM136 206H137V205H136ZM136 206H134V207H136ZM141 206L144 207V205H141ZM150 206H149V207H150ZM154 206H153V207H154ZM169 206H168V207H169ZM187 206H186V207H187ZM12 207H13V206H12ZM27 207H28V206H27ZM41 207H43V206H41ZM70 207H72V206H70ZM74 207H75V208H74ZM74 207H73V211H72L73 213L70 214L71 217H72V216H75V215H77V214H81V213H83V212H81V210L83 211V208L80 210V207H81V206L78 207V205H76V206H74ZM77 207H78V209H79L80 211L77 210ZM82 207H83V206H82ZM91 207H92V206H91ZM91 207H88V206H87L86 208H87L88 210H90ZM96 207H97V206H96ZM96 207L94 208V210L98 212L97 209H98V208L100 209V207H99V206H98V208H96ZM125 207H126V206H125ZM138 207H140V206L138 205ZM138 207H137V210L139 209ZM151 207H150V208H151ZM153 207H152V208H153ZM157 207H156V208H157ZM205 207H206V206H205ZM214 207H212V208H214ZM221 207H222V208H221ZM5 208H6V207H5ZM39 208H40V207H39ZM45 208H46V207H45ZM50 208H52V207H50ZM89 208H90V209H89ZM103 208H104V207H103ZM103 208H102V209H103ZM128 208H129V207H128ZM150 208H147V210H144V211H145V214L142 213L143 210H142V212H141V208H140V210H138V211L141 212L143 215L146 216V215H147V214H146V211H148V209H150ZM156 208H155V209H156ZM160 208H159V210H158V211H160L159 213H161V211H162ZM166 208H167V205H166V207H165L163 210H165ZM170 208H171V207H170ZM177 208H178V207H177ZM188 208H189V210H190V208H191L190 205H189ZM188 208H187V209H188ZM194 208H196V207L194 206ZM207 208H205V209H206L205 211H208ZM225 208H226V207H225ZM225 208H224V209H225ZM243 208H244V207H243ZM7 209H8V208H7ZM27 209H28V208H27ZM48 209H49V208H47V210H48ZM54 209H55V208H54ZM59 209H60V205H59ZM61 209H62V208H61ZM67 209H68V208H67ZM69 209H70V208H69ZM74 209H76V210L74 211ZM84 209H85V208H84ZM102 209H101V210H102ZM105 209H106V207H105ZM110 209H111V208H110ZM123 209H124V208H123ZM143 209H145V208H143ZM155 209H154V210H155ZM179 209H180V208H179ZM179 209H178V210H179ZM185 209H186V208H185ZM187 209H186V210H187ZM191 209H192V208H191ZM231 209H232V208H231ZM233 209H234V208H233ZM251 209H250V212L252 211ZM4 210H5V209H4ZM13 210H14V209H13ZM45 210H46V209H45ZM55 210H56V209H55ZM55 210H54V212H55ZM62 210H63V209H62ZM65 210H66V208H65ZM101 210H99V212H98V213L100 214V215L98 214L99 218H101V217H100V216H101V213H100ZM129 210H131V209L129 208ZM137 210L135 209L136 212H137ZM150 210H151V209H150ZM169 210H170V209H169ZM169 210H168V208H167L166 211L168 212ZM171 210H173L172 212L175 211V209H171ZM227 210H228V208H227ZM6 211H7V210H6ZM35 211H36V210H35ZM38 211H39V209H38ZM68 211H69V210H68ZM68 211H67V212H68ZM78 211H79V213H78ZM103 211H104V212H107V211H105V210H103ZM103 211H102V212H103ZM114 211H116V210L114 209V210H113V213H114ZM126 211H127V210H124L123 214H125ZM133 211H134V210H133ZM156 211H157V210H156ZM158 211H157V212H158ZM196 211H197V210H196ZM211 211H212V212H211ZM225 211H226V209H225ZM239 211H237V212H235V213H239ZM262 211H261V212H262ZM42 212H43V211H42ZM64 212H65V211H64ZM67 212H66V213H67ZM74 212H76L77 214H75ZM88 212H92V209H91L90 211H87L86 213H88ZM136 212H134V215L136 214ZM149 212H150V211H149ZM162 212H163V211H162ZM164 212H165V211H164ZM179 212H180V211H179ZM227 212H228V211H227ZM261 212H260V214H261ZM8 213H9V211H8ZM16 213H17V212H16ZM33 213H35V212H33ZM40 213H41V212H40ZM56 213H59V211L56 212ZM109 213H110V212H108V214L105 213V214L107 215V217L111 214V213H110V214H109ZM118 213H120V212L117 211V216H118V215L121 216L122 213H121V214H118ZM128 213H129V212H128ZM141 213H139L140 216L142 215ZM170 213H171V212H170ZM201 213H203V212H201ZM206 213H209V211L206 212ZM222 213H224V212L222 211ZM248 213H249V212H248ZM11 214H12V213H11ZM36 214H38V213L36 212ZM43 214H44V213H43ZM45 214H46V213H45ZM63 214H65V213H63ZM73 214H74V215H73ZM84 214H85V213H84ZM150 214H151V213H150ZM157 214H158V213H157ZM157 214H156V215H157ZM161 214H162V215H161ZM161 214H160V215L158 214V217H159V218H161L160 216H162V217L164 216L163 213H161ZM166 214H167V213H166ZM180 214H181V213H180ZM194 214H195V213H194ZM227 214H228V213H227ZM227 214H225V215H227ZM239 214H240V213H239ZM239 214H236V216L239 217V216H240ZM245 214H247V213H245ZM251 214H253L254 216L257 215V214L255 215V213H253V211H252V213H249V216H250ZM258 214H259V213H258ZM263 214H264V213L262 212L261 215L263 216ZM18 215H19V214H18ZM47 215H48V213H47ZM49 215H50V214H49ZM60 215L62 216V214H60ZM60 215H59L60 218L58 217L57 219H60V221H63V222L65 223V220H64L65 217H62L63 219H61V216H60ZM143 215H142V216H143ZM156 215H155V216H156ZM174 215H175V216H178L179 219H176V217H175ZM174 215L172 214L171 216H172V217L174 216L176 220H180V217H179L178 214H177V215L174 214ZM197 215H199L198 212H197L196 216H197ZM207 215L209 216V214H207ZM219 215H221V214H219ZM238 215H239V216H238ZM14 216H15V215H14ZM35 216H36V215H35ZM41 216H43V215H40V217H41ZM56 216H57V215H56ZM67 216H68V215H67ZM85 216H86V219H87V220H85V223H86V221H90L89 219L92 218V217L89 216L90 218L88 219V218H87L88 215H86V214H85ZM85 216H83L84 219H85ZM103 216H104V215H103ZM119 216H118V218H119ZM122 216H123V215H122ZM125 216L127 217L126 214H125ZM132 216H133V215H132ZM147 216H148V215H147ZM147 216H146L145 219H144V216L141 217L142 220H143V219L146 220V219H147ZM169 216H170V215H169ZM169 216L165 215L164 218H165V217H166V218L168 217L167 221H169V218H171V217H169ZM184 216H185V215H184ZM201 216H204V215L201 214L200 217H201ZM242 216H243V214H242ZM37 217H39V216L37 215ZM37 217H36V218H37ZM40 217H39V218H40ZM43 217H44V216H43ZM68 217H69V216H68ZM93 217L96 218V215L93 216ZM112 217H113V216H112ZM115 217H116V216H115ZM128 217H129V216H128ZM134 217H135V216H134ZM148 217H149V216H148ZM150 217H151V216H150ZM152 217H153V215H152ZM174 217H173V219H174ZM182 217H183V216H182ZM226 217H228V215H227ZM240 217H241V216H240ZM240 217H239V218H240ZM260 217H261V216H260ZM263 217H264V216H263ZM32 218H34V217H32ZM32 218H31V219H32ZM46 218H47V217H46ZM51 218H52V220H53V217H52V216H51ZM69 218H70V217H69ZM69 218H68V219H69ZM79 218H80V216H79ZM99 218H98L97 220H99ZM104 218H105V217H104ZM108 218H111V216L108 217ZM108 218H107V219H108ZM124 218H125V217H123L122 220L125 221V223H129V226L132 225V223H133L132 231H133V229H137V227H138V229H139V226H140L142 220H137L136 224H134V221L132 222V219H133V218L129 219L128 222H126V219H127V218H125V219H124ZM129 218H130V217H129ZM155 218H156V217H155ZM155 218H153V219H155ZM159 218H158V219H155V222H153V223L157 224V223L159 222L160 224H163V225H162L163 228H164V226H165V228H166L167 226H166L165 223H164V222H167L166 219L161 218V219H163V221H164V222L162 223V221H158ZM186 218H187V217H186ZM196 218H198V216H197V217H194V219H195L196 222L198 223L199 218H198V219H196ZM202 218H203V217H202ZM202 218H201V219H202ZM204 218L207 219V217H205V216H204ZM219 218H220V217H219ZM231 218H232V217H231ZM242 218H243V217H242ZM242 218H241V219H242ZM249 218L251 219V216H250ZM249 218H248V219H249ZM254 218H255V217H254ZM254 218H252V219L255 220V221L257 222V224H258V221H259L260 219L257 221V220H256L257 218H255V219H254ZM258 218H259V215H258ZM37 219H38V218H37ZM55 219H56V218H55ZM65 219H66V221H69V220H70V219L67 220V217H66ZM84 219H83V220H84ZM107 219H106V220H107ZM111 219H112V218H111ZM114 219H115V218H114ZM116 219H117V218H116ZM134 219H135V218H134ZM148 219H149V218H148ZM148 219L145 221L146 224H147V222H148ZM151 219H152V218H151ZM153 219H152V221H154ZM182 219H183V220L179 221V222H181L182 224H179V223H178V226H177V223H176V226L174 225V223H173L174 226H173V225H170V223H169L170 221L167 223V225L169 226V229H170V228L172 229L173 227L176 228V232H175V230H174V231L171 230L173 233H176V234L181 235V236H183V235H182V233H180V231H183V232L188 231V230H186V229H187V227H188L189 225H188V226H186V225H187L188 223L190 224V222H191V220H189L188 223H185L186 219L184 220V217H183ZM209 219H211V218H208V220H209ZM212 219H213V218H212ZM217 219H218V218H217ZM228 219H230V218H228ZM232 219H233V218H232ZM245 219H246V217H245ZM250 219H249V221L251 222L250 224L253 225L252 223H254L255 221L253 222V221L250 220ZM48 220H49V218H48ZM48 220H47V221H48ZM74 220H75V219H74ZM92 220L94 221L95 219H92ZM92 220H91V221H92ZM149 220H150V219H149ZM156 220H157V223H156ZM170 220H171V219H170ZM208 220H206V221H208ZM213 220L216 221L215 218H214ZM213 220H212V221H213ZM223 220H224V219H223ZM28 221H30V220L28 219ZM33 221H34V220H33ZM47 221H46V222H47ZM54 221H55V220H54ZM56 221H57V220H56ZM81 221H82V220H81ZM91 221H90V222H91ZM93 221H92V222H93ZM101 221H102V220H101ZM104 221H105V220H104ZM104 221H103V222H104ZM107 221H110V219H108ZM113 221H114V223H113L112 225H114L115 228L119 227V225H115V223H116L115 220H113ZM118 221H119V223H120V230H121V226L123 225V226H122V227H123L122 229H123L124 231L122 232V234H123V233H126V232H125V229H124V226H125V225H124V222L121 223L122 221H121L120 219H118L116 224H119ZM120 221H121V222H120ZM173 221H174V220H173ZM227 221H228V220H227ZM227 221L225 220V222H227ZM232 221H234V220H232ZM232 221H231V222L229 221V222H230V223H229L230 225H231ZM261 221L264 222V219L261 220ZM30 222H31V221H30ZM30 222H28V224H31ZM58 222H59V221H58ZM90 222H89V223H90ZM130 222H132V223L130 224ZM174 222H175V221H174ZM176 222H177V221H176ZM186 222H187V221H186ZM193 222H194V221H193ZM199 222H200V221H199ZM204 222H205V220H204ZM235 222H236V221H235ZM235 222H234V224H235ZM43 223H45V222H43ZM53 223H55V222H53ZM66 223H67V222H66ZM68 223H69V222H68ZM70 223L73 224L74 222H73V223L70 222ZM70 223H69L68 226H67L68 228L70 227V226H69ZM82 223H83V222H82ZM93 223H94V222H93ZM108 223L110 224V222H108ZM142 223H143V221H142ZM145 223H143V224H145ZM159 223H158V225H160ZM183 223H184V224H183ZM201 223H203V219H202V222H201ZM248 223H249V222H248ZM47 224H48V223H47ZM74 224H76V223H74ZM87 224H88V223H86V225H84V226L90 227L89 224H88V225H87ZM98 224H99V223H98ZM121 224H122V225H121ZM193 224H194V223H192V225H193ZM211 224H212V223H211ZM211 224H210V225H211ZM225 224L227 225L228 222L225 223ZM229 224L227 225L228 227H229ZM236 224H238V223H236ZM236 224H235V225H236ZM5 225H6V224H5ZM60 225H61V224H60ZM65 225H67V224H65ZM90 225H91V223H90ZM134 225H137V226L134 227ZM141 225H142V224H141ZM179 225H183V227H181V230L179 229V227H180ZM202 225H203V224H202ZM204 225H206V224L204 223ZM215 225H217V223H216ZM240 225H241V224H240ZM262 225L264 226L263 223H261V225H259V226H261V227H259L260 229H264V227H263ZM26 226H28V225L26 224ZM32 226H33V227L31 228V230H32L33 228H34V229L39 228V227H37V226H35V227H36V228H35L34 225H33V223H32ZM63 226H64V225H61L60 228H62ZM91 226H92V225H91ZM110 226H111V225H110ZM116 226H117V227H116ZM143 226H145V225H143ZM147 226H148V228L150 227L149 225H147ZM147 226H145V227H147ZM162 226L160 225V227H158V228L161 229ZM184 226H186V229H184ZM196 226H197V225H196ZM196 226H195V227H196ZM207 226L209 227V221H208ZM223 226H225V225H223ZM254 226H256V223H254ZM28 227H29V226H28ZM48 227H49V226H48ZM58 227H59V226H58ZM79 227L82 228L83 225L79 226L78 224H76V226H74V227L72 226V227H70L69 229L66 228V229H67L66 231H65V229L62 228V229H63L62 231H65V232H66V233L64 232V234H67V235H68V233H69L68 230H70V234H72V233H71V230H73L74 228H75V232H74V231H73V232H74V233L77 232V233L74 234V235H75L74 237H72V235L70 236V234H69V237H63V236H62V239H63V240H60V241H63V243H61V245H60L59 247L52 246V242H51V241L48 242V239H47V238H48L47 231H48L49 229L47 228V225H45V230H44V232H43L42 234H39V233L37 232V230H34V229H33V233L36 234V237L40 240L39 242L41 243V245H42L43 247H45V248H48V247H49V248H51V249H52L53 247H55L56 249H54V250L57 251L58 253H60V254H58L57 256L61 257V259H62V257H63L64 259H66V260L69 259V260L67 261L68 264H78L77 262H79V264H82V263H80V261H81V262L83 261L84 264H86L87 262H88V264H89V263H90V264L93 263L91 259H95L94 257H96V256H94V257L92 256L93 258L90 259L92 263L89 262L90 260L87 261V258H88L87 255H89V257H90V255H92L93 253H92V254H88V253H87L88 250H87V252H83V251L81 252L79 248H80L82 245H86V246H88V247H92L93 251L95 250V251L98 252V256H99L100 254H102V255L104 256V254H105V258H104V259L101 260V257H100V260H101V261L98 262V261H97L98 258L95 259V262H94L95 264H150V262H152L153 258H155V257L153 256L154 253H153V255L150 256V254H149L148 251H150V250H151V251L154 250V252H155V247H156L157 244H159V241L161 240V238H160V240H159V241L157 242V244H156V241H157V238H156V237L158 236V234H156V235H157V236H156L155 234L152 233V234H153V237H150V233H149L150 231H149L148 233L146 232L145 234H143L144 237L146 238V241H147V242H145L144 245L148 247V249H146L145 246H144V248H145L146 250H145V252H143V253H145L143 256L146 257V254H147V257L150 256L151 259H150V260H149V259L147 260V259L144 257L146 260L142 261V260H141L142 258H141V259L138 258V259H139V262H140V261H142V262H140V263L138 262V263H137L136 260H133V261H132V256L135 255V254L132 255L133 253H131L132 250L134 249V245L130 244V243H131V242H130V239H127V237L122 236L120 233H118V232H116V231H113V232H110V233H104V234H103V233H100V232H98V231L95 229L94 225H93L94 228H93V227H90V228H86V227H84V228H86V229H88V230L91 229V228H93V229H91L90 231H87V233H86V231L82 233L83 230L80 232ZM127 227H128V226H127ZM151 227H152V226H151ZM199 227H200V226H198V229H200ZM219 227H221L220 224H219ZM240 227H241V226H240ZM240 227H239V228H240ZM262 227H263V228H262ZM7 228H8V227H7ZM71 228H72V229H71ZM112 228H113V227H112ZM130 228H131V226H130ZM130 228H129V229H130ZM155 228H156V227H154V229H155ZM163 228H162V229H163ZM188 228H189V227H188ZM196 228H197V227H196ZM196 228H195L194 230H195V231L197 230L196 232L198 233L199 231H198V229H196ZM201 228H202V227H201ZM213 228H214V227H213ZM215 228H216V226H215ZM224 228L226 229V227H224ZM230 228H231V227H230ZM232 228H234V227H232ZM232 228H231V229H232ZM239 228H238V227L235 228L236 231H237V232L235 231V236H236L237 233L240 232V230H241V232H242V230H243V233H244L245 230L242 229V228H241V229L239 230V232H238V229H239ZM249 228H252V229H253V226H252V227H248V229H249ZM39 229H40V228H39ZM41 229H42V228H41ZM51 229H52V228H51ZM150 229H152V228H150ZM154 229H153V230H154ZM156 229H157V228H156ZM159 229H158V230H159ZM162 229H161V231H159L158 233H165V234H166L168 228H167V229H163V230H165L166 232H165V231L162 232ZM173 229H174V228H173ZM177 229L179 230V233H180V234L177 233V232H178ZM183 229H184V230H183ZM209 229H210V227H209ZM227 229H228V228H227ZM227 229H226V230H227ZM235 229H233V230H235ZM248 229H246V231H247V232H246L247 234H245L246 236H247L248 234H250L249 232L252 231V229H249L250 231H249ZM260 229H258V230H260ZM31 230H30L29 233H31ZM53 230H54V229H53ZM116 230H117V229H116ZM118 230H119V229H118ZM185 230H186V231H185ZM215 230H217V229H215ZM222 230H223V227L220 229V231H222ZM258 230H257V231H258ZM39 231L41 232V230H39ZM111 231H112V230H111ZM143 231H144V230H143ZM143 231L141 230V232H143ZM171 231H170V232H171ZM189 231H190V230H189ZM195 231L192 230V232H195ZM200 231H201V230H200ZM228 231L231 233V231H230L229 229L227 230V232H228ZM248 231H249V232H248ZM55 232H56V230H55ZM108 232H109V231H108ZM139 232H140V231H139ZM141 232H140V233H141ZM153 232H154V231H153ZM170 232H169V233H170ZM222 232H226V231L223 230ZM229 232L226 233V234L229 235ZM241 232H240V235H238V236H240V237H241V236H242V237L245 236V235H244L243 233H241ZM263 232H264V231H263ZM56 233H57V232H56ZM154 233H155V232H154ZM186 233H187V232H186ZM186 233H185V234H186ZM201 233H202V231H201ZM219 233H220V232H219ZM232 233H233V231H232ZM232 233L230 234V238H231V236H232L231 239H234V238H235V237H233L234 233H233V235H232ZM258 233L260 234V236H258L259 234L256 236V235H255L256 233H255V234H254L255 238H256V237L259 238V237H262V236L264 235V234L261 232V230L258 231ZM14 234H15V233H14ZM50 234H51V233H50ZM52 234H53V233H52ZM165 234H164V236H165ZM171 234H172V233H171ZM187 234H188V233H187ZM194 234H195V233H194ZM242 234H243V235H242ZM0 235H1V234H0ZM20 235H21V234H20ZM30 235H31V234H30ZM55 235H56V234H55ZM160 235H161V234H159V236H160ZM166 235H167V234H166ZM178 235H177L176 237H178ZM197 235H202V234H196V236H197ZM205 235H206V236H205V237H206L205 240H206V241L208 240L207 243H210V242H211L210 240L212 239V237H213L214 235H212L211 237H210V235H209L210 238H208L207 233H206ZM217 235H218V234H217ZM224 235H225V233H224ZM224 235H223L222 239L224 238ZM261 235H262V236H261ZM31 236H32V235H31ZM53 236H54V235H53ZM53 236H50V237H53ZM162 236H163V234H162ZM162 236H160V237H162ZM164 236H163V237H164ZM168 236H169V235H168ZM192 236H193V235H192ZM219 236H220V234H219ZM246 236H245V237H246ZM3 237H4V236H3ZM10 237H11V236H10ZM56 237H57V235H56ZM169 237H170V236H169ZM183 237H187V236H183ZM189 237H190V240H191V241H192V239H194V236H193V238H191V236L189 235ZM197 237H198V236H197ZM202 237H203V235H202ZM205 237H203V238H205ZM217 237H218V236H217ZM220 237H221V236H220ZM242 237H241V238H242ZM18 238H19V240H20V237H18ZM24 238H25V237H24ZM24 238H22V239H24ZM54 238H55V236H54ZM167 238H168V237H166V238L164 237V239H166V241H168ZM171 238H172V237H171ZM255 238L253 237V239H255ZM0 239H2V238H0ZM8 239H11V238H8ZM13 239H14V238H13ZM30 239H31V238H30ZM38 239H36V240L38 241ZM164 239H162V240H164ZM178 239H179V238H176V240H178ZM184 239H185V238H184ZM187 239H188V238H187ZM197 239H198V238L195 237V241L193 242V244L196 243L197 245H199V243H198L199 240H197ZM199 239H200V237H199ZM217 239H220V240H221V238H216V237H215V240H217ZM225 239H226V238H225ZM235 239H238V238L236 237ZM242 239H245L246 241L249 240V239H248V236H247V238H242ZM253 239H252V240H253ZM261 239H262V238H261ZM261 239L259 238L260 242H261ZM32 240H34V239H32ZM170 240H171V239H170ZM181 240L183 241V238H181ZM226 240L231 241V240L228 239V238H227ZM238 240H239V241H238ZM238 240H237V241L240 242V239H238ZM257 240H258V239H257ZM259 240H258V241H259ZM5 241H6V243H8V244H10V242H11L10 240H9L10 242H8V240H6V239H5ZM5 241H4V242L2 241V243H5ZM179 241H180V239L178 240V242H179ZM185 241H186V239H185ZM185 241H184V242H185ZM237 241H235V242H237ZM241 241H242V240H241ZM255 241H256V240H255ZM263 241H264V237H263V239H262V243H263ZM0 242H1V241H0ZM14 242H15V241H14ZM18 242H19V241H18ZM33 242H34V241H33ZM33 242H32V244H34ZM39 242H38V244L40 245ZM97 242H98L99 244H97V247H96L95 243H97ZM170 242H171V241H170ZM201 242H202V241H201ZM201 242H200V243H201ZM220 242H221V241H220ZM220 242L218 241V243H220ZM232 242H233V240H232ZM6 243H5V244H6ZM48 243H50L49 246H47ZM58 243H59V242H58ZM85 243H86V244H85ZM185 243H186V242H185ZM191 243H192V242H191ZM202 243H203V242H202ZM202 243H201V244H202ZM207 243H205V244L203 243V245H200V246H204V248H205V247L208 246ZM221 243H222V242H221ZM223 243H224V242H223ZM240 243H242V242H240ZM262 243H261V249H260V252H261L262 249H263L262 252L264 251V243H263V245H262ZM8 244H7V245H8ZM11 244H12V243H11ZM11 244L8 245V246H10L11 249H12L14 246L12 247ZM21 244L24 246L23 242H22ZM27 244H28V241H27ZM35 244H36V243H35ZM44 244H45L46 246H45ZM87 244H88V245H87ZM168 244H169V243H168ZM196 244H194V245L197 246ZM215 244H216V242H215ZM225 244H226V246H227L228 243H224V244H221V245L216 244V245H215V249H216L215 251H218V250L221 251L222 248H220V249H218V248H219L220 246H222L223 248H225V246H224ZM246 244H247V243H246ZM248 244H249V243H248ZM253 244H255V242H253ZM22 245H20V247H21ZM94 245H95V246H94ZM110 245H113L114 247L112 248V247H110ZM164 245L166 246V242H165ZM178 245H180V243H179ZM186 245L188 246V242L186 243ZM186 245H185V246H186ZM205 245H206V246H205ZM255 245H257V244H255ZM3 246H4V244H3ZM8 246H7V248H6V246H4L5 249L2 250V249H1L2 245L0 244V250H1V251H0V264H19L20 262L22 263V260H21L22 258L20 257V256H21L20 253H21L22 251H18V248H19V247H18L17 249H12L13 251H17V252H14V253H13L12 250L8 248ZM15 246H16V245H15ZM23 246H22L21 249L19 248V250L24 249L25 246H24V247H23ZM27 246H28V245H27ZM27 246H26V247H27ZM29 246H30V245H29ZM42 246H41V247H42ZM51 246H52V247H51ZM86 246H85V247H86ZM160 246H161V248H162V245H161V244H160ZM187 246L185 247V249H183V251H184V250L187 251ZM195 246H194V247H195ZM217 246H219V247H217ZM231 246L233 247L232 244H231ZM231 246H230V247H231ZM257 246H260V243H259V245H257ZM262 246H263V247H262ZM16 247H17V246H16ZM16 247H14V248H16ZM60 247H61V250H60L61 252H59ZM78 247H79V248H78ZM94 247H96V249H95ZM139 247H140V246H139ZM171 247H172V246H171ZM179 247H181V246H179ZM208 247H209V246H208ZM211 247H213V246L211 245V246H210L209 248H207V249H211V250H212L213 248H211ZM230 247H226V248L231 249ZM234 247H235V243H234ZM234 247H233L234 250H232V252L234 251V252L236 253L237 251H235V248H237V247H238V248H241L242 246L240 247V246H237V245H236V247H235V248H234ZM243 247H245V245H244ZM254 247H256V246H254ZM29 248H30V247H29ZM34 248H35V247H34ZM34 248H33V250H34ZM45 248H42V249H41V248H38V249H36L35 251H36V252L38 251V252H37V255H38V253H39V251H40L39 249H41L42 252H43V250H45V252L51 250V249H50V250H49V249L46 250ZM57 248H59V249L57 250ZM83 248H84V247H83ZM140 248H142V247H140ZM158 248H159V250H161L160 247H158ZM163 248H164V246H163ZM168 248H169V247H168ZM200 248H202V247H200ZM204 248H203V249H204ZM226 248L224 249L225 253H226V250H227ZM238 248H237V249H238ZM85 249H86V248H85ZM97 249H98V250H97ZM217 249H218V250H217ZM246 249H247V248H246ZM31 250H32V248H31ZM81 250H82V248H81ZM83 250H84V249H83ZM141 250H142V249H139V251H141ZM147 250H148V251H147ZM157 250H158V249H157ZM163 250H164V249H163ZM194 250H196V249H194ZM194 250H192V252H193ZM238 250H239V249H238ZM242 250H244V248H242ZM252 250L254 251V248H253ZM255 250L258 251L259 249L257 248V249H255ZM2 251H4V252H2ZM142 251H144V250H142ZM146 251H147V252H146ZM176 251L179 252V250H176ZM188 251H189V250H188ZM188 251H187L186 253H188ZM228 251H229V250H227V252H228ZM230 251H231V250H230ZM244 251H246V250H244ZM247 251H250V249L248 248ZM253 251H252V252H253ZM18 252H20V253H19V260H20V262H18V261L16 260V258L18 257V255H17L16 253H18ZM40 252H41V251H40ZM45 252H44V253H45ZM91 252H92V251H90L89 253H91ZM97 252H95L94 254H96ZM152 252H153V251H152ZM165 252H166V251H165ZM199 252H200V251H199ZM207 252H208V251H207ZM211 252H212V251H211ZM218 252H219V251H218ZM218 252H217V253H218ZM221 252H222V251H221ZM221 252H220V253H221ZM240 252H242V251H240ZM258 252H259V251H258ZM260 252H259V253H260ZM262 252H261V253H262ZM46 253H47V252H46ZM55 253H56V252L53 251V254H54L53 257H56V254H55ZM80 253H87V254H84V255L87 256V258H85L86 256L83 257L84 255L82 254V255H83V256H82V259H83V260H80V257H81V256L79 257V254H80ZM99 253H100V254H99ZM103 253H104V254H103ZM156 253L158 254V253H160V252H156ZM156 253H155V255H157ZM169 253H170V252H169ZM182 253H183V252H182ZM220 253H218V254H220ZM230 253H231V252H230ZM230 253H228V254H230ZM235 253H231V254H233V257L235 256V259H236V260H237V259H238V260H241V258L239 259L238 257H236V256H237V253H236V255H234ZM249 253H251V252H249ZM249 253L247 252L245 255H248ZM261 253H260V254H261ZM51 254H52V250H51L50 253L43 254V255H44V256H45V255H46V256H52ZM148 254H149V255H148ZM160 254H161V253H160ZM160 254L157 255V256H161ZM178 254H179V255H178ZM178 254H176L177 257L181 255L180 253H178ZM183 254H185V253H183ZM183 254H182V255H183ZM215 254H216V252H215ZM221 254H222V253H221ZM223 254H224V253H223ZM255 254H256V252H255ZM260 254H257V255H260ZM16 255H17V257H16L15 260H14L13 257L16 256ZM23 255H24V253H23ZM102 255H101V256H102ZM106 255H107V257H106ZM131 255H132V256H131ZM138 255H139V254H138ZM172 255H173V256H172ZM172 255H171V257H174V254H172ZM187 255H188V254H187ZM196 255H198V252H197ZM211 255H212V254H211ZM216 255H217V254H216ZM225 255H226V254H225ZM225 255H223V258H224ZM32 256L35 258L34 255H31V257H32ZM98 256H97V257H98ZM139 256H140V255H139ZM139 256H137V257H139ZM141 256H142V254H141ZM143 256H142V257H143ZM152 256H153V258H152ZM164 256H165V257H168V256H170V255H168V254L165 253ZM176 256H175V257H176ZM229 256H232V255H229ZM238 256H239V255H238ZM240 256H242V255H240ZM240 256H239V257H240ZM248 256L251 257V254L248 255ZM10 257H11V258H10ZM26 257H27V256H26ZM33 257H32V258H33ZM150 257H149V258H150ZM165 257H164V260H165ZM175 257H174V258H175ZM177 257H176V258H177ZM184 257H186V256H184ZM184 257H183V259H184ZM193 257H195V256H193ZM217 257H218V255H217ZM219 257H221V256H219ZM256 257H257V256H256ZM260 257H261V255H260ZM12 258H13V259H12ZM20 258H21V259H20ZM28 258H30V257H28ZM28 258H27V259H28ZM38 258H39V257H38ZM57 258H58V257H57ZM84 258H85V260H84ZM102 258H103V257H102ZM144 258H143V259H144ZM156 258H158V257H156ZM176 258H175L174 261H173V258H171L172 260L169 261L168 259H170V258L168 257L167 260H168V262H169L170 264H172V263L176 264L175 262H177L178 259H179V261H180V262H179L180 264H182V263H183V264H187V263H190V264H191V262H187V263H186V261L181 263V261H183V260H181V258H182L181 256H180L178 259H176ZM213 258L216 259V257H212V259H213ZM226 258H227V257H226ZM244 258H245V257H242V259H244ZM248 258H249V257H248ZM248 258H246V260H245L246 263H243V264H249L250 259H248ZM254 258H255V257H254ZM258 258H259V256H258ZM261 258H262V257H261ZM40 259H41V264H45L44 262L42 263V261H43V260H42V257H40ZM40 259H39V260H40ZM50 259H52V257H51ZM50 259L45 258V260H47V261H46L47 263H48V260L51 261ZM59 259H60V258H58L57 261H56V260H55V261H56V263H58V264L60 263V264H61L62 262H59V261H61V260H59ZM134 259H135V258H134ZM138 259H137V261H138ZM215 259H213V260H214V261H213V264H214V262H215ZM36 260H38V259H36ZM36 260H35V261H36ZM58 260H59V261H58ZM157 260H159V258H158V259H155L154 261L157 262ZM176 260H177V261H176ZM189 260H190V259H189ZM191 260H192V259H191ZM207 260H208V259H207ZM223 260L225 261V263H226L227 261H228V262L230 261L231 264H233V263L235 264V262H236V260H233V258H232L233 263H232L231 260H225V258H224V259L219 260L218 262H215V263L223 264ZM238 260H237L238 263H242V262H241L242 260H241V261H238ZM257 260H259V259H257ZM13 261H14V262H13ZM71 261H72V262H71ZM85 261H86V262H85ZM96 261H97L98 263H97ZM154 261H153L152 263L157 264V263H155ZM159 261H160V262L163 261V256H161V259H160ZM172 261H173V262H172ZM216 261H217V259H216ZM221 261H222V263H220ZM16 262H17V263H16ZM25 262H26V260H25ZM36 262H37V261H36ZM160 262H159V263H160ZM165 262H167V261H165ZM171 262H172V263H171ZM197 262H198V261H197ZM197 262H196V263H197ZM211 262H212V261H211ZM228 262H227V263H228ZM230 262H229V263H230ZM54 263H55V262H54ZM54 263H53V264H54ZM56 263H55V264H56ZM67 263H65V260H64V263H63V264H67ZM152 263H151V264H152ZM159 263H158V264H159ZM192 263H193V262H192ZM196 263H195V264H196ZM225 263H224V264H225ZM23 264H24V263H23ZM39 264H40V263H39ZM160 264H161V263H160ZM162 264H168V263H164V262H163ZM193 264H194V263H193ZM198 264H199V262H198ZM210 264H212V263H210Z\"/></svg>", "mask_w": 264, "mask_h": 264}]
</instances>
